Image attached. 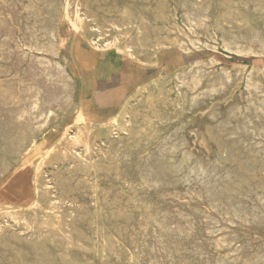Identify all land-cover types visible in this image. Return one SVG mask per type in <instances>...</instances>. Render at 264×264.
Segmentation results:
<instances>
[{"label":"rangeland","instance_id":"1","mask_svg":"<svg viewBox=\"0 0 264 264\" xmlns=\"http://www.w3.org/2000/svg\"><path fill=\"white\" fill-rule=\"evenodd\" d=\"M5 0H0V45L4 46V47H0V49H2V52L0 50V56H7L8 54V59H6L5 57L0 58V142H2V144L0 143V264H143V262L146 264H150L151 260V264H228L227 262H229V264H242V262L244 264H258L259 262H261V264L264 263V198L263 200H257L256 199H261L262 197H264V111H263V107H264V21L261 22L264 19V0H96L95 4H93L92 0H47V2H45L46 0H7V2L5 1V3H7L8 5H6L4 3ZM16 1V2H15ZM21 1V3H19ZM28 1V3H27ZM59 1V2H58ZM87 1V2H86ZM117 1V2H116ZM122 1V2H121ZM131 1H135L131 2ZM155 1V2H154ZM162 1H164L162 3ZM167 1V3L165 4V2ZM174 1V2H173ZM2 2L4 4H2ZM18 2V3H17ZM76 2V3H75ZM78 2V3H77ZM85 2V3H84ZM90 4H89V3ZM118 4H116V3ZM128 2V3H126ZM149 2V4H148ZM154 2V3H153ZM158 2V3H157ZM170 2V3H169ZM194 2V3H192ZM263 2V3H262ZM13 3L12 5H9ZM38 3V4H36ZM40 3V5H39ZM56 7H54L55 5ZM58 3H60L58 5ZM84 3V5H83ZM87 3V4H86ZM98 5H97V4ZM120 3H124V4H120ZM130 3V4H129ZM213 3V4H212ZM218 3V4H217ZM2 4V5H1ZM23 4V5H21ZM30 4V5H29ZM47 4V5H46ZM54 10H52L51 6ZM113 4V5H111ZM116 4V5H114ZM130 6H128V5ZM134 4V5H133ZM158 6H157V5ZM163 4V5H162ZM176 6H175V5ZM187 4V5H186ZM190 4V5H189ZM198 4V5H197ZM256 4V5H255ZM6 5V8H5ZM25 5V7H24ZM34 5V6H33ZM36 5V6H35ZM42 5V6H41ZM43 5H45V10L43 8ZM58 5V7H57ZM90 5V6H89ZM121 5H123L122 7L124 8H120ZM132 5V6H131ZM161 5V7H159ZM169 5V6H168ZM203 5V6H202ZM206 5H209L208 7ZM213 5V6H212ZM220 5V6H219ZM226 5H229L226 7ZM9 6H11L9 8ZM50 6V7H49ZM75 6V8H74ZM85 6V7H84ZM114 6V7H113ZM119 6V7H117ZM128 6V7H126ZM134 6V7H133ZM142 6V7H141ZM155 6V7H154ZM164 6V8H163ZM258 6V7H257ZM9 8V11L7 10ZM16 9H15V8ZM27 7V8H26ZM42 7V8H41ZM84 7V8H83ZM117 7V9H116ZM126 7V8H125ZM146 7V9H145ZM154 7V8H153ZM190 7V8H189ZM196 7V8H195ZM203 9H202V8ZM216 7V8H215ZM245 7V8H243ZM3 8V9H2ZM5 8V9H4ZM21 8V9H20ZM26 10H25V9ZM30 8V9H29ZM32 8V9H31ZM51 8V11L50 9ZM56 8V9H55ZM94 8L96 9V11H94ZM115 8V9H112ZM120 8V9H118ZM129 8H131L129 10ZM137 8V9H135ZM142 13H141V11ZM157 8H161V10L157 9ZM163 8V9H162ZM176 8V9H175ZM183 8V9H182ZM197 10H194V9ZM229 8V9H228ZM12 9L14 11H12ZM49 9V10H48ZM87 9L89 11H87ZM98 9V10H97ZM108 9V11H107ZM111 9L113 11H111ZM123 9V10H122ZM145 9V10H144ZM153 9V10H151ZM157 9V10H155ZM167 9V10H166ZM171 12H170V10ZM182 9V10H181ZM201 9V10H200ZM204 9L206 11H204ZM214 9V11H213ZM235 9V10H234ZM246 9V10H245ZM253 9V10H252ZM4 10V11H3ZM19 10V11H17ZM33 10V12H32ZM61 10V11H60ZM75 10V12H74ZM86 10V11H85ZM101 10V11H99ZM117 12H116V11ZM122 10V11H121ZM128 10V11H127ZM137 10V11H136ZM139 10V11H138ZM149 10V14L151 13V15L149 16L147 14ZM169 10V11H168ZM177 10V11H176ZM181 12H180V11ZM227 13V14H223V12ZM245 10V11H244ZM262 10V11H261ZM8 11V13H7ZM12 11V12H11ZM19 13H17V12ZM23 11V13H22ZM26 11V12H25ZM40 11L43 13H40ZM54 11V13H53ZM59 11V12H58ZM106 11V15L105 16L104 12ZM123 11H125L126 13H124ZM131 11V12H130ZM134 11V12H133ZM145 11V12H144ZM190 11V13H189ZM238 11V12H237ZM27 12H30L29 14ZM37 12V13H35ZM91 12V13H90ZM103 12V13H102ZM114 12V13H113ZM122 12V13H121ZM157 12V13H156ZM166 12V13H165ZM193 12H195V14H192ZM198 12V13H197ZM202 12V13H199ZM207 14H206V13ZM224 12V13H225ZM250 12V13H249ZM254 12V13H253ZM12 13V14H11ZM82 13V14H81ZM113 13V14H112ZM144 13V14H143ZM178 13V14H177ZM237 13V14H236ZM6 14V15H5ZM8 14V15H7ZM11 14V15H10ZM18 14V15H17ZM24 14V15H23ZM28 16H27V15ZM32 14V16H31ZM34 14V15H33ZM74 14V15H73ZM109 14V16H108ZM116 14V15H115ZM120 14V15H118ZM122 14V16H121ZM129 15V16H125V15ZM135 14V15H134ZM139 14V15H138ZM145 16H143V15ZM188 14V15H187ZM198 14V15H197ZM203 16H199L202 15ZM211 16H210V15ZM217 14H220V16ZM241 14V15H240ZM17 17L15 18L14 17ZM78 15V16H77ZM83 15V16H82ZM93 15L94 16V20H93ZM99 15V16H97ZM133 15V16H132ZM138 15V16H137ZM142 15V16H141ZM161 15V17L159 16ZM167 15V16H166ZM177 15V16H176ZM182 15V16H181ZM187 15V16H186ZM194 15V16H193ZM216 15V16H215ZM224 15H227L226 17ZM239 15V16H237ZM31 18H30V17ZM35 16V17H34ZM47 16V18H45ZM76 16V17H74ZM112 16H116V17H112ZM119 16V17H118ZM149 16V17H148ZM152 16V17H151ZM164 16V17H163ZM191 16V21L190 17ZM196 16V17H195ZM210 16V17H209ZM7 17V18H6ZM13 17V18H11ZM22 18L23 20H21L20 18ZM42 20H37V18ZM90 17V18H89ZM105 17V18H104ZM128 17V18H127ZM135 17V18H134ZM148 17V18H147ZM151 17V18H150ZM166 17V18H165ZM206 19V22H201L200 21H204L201 19ZM206 17V18H205ZM236 17V18H234ZM240 17V18H239ZM259 17V19H258ZM263 17V18H262ZM2 18L6 21V24L4 23L5 21L2 20ZM7 20H6V19ZM10 18V19H9ZM50 18V19H49ZM54 18V20H53ZM58 18V20H57ZM75 18L77 19V21L75 20ZM99 18H103V20H100ZM109 19L108 21H105L107 19ZM119 18V20L117 19ZM121 18V19H120ZM123 18V19H122ZM146 20H145V19ZM157 18V19H156ZM173 20H172V19ZM185 18V19H184ZM189 20H188V19ZM199 18V19H198ZM210 18V21H209ZM227 18V19H226ZM229 18V19H228ZM231 18V19H230ZM253 18V19H252ZM20 19V20H19ZM24 19H26L24 21ZM27 19L29 21H27ZM36 19V20H35ZM49 21H48V20ZM105 19V20H104ZM113 19V20H112ZM126 19V21H124ZM137 21H135V20ZM143 19V20H141ZM148 19V20H147ZM151 19V20H150ZM163 19V20H162ZM168 19V21H167ZM193 19V21H192ZM195 19V20H194ZM197 19V21H196ZM224 19V20H223ZM233 19V20H232ZM244 19V20H243ZM11 20V21H10ZM115 20V21H114ZM117 20V21H116ZM122 22H121V21ZM134 20V21H133ZM140 20V21H139ZM145 22L148 24L146 25L143 24ZM165 20V22H164ZM172 20V21H171ZM189 21V23L187 21ZM215 20V21H214ZM227 21V22H223V21ZM261 20V21H260ZM3 21V22H2ZM15 21V22H14ZM40 25H39V23ZM42 21V22H41ZM47 23V26L45 25V23ZM79 21V23H78ZM111 21V22H110ZM119 21V22H118ZM142 23H139L141 22ZM185 21V22H184ZM256 21V22H255ZM3 25H2V23ZM14 22V23H13ZM23 22V23H22ZM26 22L31 26H29L28 24H26ZM57 24H55V23ZM94 24H93V23ZM106 22V23H105ZM124 22V23H123ZM163 22V23H162ZM168 22V23H167ZM174 22V23H173ZM195 26H193L194 24ZM196 22L198 23L196 25ZM222 22V23H221ZM232 22V23H231ZM236 22V23H235ZM248 22V23H247ZM250 23V26L249 25ZM255 22V23H254ZM263 24V26H261L260 23ZM13 23V25H12ZM20 23V25H19ZM38 23V24H37ZM43 23V24H42ZM99 23V24H98ZM138 23V24H137ZM185 23V24H184ZM187 23V24H186ZM192 23V25H191ZM220 24V26H218ZM11 26H10V25ZM17 24V25H16ZM24 24V25H22ZM35 24V25H33ZM51 24V25H50ZM53 24V25H52ZM104 24V25H103ZM122 24V25H121ZM176 24V25H175ZM189 24V25H188ZM207 24V25H205ZM214 24V25H212ZM228 24V25H227ZM234 24V25H233ZM238 24V25H237ZM240 24V25H239ZM247 24V25H246ZM9 25V26H7ZM23 28L21 31V28ZM22 25V26H21ZM38 27H37V26ZM46 26V28H41V26L43 27ZM55 25V26H54ZM73 25V26H72ZM114 25V26H112ZM120 25V26H119ZM127 25V26H126ZM152 25V26H151ZM168 25V26H167ZM185 25V26H184ZM205 25V26H204ZM211 27H210V26ZM216 25V26H215ZM225 25V26H224ZM227 25V26H226ZM36 26V27H34ZM50 26V28H49ZM124 26V27H123ZM135 26V27H134ZM155 26V27H154ZM157 26L159 28H157ZM165 26V28L163 27ZM175 26L177 28H175ZM189 26V27H188ZM198 26V27H197ZM203 26V27H202ZM218 26V27H217ZM244 26V27H243ZM8 27V28H7ZM27 27V28H24ZM56 27V28H55ZM58 27V28H57ZM71 27V28H70ZM74 27V28H72ZM79 27V28H78ZM99 27V28H98ZM115 27V28H113ZM133 27V28H132ZM199 29H197V28ZM206 27V28H204ZM218 30V31H216ZM226 27V28H225ZM237 27V28H236ZM240 27V28H239ZM249 27V28H247ZM252 27V28H251ZM256 27V28H255ZM10 28V30H9ZM33 28V29H31ZM36 29V32L33 31ZM40 28V29H39ZM48 28V29H47ZM55 28V29H54ZM128 28V30H127ZM136 28H140L142 33L140 35V42L137 41V34L135 33L137 31ZM164 28V30H163ZM204 29V35H203V29ZM210 28V29H209ZM8 29V30H7ZM20 32H19V30ZM31 29V30H29ZM39 29V30H38ZM47 29V30H46ZM54 29V30H53ZM71 29V30H70ZM73 29V30H72ZM133 29V30H132ZM160 33H156L154 30ZM166 29V31H165ZM175 29H177L178 31H176ZM187 29V30H186ZM190 29V30H188ZM195 29V30H193ZM222 31H221V30ZM228 29V30H227ZM235 30L234 31H231ZM4 30V31H3ZM15 30V31H14ZM18 30V32H17ZM25 30V31H24ZM28 30V31H26ZM43 30H45L46 32H44ZM52 30L53 33L50 31ZM77 33H76V31ZM114 30V32H113ZM131 30V31H130ZM136 30V31H135ZM154 34H153V31ZM163 30V31H162ZM171 30V32L169 31ZM210 30V31H209ZM225 30V31H224ZM238 30V31H237ZM240 30V31H239ZM12 33H10V32ZM33 31V32H31ZM43 31V32H42ZM50 33H49V32ZM55 31V32H54ZM58 31V32H57ZM101 31V32H100ZM103 31V32H102ZM116 31V32H115ZM134 31V32H133ZM173 31V32H172ZM188 31V32H187ZM194 31V32H193ZM214 31V32H213ZM216 31V32H215ZM246 31V33H245ZM259 31V32H258ZM35 32V33H34ZM39 32V33H37ZM80 32V33H79ZM131 32V33H130ZM152 32V33H150ZM179 32V33H178ZM191 34H190V33ZM194 36H192L193 34ZM196 32V33H195ZM206 32V33H205ZM213 32V33H212ZM225 32V33H224ZM227 32V33H226ZM237 32V33H236ZM19 33V34H18ZM29 33V36H28ZM37 33V35H36ZM41 33V34H40ZM59 35H58V34ZM115 33V34H114ZM123 33V34H122ZM135 33V34H134ZM172 33V34H170ZM208 33V34H207ZM210 33H212L211 35H209ZM230 33V34H229ZM260 33V35H258ZM7 34V35H6ZM32 34V35H30ZM41 36H40V35ZM46 34V35H45ZM52 36H51V35ZM134 34V35H133ZM163 34V35H162ZM180 34V35H177ZM221 34V35H220ZM222 34L223 37H226L225 40L222 39ZM227 34V35H226ZM229 34V35H228ZM246 34V35H245ZM5 35V38L4 36ZM14 37H13V36ZM25 35V36H24ZM27 35V36H26ZM38 37L33 39V36ZM54 35V36H53ZM106 37H105V36ZM152 35V36H151ZM162 35V36H161ZM183 35V36H181ZM199 35V36H198ZM203 35V36H202ZM210 37H209V36ZM226 35V36H225ZM231 35V36H230ZM249 35V36H247ZM8 36V37H7ZM21 36V38H19ZM43 36V37H42ZM45 36V37H44ZM126 36V37H125ZM131 36V37H130ZM159 36V38H158ZM165 36V37H164ZM173 38L172 40H170L171 38ZM196 36V37H195ZM198 36V37H197ZM207 36V37H206ZM230 36V37H228ZM236 38L234 39V37ZM256 38H255V37ZM6 39H2V38ZM23 37V38H22ZM26 37V38H25ZM30 37V38H28ZM40 37V38H39ZM48 37V38H46ZM82 37V38H81ZM151 37V39H150ZM163 37L164 42L160 39ZM176 37V38H175ZM184 37L186 39H184ZM205 37V38H204ZM215 37V38H214ZM220 39L218 40L217 38ZM239 37H244V38H239ZM251 37V38H250ZM253 37V38H252ZM263 37V38H260ZM28 38V39H27ZM32 38V39H31ZM56 39L54 43L53 42L54 39ZM112 38V39H111ZM125 38V40H124ZM208 38V39H207ZM230 38V39H228ZM233 38V39H232ZM247 38V39H246ZM249 38V39H248ZM16 39V40H15ZM41 39V41L39 40ZM43 39V40H42ZM59 39V40H58ZM153 39V40H152ZM169 39V40H168ZM176 39V40H175ZM10 40V41H9ZM15 40V43H14ZM26 40V41H24ZM31 40V41H30ZM36 40V41H35ZM40 42V44L38 45V41ZM51 40V41H49ZM152 40V41H151ZM156 40V41H155ZM172 42H168V41ZM190 40V42H188ZM209 42H208V41ZM214 40V41H213ZM228 42H227V41ZM232 40H235V42ZM242 40V42H241ZM249 42L247 43L246 41ZM252 40L255 41L257 44H255L254 42L252 43ZM262 40V41H261ZM24 41V42H23ZM28 41V42H27ZM46 41V43H51V44H46L44 45V42ZM61 41V42H60ZM63 41V42H62ZM86 41V42H85ZM158 41V42H157ZM174 41V42H173ZM197 41V42H195ZM200 41V42H199ZM245 41V42H244ZM2 42V43H1ZM5 42V43H4ZM18 42V43H17ZM25 42L27 44V46L25 45ZM35 42V43H34ZM37 42V43H36ZM59 44H58V43ZM112 42V43H111ZM117 42V44H116ZM145 42V43H144ZM157 42V43H156ZM179 45H177L178 43H180ZM192 42V43H191ZM199 42V43H198ZM204 42V43H203ZM213 42V43H212ZM223 42V43H222ZM232 42V43H231ZM30 43V44H29ZM35 45H33V44ZM43 45H42V44ZM142 43V44H141ZM160 43V44H159ZM174 43V44H173ZM177 43V44H176ZM189 43L193 46L191 47V45H189ZM235 43V44H234ZM238 43L239 47L242 46L241 48L238 47V45L236 44ZM246 43V44H245ZM262 43V44H261ZM8 44V45H7ZM13 44L15 45V47L13 46ZM22 44V45H21ZM36 44L38 46H36ZM58 44V45H57ZM111 44V45H110ZM151 44V46L149 45ZM154 44H156L154 46ZM183 44V48L182 47ZM195 44V46L193 45ZM205 44V45H203ZM229 44V45H227ZM249 44V45H248ZM25 45V46H24ZM30 45V51L29 50V46ZM32 45H33V51L32 50ZM50 45V46H49ZM52 45V46H51ZM57 45V46H56ZM161 45V46H160ZM163 45V46H162ZM185 45V46H184ZM198 45V46H197ZM224 45V46H223ZM231 45V46H230ZM246 45V46H245ZM253 45V47H252ZM257 45V46H256ZM8 46V47H7ZM18 46V47H17ZM24 46V48H23ZM46 46V47H45ZM59 46V47H58ZM154 46V47H152ZM159 46V47H158ZM165 46V47H164ZM177 46V47H176ZM178 46L180 47L178 48ZM220 46V48H219ZM236 51L232 52L233 47ZM236 46V47H235ZM257 49H256V47ZM259 46V47H258ZM7 47V48H6ZM20 47V48H19ZM26 47V49H25ZM36 47V48H35ZM42 52H41V49ZM51 47V48H50ZM128 47H132V49L130 51H132V56L127 55L126 53V48ZM141 48L142 49H137ZM168 47V48H167ZM195 47V49H194ZM199 47V48H198ZM205 47V48H204ZM207 47H211L210 49ZM223 47V48H222ZM224 47H228L226 50ZM238 47V48H237ZM249 47V48H248ZM13 48V49H12ZM15 48V49H14ZM17 48V49H16ZM35 48V50H34ZM159 48V49H158ZM163 48V49H162ZM193 48V49H192ZM215 48V49H214ZM224 50H222V49ZM238 51L241 52H237ZM248 48V49H246ZM252 49L253 52L249 49ZM8 49V51H7ZM12 52H11V50ZM23 49V50H22ZM49 49V50H48ZM58 49V50H57ZM213 49V50H212ZM229 49V51H227ZM232 49V50H230ZM246 49V50H245ZM259 49V51H258ZM263 49V50H262ZM19 50V51H16ZM27 50V51H26ZM37 50V53H35V51ZM50 52V53H48ZM52 50V51H51ZM56 50V52L54 53V51ZM151 50V51H150ZM187 50V52L185 51ZM189 50V51H188ZM10 51V52H9ZM140 51L142 52L140 54ZM182 51V52H181ZM215 51V52H214ZM227 51V52H226ZM247 51V53H246ZM257 51V52H256ZM261 51V52H260ZM14 52V53H13ZM26 52V53H25ZM29 52V53H28ZM47 52V53H46ZM53 52V54H52ZM58 52V53H57ZM139 52V55L138 53ZM144 52V54H143ZM148 52V54H146ZM263 52V53H262ZM17 53V54H16ZM22 53V54H21ZM24 53V55H23ZM28 53V54H27ZM57 53V55H56ZM93 53V54H92ZM234 53V54H233ZM237 53V54H235ZM246 53V54H245ZM252 53V54H251ZM257 53V55L255 54ZM261 53V55H260ZM10 54V56H9ZM12 54V56H11ZM20 54V55H19ZM51 54V56L49 55ZM61 58H60V56ZM127 56H126V55ZM165 54V55H164ZM242 54V55H240ZM254 54V55H253ZM31 55V57H30ZM54 55V56H53ZM167 55V56H166ZM238 55V56H237ZM240 55V56H239ZM252 55V56H251ZM256 55V56H255ZM259 55V56H258ZM24 56V59H23ZM38 56V58H36ZM137 56V57H136ZM140 56V57H139ZM258 56V57H257ZM16 57V61L15 58ZM21 57V59H20ZM26 57V58H25ZM30 57V58H29ZM54 57V58H53ZM92 57V58H91ZM145 61H144V58ZM5 58V59H4ZM36 58V59H35ZM44 58V59H43ZM129 58V59H128ZM142 58V59H141ZM148 58V59H147ZM2 59V60H1ZM13 59V60H10ZM35 59V60H34ZM38 59V61H37ZM42 59V60H41ZM46 59L47 62L45 61ZM7 60V61H6ZM30 60V61H29ZM55 60V61H54ZM12 61V62H11ZM19 61V62H18ZM22 61V62H21ZM29 61V62H28ZM53 63V66L50 67ZM144 61V62H143ZM155 61V62H154ZM165 61V62H164ZM200 61V62H199ZM7 62V63H5ZM41 62L45 63L43 64V68L42 67H38L40 66ZM57 62V64H56ZM141 62V63H140ZM143 62V63H142ZM150 62V63H149ZM218 64H217V63ZM16 63V64H15ZM21 65H20V64ZM39 63V64H38ZM50 63V64H49ZM122 65H121V64ZM163 63V64H162ZM201 63V64H200ZM205 63V64H204ZM215 63V64H214ZM15 64V65H14ZM35 64V66H34ZM49 64V65H48ZM60 64V65H59ZM73 64V65H72ZM210 64V65H209ZM4 65V66H3ZM25 65V66H24ZM42 65V64H41ZM121 65V66H120ZM196 65V66H194ZM203 65V66H202ZM206 65V66H205ZM37 66V69H36ZM64 66V67H62ZM189 66V67H188ZM191 66V67H190ZM193 66V67H192ZM202 66V68L200 67ZM208 68V70H205V67ZM210 66V67H208ZM239 66V67H238ZM244 66V67H243ZM6 67V68H4ZM25 69H22L24 68ZM35 67V68H34ZM57 67V68H56ZM81 67V68H80ZM199 67V68H198ZM11 73H8L10 71ZM13 68V69H12ZM21 68V69H20ZM28 68V69H27ZM58 73H56L54 71ZM60 72H59V69ZM183 68V69H182ZM190 68V69H189ZM192 68V70H191ZM204 68V69H203ZM222 68V69H221ZM240 68V69H239ZM261 68V70H260ZM53 69V70H52ZM57 69V70H56ZM221 69V72H218ZM241 69H243L242 71H240ZM257 72H256V70ZM14 70V72H12ZM37 70V71H36ZM49 70V73H46V71ZM62 70V71H61ZM184 70V71H183ZM215 70V71H214ZM238 70V71H237ZM252 70V71H251ZM21 71V72H20ZM41 73H40V72ZM50 71L51 74H50ZM71 71V72H70ZM192 73H191V72ZM203 71V72H202ZM217 71V73H216ZM224 71H225V75H224ZM259 71H260V75L261 73H263V75H259ZM3 72H5L4 76ZM7 72V73H6ZM18 72V74H17ZM20 72V73H19ZM45 72V73H44ZM48 72V71H47ZM66 72V73H65ZM179 72L182 74H179ZM185 72V74H184ZM201 72V73H200ZM205 72H210V73H206V75L204 74ZM212 72V73H211ZM231 72V74L228 75V73ZM14 73V74H13ZM22 73V74H21ZM43 73V74H42ZM56 73V74H55ZM62 73V75L60 76V74ZM189 75H188V74ZM198 73L203 74L202 78L201 75ZM227 73V74H226ZM233 73V74H232ZM238 73V74H237ZM240 73V77L238 76ZM252 73L254 74L252 76ZM258 76H256L257 74ZM7 74V76H6ZM39 74V75H38ZM46 76H45V75ZM49 74V75H48ZM53 74V75H52ZM193 74V75H192ZM214 74V75H213ZM217 74V75H216ZM242 74V76H241ZM247 74V75H246ZM250 74L252 77H250ZM256 74V75H255ZM12 75V76H11ZM15 75V76H14ZM21 75V76H19ZM38 75V76H37ZM52 75V76H51ZM57 77H55V76ZM59 75V76H58ZM73 75V77H72ZM174 75V76H173ZM184 75V76H183ZM208 75V76H207ZM228 77H227V76ZM231 75V77H230ZM246 75V76H245ZM18 76V78H17ZM34 76V77H32ZM45 76V77H43ZM51 76V78H50ZM64 76V78H62ZM69 76V77H67ZM177 76V79H176ZM182 78H180V77ZM186 76V78H185ZM190 76V78H189ZM207 76V77H205ZM211 76V77H210ZM213 76V77H212ZM217 76H221V77H217ZM235 76V77H233ZM245 76V78H244ZM247 76L249 78H247ZM256 76V77H255ZM13 77V78H12ZM23 77V79H22ZM50 78V79H47ZM54 77V78H52ZM163 77V78H162ZM188 77V78H187ZM200 79H199V78ZM205 77V79H204ZM217 77V78H216ZM225 77V79H224ZM227 77V78H226ZM233 77V78H232ZM240 78V81L237 79ZM253 77H255L253 79ZM12 78V79H11ZM17 78V79H16ZM44 78L47 80L48 83H46L44 81ZM55 78L57 80H55ZM71 78V79H70ZM74 78V79H73ZM158 78V79H156ZM211 78V79H210ZM216 78V79H215ZM223 78V79H221ZM251 78V79H250ZM263 78V79H262ZM7 79V80H6ZM53 79V80H51ZM61 81H59V80ZM63 79V80H62ZM120 79V80H119ZM162 79V80H161ZM175 79V80H174ZM183 79V80H181ZM186 79V80H185ZM188 79V80H187ZM191 81H190V80ZM193 79H198L199 81H193ZM202 79V80H201ZM221 79V80H220ZM246 81H245V80ZM262 79V80H261ZM15 82H14V81ZM21 80V81H20ZM51 80V81H50ZM71 80V81H70ZM76 80V81H75ZM182 83H180L179 81ZM201 80V81H200ZM208 80V81H206ZM217 82H216V81ZM226 80V81H225ZM238 82V83H236ZM254 82L252 85V82ZM261 80V81H260ZM13 81V82H12ZM29 81V82H28ZM55 83H54V82ZM126 81V82H125ZM149 81V82H147ZM156 81V82H155ZM164 81V82H163ZM178 81V82H177ZM184 81V82H183ZM185 81H189V82H185ZM204 81V82H203ZM212 81V84H210V82ZM219 81V83H218ZM229 81V82H228ZM263 81V82H262ZM8 82H11L8 84ZM19 82V83H18ZM25 84H22V83ZM32 82V83H31ZM34 82V83H33ZM52 82L55 84H52ZM57 82V83H56ZM61 84H60V83ZM66 83V85H64V83ZM71 82V83H70ZM76 82V83H75ZM157 82L160 85L157 84ZM173 82V83H172ZM193 82L195 84V82L197 84L193 85ZM201 82V83H200ZM216 82V84L214 83ZM221 82V83H220ZM224 82V83H223ZM225 82L228 85H225ZM241 82V83H239ZM244 82H248L246 83V87L249 88V90H251L250 87H252L254 84H259L258 86L255 85L253 86L255 89H257V91L252 88L253 90H251L253 93H250L248 89H246ZM257 82V83H256ZM259 82V83H258ZM5 83H7L8 85H6ZM14 83V84H13ZM29 83V84H28ZM31 83V84H30ZM59 83V85H58ZM156 83V84H155ZM164 83V84H163ZM223 83V85H222ZM250 83V84H249ZM7 86V88L4 86ZM19 84V85H18ZM22 84V85H20ZM28 85V87H26ZM34 84V85H33ZM73 84V87H72ZM122 86H121V85ZM163 84V85H162ZM185 84V85H184ZM209 86V87H207ZM218 84V85H217ZM221 84V85H219ZM248 84L250 86H248ZM4 89L3 88V86ZM33 85V88H32ZM45 85V86H44ZM78 85V86H77ZM117 85L120 87L117 88ZM157 85V86H156ZM162 85V86H161ZM175 85V87H174ZM177 85V86H176ZM184 85V86H183ZM191 85V86H190ZM198 85V87L196 86ZM202 87H201V86ZM218 86L220 89L218 90L216 86ZM236 85V86H234ZM15 86V87H14ZM21 86V88H19ZM67 86V87H66ZM77 86V87H76ZM80 86V88H79ZM140 86V87H139ZM147 86V87H146ZM173 86V87H172ZM180 86V87H178ZM206 86V87H205ZM215 86V87H214ZM223 86V87H222ZM226 86V87H225ZM238 86V87H237ZM261 86V87H260ZM14 87V88H13ZM53 87V88H51ZM64 87V88H62ZM75 87V88H74ZM145 87V88H144ZM151 87V88H150ZM169 87V88H168ZM183 87V88H182ZM187 87H189L187 89ZM231 87V88H230ZM244 87V88H243ZM11 88V89H10ZM23 89V90H19V89ZM28 92H27V89ZM35 88V89H34ZM60 88V89H59ZM79 88V89H78ZM156 88H159L156 89ZM176 90H173V89ZM181 88L183 90H181ZM186 88V90H185ZM194 88V89H193ZM196 88V89H195ZM205 88V89H204ZM208 88V89H207ZM226 88V90H224ZM238 88V89H237ZM260 88V89H259ZM18 89V90H17ZM37 89V91H41V93H37V91L35 92V90ZM148 89V90H147ZM164 89V90H163ZM169 89V90H168ZM201 89V90H200ZM217 89V90H215ZM232 89V90H231ZM246 89V90H245ZM4 90V91H3ZM10 92H9V91ZM15 90V91H14ZM32 92H31V91ZM72 90V91H71ZM137 90V91H136ZM172 90V93L171 91ZM181 90V91H180ZM192 90H195L194 92ZM207 90V91H205ZM221 90V91H220ZM224 92H223V91ZM248 90V91H247ZM256 92H255V91ZM260 90V91H258ZM39 91V92H40ZM45 91V92H44ZM78 93H76V92ZM133 91V92H132ZM135 91V93H134ZM138 91H140L138 93ZM149 91V92H148ZM157 91V92H156ZM160 91H163L160 93ZM167 91V92H166ZM187 91V92H186ZM202 91V92H201ZM211 91L214 93H211ZM217 91V92H216ZM234 91V92H233ZM243 93H242V92ZM246 93H245V92ZM14 92V93H13ZM16 92V93H15ZM20 92V93H18ZM24 92V93H23ZM35 92V93H33ZM74 92V93H73ZM152 92V93H150ZM159 92V93H158ZM168 92H170V94H168ZM184 92V93H183ZM193 92V93H192ZM199 92V93H198ZM202 94H201V93ZM233 92V93H232ZM241 92V93H240ZM250 94V97L253 99H256V101H260V99L262 98L261 102L258 103L255 100H252L248 95V93ZM255 92V93H254ZM261 92V94H260ZM9 93L11 95H9ZM28 95H27V94ZM134 93V94H133ZM146 93H148L146 95ZM150 93V94H149ZM164 93V94H163ZM167 93V94H166ZM179 93V95H178ZM193 94L194 98L192 97L191 94ZM197 93V94H196ZM209 93V95H208ZM219 93V94H218ZM222 93V94H220ZM240 93V94H238ZM258 93V94H257ZM15 96V100L13 99ZM20 96H19V95ZM24 94V95H22ZM38 94V95H37ZM43 94V95H42ZM68 94V95H67ZM134 96H133V95ZM138 94V95H137ZM145 94V95H144ZM155 94L157 95L155 97ZM183 94V95H182ZM207 94V95H206ZM215 96H213V95ZM217 94V95H216ZM233 94V95H232ZM236 94V95H235ZM253 94V95H251ZM263 94V95H262ZM29 95H32V99L31 97H28ZM37 95V96H36ZM41 95V96H40ZM65 95V97H64ZM74 95V96H73ZM142 95V97H141ZM144 95V96H143ZM158 95H162L161 97ZM164 95V97H163ZM168 95V96H167ZM186 97H185V96ZM191 95V96H190ZM198 95V96H196ZM202 97H201V96ZM205 97H204V96ZM212 95V96H211ZM232 95V96H231ZM257 95V96H256ZM259 95V96H258ZM262 95V97L260 96ZM13 96V98H12ZM18 96V97H17ZM28 98H27V97ZM57 98H56V97ZM139 96V97H138ZM148 96V97H145ZM183 96L185 97L183 99ZM208 96V97H207ZM218 96V97H217ZM220 96V97H219ZM223 96V97H222ZM238 96H240L241 98H239ZM243 96V97H242ZM256 96V98H254ZM8 97V98H7ZM16 97L18 98V101L16 100ZM34 97H36V100L34 99ZM41 97V98H40ZM47 97V98H46ZM54 97V98H53ZM156 98L155 100L153 98ZM180 99H179V98ZM197 97V98H196ZM210 97V100H209ZM260 97V98H259ZM21 98H25L24 100ZM38 98V99H37ZM56 98V99H55ZM62 98L65 99L67 98L68 101L63 102L65 100L62 101ZM140 100H139V99ZM149 98V99H148ZM174 98V99H173ZM178 98V99H177ZM205 98V99H204ZM208 100H207V99ZM213 98V99H212ZM234 98V99H233ZM244 98V99H243ZM8 99V100H7ZM28 99V100H27ZM30 99V100H29ZM130 99L131 103H130ZM148 99V100H147ZM153 99V101H152ZM187 99V100H186ZM193 99V100H192ZM196 99V100H195ZM198 99V100H197ZM204 101H203V100ZM219 99V101H218ZM239 99V103L238 102ZM241 99V101H240ZM33 100V101H32ZM42 100V101H41ZM60 100V101H58ZM133 100V101H132ZM171 100V102H169ZM175 100V101H174ZM185 100V102H184ZM195 100V101H194ZM207 100V101H206ZM212 100V101H211ZM224 100L226 102H224ZM229 100V101H228ZM244 100H246V102H244ZM248 100V101H247ZM252 101L250 102V101ZM14 105H13V102ZM23 101V102H22ZM27 101V102H26ZM38 101V107L36 105L35 107V102ZM139 101V102H137ZM144 106V108L142 107V105ZM156 101V102H155ZM168 101V103H166ZM177 103H174V102ZM179 101V102H178ZM183 103H182V102ZM194 101V103L192 102ZM203 101V103H202ZM216 103H215V102ZM255 101V102H254ZM22 102V103H21ZM41 102V103H40ZM59 102V103H58ZM60 102L64 103L63 105L60 104ZM145 102V103H144ZM160 102V104H159ZM196 102V103H195ZM198 102V103H197ZM229 102V103H228ZM12 103V104H11ZM124 103V104H123ZM138 103V105L135 106V104ZM155 103V105H154ZM164 103V105H163ZM174 104V105H170V104ZM180 103H182L180 105ZM185 103V105H184ZM211 103V104H210ZM224 103H227L223 106ZM235 103V104H234ZM239 106H238V104ZM245 103L247 104V106L245 105ZM259 105H257V104ZM17 104V106H16ZM19 104V105H18ZM24 104V105H23ZM31 104V105H30ZM33 104V106H32ZM45 104V105H44ZM127 104V105H126ZM130 104V105H129ZM145 104V105H144ZM151 107L152 105L154 107ZM156 104H158L156 106ZM165 104L169 105L170 107L166 106ZM179 104V105H177ZM190 104V105H189ZM193 104V105H191ZM202 104V106H201ZM237 104V105H236ZM248 104L250 106L251 109L248 108ZM255 104V105H254ZM27 105V107H26ZM57 107H56V106ZM134 105V106H133ZM141 105V106H140ZM148 105V106H146ZM163 105V106H162ZM197 105V106H196ZM213 105V107L211 106ZM221 105V106H219ZM228 105V106H227ZM232 105V106H231ZM247 107H245V106ZM9 106V107H8ZM24 106V107H23ZM54 106L57 108H54ZM60 106V108H58ZM63 106V107H61ZM68 106V107H67ZM129 106V108H128ZM131 106V108H130ZM140 106V107H139ZM156 106V107H155ZM162 110L161 109V107ZM177 106V107H176ZM231 106V107H229ZM234 106V107H233ZM243 106V107H242ZM256 106V107H255ZM261 106V107H260ZM263 106V107H262ZM34 109H32V108ZM140 109H138V108ZM149 107V108H148ZM158 107V109H156ZM212 107V108H210ZM223 107V108H222ZM233 107V108H232ZM255 107V108H254ZM30 108V109H29ZM47 108V110H46ZM65 110L63 111L62 110ZM67 108V109H66ZM143 108V109H142ZM151 108V110H149ZM165 108V110H163ZM176 110H174V109ZM190 108V109H188ZM198 109L195 110L194 109ZM211 111H210V109ZM217 108V109H216ZM229 108V109H228ZM258 108L257 110H254ZM17 109V110H16ZM21 109V110H20ZM55 109V110H54ZM142 109V111H141ZM148 109V110H146ZM188 109V110H187ZM193 109V110H192ZM209 109V110H208ZM213 109V110H212ZM215 109V110H214ZM225 109V110H224ZM231 109V111H230ZM234 109V110H233ZM241 109V110H240ZM243 109V110H242ZM247 111H246V110ZM262 109V110H260ZM34 112H33V111ZM49 110V111H48ZM62 112H60V111ZM93 110V111H92ZM128 110V112H127ZM139 110V111H138ZM146 110V111H145ZM155 110L156 112H153ZM182 110V113H181ZM191 110V112L189 111ZM228 110V111H227ZM234 112H233V111ZM238 110H240L238 112ZM31 113H30V112ZM59 111V112H58ZM144 111V112H143ZM151 111V112H150ZM165 111V112H164ZM187 111V113H186ZM199 111V112H197ZM206 111V112H205ZM222 111V112H221ZM237 111V112H236ZM253 111V112H252ZM259 111H261L260 113H258ZM20 112H22V115H20ZM40 112V113H39ZM57 112L58 114L54 113ZM65 112V113H64ZM115 112V113H114ZM162 112V113H161ZM170 113V116L168 115ZM179 112V113H177ZM202 112V113H201ZM205 112V113H204ZM208 112V113H207ZM218 112V113H217ZM224 112V113H223ZM231 112V114H230ZM245 112H250V114H246ZM257 112V113H256ZM263 112V113H262ZM25 115H24V114ZM28 113V116H26ZM49 113H53L52 115ZM64 113V114H63ZM111 113V114H110ZM113 113V114H112ZM143 114V115H140ZM153 113V115H152ZM155 113V114H154ZM161 113V114H160ZM192 113V114H191ZM197 113V114H196ZM201 113V114H200ZM204 113V114H203ZM214 113V115H213ZM218 114L217 115L215 114ZM220 113V114H219ZM223 113V114H221ZM234 116H233V114ZM238 113V114H237ZM261 113L263 115V117L261 116ZM34 114V116H33ZM42 114V115H40ZM157 114V115H156ZM173 114V115H172ZM176 114V115H174ZM182 114V115H181ZM209 114V115H208ZM212 114V116H211ZM229 114V115H228ZM237 114V115H235ZM243 114V115H242ZM256 114V115H255ZM260 114V115H259ZM31 115V116H30ZM55 115V117H54ZM61 115V116H60ZM139 115V116H138ZM153 117H151V116ZM162 115V116H161ZM163 115H166L165 117ZM168 115V116H167ZM179 115V116H178ZM181 115V116H180ZM190 115V116H188ZM200 115V116H199ZM222 115V117H221ZM248 115V116H247ZM251 115V116H249ZM255 115V117L253 116ZM18 116V117H17ZM23 116V117H22ZM26 116V117H25ZM41 116V117H39ZM49 116V117H48ZM60 116V117H59ZM65 116V117H64ZM123 116V117H122ZM139 117L136 118V117ZM143 116L144 119L143 120ZM146 116V117H145ZM157 116V118H156ZM161 116V119L160 117ZM175 116V117H174ZM186 116V117H185ZM192 116V117H191ZM194 116V117H193ZM200 118H199V117ZM207 116V117H206ZM209 116H211L209 118ZM215 116V117H213ZM220 116V117H219ZM226 116V117H225ZM239 116V117H236ZM260 116V117H258ZM39 117V118H38ZM57 117V118H56ZM122 117V118H121ZM128 117V118H127ZM164 117V118H162ZM169 117V118H168ZM174 117V118H173ZM178 117V118H176ZM185 117V118H184ZM212 117L214 118V121L212 119ZM230 117V118H229ZM232 117H235L232 119ZM243 117V118H242ZM258 119H255L257 118ZM20 118V119H18ZM37 118V120H36ZM42 118V119H40ZM53 120H52V119ZM56 118V120H55ZM148 118V119H147ZM159 118V119H158ZM208 118V119H207ZM238 118H242L241 120L244 122H242L240 119ZM244 118H246L244 120ZM250 118V119H249ZM254 121H252L251 120ZM263 118V119H262ZM17 119V120H16ZM22 119V121H21ZM32 119L34 121V119L36 120L35 122H32ZM60 119V120H59ZM121 119V120H120ZM126 119H128L126 121ZM131 119V120H130ZM133 119V120H132ZM170 121L168 123V121ZM179 119V120H177ZM189 119V120H187ZM195 119V120H193ZM209 119H212L209 121ZM217 119V120H216ZM219 119V121H218ZM228 119V120H227ZM231 119V120H230ZM44 120V121H43ZM46 120V121H45ZM54 122H52V121ZM58 120V121H57ZM136 120V121H134ZM149 120V121H147ZM157 120H161V121H157ZM191 120V121H190ZM203 120V121H202ZM208 120V121H206ZM223 120V122L221 121ZM226 120V121H225ZM240 120V123H239ZM251 120V121H248ZM258 120V121H256ZM262 120V121H260ZM25 121V122H24ZM65 121V122H64ZM126 121V122H125ZM132 121H133V126L132 125ZM138 121V122H137ZM154 121H157V123H155ZM165 121V122H164ZM187 121V122H186ZM213 121V122H212ZM216 121V122H215ZM44 122H46L44 124ZM48 122V123H47ZM120 122V123H119ZM128 122V124H127ZM149 122V124H148ZM151 122V123H150ZM153 122V123H152ZM161 122V123H160ZM181 124H179V123ZM203 122H208V123H203ZM221 122V123H220ZM225 122V123H224ZM235 122H237L235 124ZM246 122V124H245ZM251 122V124H250ZM257 123V122H261V123H257L258 125H254L253 123ZM131 123L130 127L129 124ZM139 123L141 125H139ZM155 123V124H154ZM168 123V124H167ZM174 123V124H173ZM196 123V124H195ZM217 123V124H216ZM231 123V124H230ZM10 124V125H9ZM53 124V125H52ZM69 124V125H68ZM122 124V125H121ZM138 124V125H136ZM147 128H146V126ZM148 124V125H147ZM153 124V126H152ZM160 124V125H159ZM167 124V125H166ZM169 124H171L172 126H170ZM195 126H194V125ZM214 124V127H213ZM216 124V125H215ZM220 126H219V125ZM245 124V126H244ZM253 124V127H252ZM260 124V125H259ZM44 125V126H43ZM119 125V126H118ZM156 125V126H155ZM169 125V126H168ZM182 127H181V126ZM189 125V126H188ZM191 125V127H190ZM200 125V126H199ZM206 125V127H205ZM209 125V126H208ZM225 125V127H224ZM234 125V126H233ZM243 126L241 127H237V126ZM249 125V126H248ZM251 125V126H250ZM262 125V126H261ZM35 126V127H34ZM37 126H39V131L37 130ZM40 126H43L42 128H40ZM73 126V127H72ZM145 126V127H144ZM152 126V127H151ZM194 126V127H193ZM211 126V127H210ZM230 126V127H229ZM236 126V127H235ZM259 126V127H258ZM33 127V128H32ZM52 127V128H51ZM158 127V128H156ZM170 127V128H169ZM172 127V128H171ZM181 130H180V128ZM186 127V128H184ZM199 127V128H198ZM202 127V128H201ZM232 127V128H231ZM250 127V128H249ZM262 127V128H260ZM51 128V129H50ZM84 128V129H83ZM116 128V129H115ZM142 128V130H141ZM146 128V131H145ZM151 128V130H150ZM154 128V130H153ZM177 128V129H176ZM202 130H201V129ZM206 128V129H205ZM211 128V130H210ZM216 128V129H215ZM218 128V130H217ZM225 128V129H224ZM236 128V129H235ZM88 129V130H87ZM171 129V130H170ZM178 132H175V130ZM183 129V131H182ZM195 129V130H194ZM224 129V130H223ZM234 129L236 131H234ZM242 129V130H240ZM245 129V130H244ZM248 129V130H247ZM253 129V130H252ZM260 129V130H258ZM71 130V131H70ZM78 130V131H77ZM96 130V131H95ZM101 130V131H100ZM119 130V131H118ZM165 130V131H164ZM223 130V131H222ZM229 130V131H228ZM233 130V131H232ZM244 130V131H243ZM255 130V131H254ZM259 132H258V131ZM263 130V131H262ZM31 131V132H30ZM38 131V132H37ZM100 131V132H99ZM135 131H137L135 133ZM153 131V132H152ZM155 131V132H154ZM173 131V132H172ZM189 131V132H188ZM192 131V132H191ZM207 131V132H206ZM216 131L220 132L217 133ZM226 131L225 134H229V136L227 137V135L223 134ZM239 131V132H238ZM243 131V132H240ZM250 131V132H249ZM37 132V133H36ZM64 132V134H63ZM76 132V133H75ZM97 134H96V133ZM104 132V133H103ZM118 134H117V133ZM134 132V134H133ZM148 132V133H147ZM160 132V133H159ZM170 132H172L170 134ZM204 132V133H203ZM215 132V133H214ZM230 132V133H228ZM232 132V134H231ZM237 132V133H236ZM247 134V136H251L254 138L251 139V137H247L245 135V133ZM251 132H254L251 133ZM261 132V133H260ZM131 134V136H127V134ZM163 135H162V134ZM166 133V134H165ZM169 133V135H168ZM174 133V134H173ZM181 133V134H180ZM213 133V136H212ZM240 133V134H238ZM243 133V134H242ZM251 133V134H250ZM260 133V136H256V134ZM40 134V135H39ZM88 134V135H87ZM125 134V135H124ZM152 134V136L150 137V135ZM160 134V135H158ZM197 134V136H196ZM208 134V135H206ZM211 134V135H210ZM215 134V135H214ZM220 134V135H219ZM263 134V135H261ZM53 135V137H52ZM87 135V136H86ZM95 135V137H94ZM176 135V136H174ZM201 135V136H199ZM224 139H222V136ZM244 139H243V136ZM33 136V137H32ZM110 136V137H109ZM121 136V137H120ZM124 136H127V138L125 139H129L128 141L124 139ZM137 137V138H134ZM157 136V138H156ZM167 136V138L165 137ZM173 136V137H172ZM180 138H179V137ZM203 136V137H202ZM232 136V137H230ZM262 136V138H261ZM57 137V138H56ZM86 137V138H85ZM117 137V138H116ZM149 137V138H148ZM154 137V138H153ZM217 137V139H216ZM242 137V138H241ZM39 138V139H38ZM52 138V139H51ZM85 138V139H84ZM89 138V139H88ZM106 138V139H105ZM147 138V140H146ZM156 138V139H155ZM165 138V139H164ZM170 138V139H169ZM175 138V139H174ZM196 138V139H195ZM212 138V139H211ZM215 138V140H214ZM220 138V139H219ZM236 138V139H235ZM239 138V139H238ZM248 138V139H247ZM259 138V139H258ZM60 139V140H59ZM79 139V141H78ZM111 139V140H110ZM123 139V140H122ZM135 139H137L135 141ZM149 139V140H148ZM154 139V140H151ZM168 139V140H167ZM173 141H172V140ZM181 139H184L183 141ZM195 139V140H194ZM199 139V140H198ZM206 142H205V140ZM235 141H234V140ZM241 139V141H240ZM261 139V140H260ZM263 139V140H262ZM59 142H58V141ZM120 140V141H119ZM181 140V141H180ZM221 140V141H220ZM245 140V141H244ZM251 140V141H250ZM260 140V141H259ZM110 141V143H109ZM124 141V142H123ZM126 141V142H125ZM135 141V142H134ZM147 141V142H146ZM155 141V142H154ZM164 141V142H163ZM185 141V142H184ZM196 141V143H195ZM216 141V142H215ZM223 141V142H222ZM233 141V142H232ZM239 141V142H237ZM248 141L250 143H248ZM253 141V142H252ZM254 141L256 143H254ZM28 142V143H27ZM57 142V143H56ZM84 142V143H83ZM108 142V143H107ZM114 142V143H113ZM133 142V143H132ZM137 142V143H136ZM140 142H143L142 145ZM145 142V143H144ZM159 142V143H158ZM174 144H173V143ZM181 142V143H179ZM188 142V143H187ZM226 142V143H225ZM261 142V143H259ZM30 143V144H29ZM97 143V144H96ZM112 143V144H111ZM116 143V144H115ZM120 143V144H119ZM126 143V144H124ZM148 143V144H147ZM164 143V144H163ZM169 143V144H168ZM191 143V144H190ZM207 143V144H206ZM219 145H218V144ZM222 143V144H221ZM230 143H232L230 145ZM245 143V144H244ZM252 143V144H251ZM28 144V145H27ZM54 144H55V149L54 148ZM137 144V145H136ZM139 144V146H138ZM146 144V146H144ZM162 144V145H161ZM182 146H181V145ZM185 144V145H183ZM190 144V145H189ZM195 144V145H194ZM211 144V145H209ZM235 144V145H234ZM255 144V145H254ZM257 144V145H256ZM3 145V146H2ZM5 145V146H4ZM26 145V146H25ZM119 145V146H118ZM123 146L120 148V146ZM130 145V146H128ZM137 147H136V146ZM172 145V146H171ZM200 145V146H199ZM209 145V146H207ZM226 145V146H225ZM227 145L228 148H227ZM237 145V146H236ZM242 145V146H241ZM7 146V147H6ZM25 146V147H24ZM60 146V147H59ZM98 146V147H97ZM107 146V147H105ZM114 146V147H113ZM149 146V147H148ZM160 146V147H159ZM197 146V147H196ZM261 146V147H259ZM53 147V148H52ZM116 147H117V151H116ZM126 147V148H124ZM130 147V148H129ZM135 147V149H134ZM139 147V148H138ZM143 147V148H142ZM147 147V148H146ZM156 147V148H155ZM166 147V148H165ZM183 147V148H182ZM186 147V148H185ZM215 147V148H214ZM218 147H220L218 149ZM230 147V148H229ZM239 147V148H238ZM251 147V148H250ZM255 147V148H254ZM259 147V148H257ZM10 148V149H9ZM106 148V153L104 154L102 153L103 151H105L104 149ZM128 148V149H127ZM170 148V149H169ZM176 151H175V149ZM211 148V149H210ZM226 148V149H225ZM242 148V149H241ZM244 148V149H243ZM247 148V149H246ZM254 148V149H253ZM52 149V150H51ZM87 152H86V150ZM99 149V150H98ZM115 149L116 152H118L119 154H117L115 151H113ZM127 149V150H125ZM130 149V151H129ZM148 149V150H147ZM158 149V150H156ZM174 149V150H173ZM189 149V150H188ZM226 152L225 154H223V152ZM237 149V150H236ZM26 150V151H25ZM112 150V151H111ZM133 150V151H132ZM151 150V151H150ZM162 150V151H161ZM168 150V151H167ZM182 150V151H181ZM196 150V151H195ZM226 150V151H225ZM229 150V151H228ZM250 150V151H249ZM253 150H255V152H253ZM259 150V151H258ZM25 151V152H24ZM49 151V152H47ZM52 153H51V152ZM59 151V152H58ZM99 151V153H98ZM123 151V152H122ZM157 151V152H156ZM172 151V152H171ZM173 155H171L172 153ZM184 151V153H183ZM189 151V152H188ZM199 151V152H198ZM218 151V152H217ZM221 151V154H220ZM261 151V153H260ZM13 152V153H12ZM22 152V153H21ZM51 153L50 155L47 153ZM82 152V153H81ZM110 152V153H109ZM113 154H112V153ZM125 152V153H124ZM146 152V153H145ZM165 155H163L162 154ZM210 152V153H209ZM251 152V153H250ZM10 153L11 156H10ZM116 153V154H115ZM122 153V154H120ZM134 153V154H133ZM148 153V154H147ZM150 153V154H149ZM158 153V154H156ZM160 153L163 155H160ZM171 153V154H168ZM182 153V155H181ZM190 155H187V154ZM197 153V154H196ZM214 155H213V154ZM227 153L228 156H227ZM245 155H244V154ZM257 153L259 155H257ZM22 154V155H21ZM48 156H47V155ZM104 154V156H102ZM110 154V155H109ZM137 154V155H136ZM146 154V155H145ZM184 154V155H183ZM212 154V155H211ZM217 154V155H216ZM219 154V156H218ZM47 157H46V156ZM106 155V156H105ZM118 155V156H117ZM122 155V156H121ZM145 155V156H144ZM158 155V156H157ZM180 155L181 159H180ZM188 157H187V156ZM201 156V158L199 156ZM208 155V156H207ZM211 155V156H210ZM224 155V156H223ZM232 155V156H231ZM234 155V156H233ZM3 156V158H2ZM102 156V157H101ZM121 156V157H120ZM153 156V157H152ZM161 156V157H159ZM173 156V157H172ZM204 156V157H203ZM227 156V158L225 157ZM230 156V157H229ZM261 156L263 159H261ZM5 157V158H4ZM11 157V158H10ZM44 157V158H42ZM106 157V158H105ZM117 157V159H116ZM147 157V158H146ZM155 157V158H154ZM164 157H166L167 159H169L167 161V159H165ZM171 157V158H169ZM206 157V158H205ZM212 157V158H210ZM216 157V159H215ZM221 157V158H220ZM233 157V158H232ZM242 157V159H241ZM260 157V158H259ZM14 158V159H13ZM16 158V159H15ZM42 158V159H41ZM96 158V159H95ZM102 158V159H100ZM113 158V159H112ZM122 158V159H121ZM125 158V159H123ZM146 163L144 162V159ZM149 158V159H148ZM153 160H152V159ZM161 158V159H160ZM164 158V160H162ZM183 158V159H182ZM188 158V159H187ZM210 158V160H208ZM256 158V159H255ZM9 159L11 160V162L9 161ZM46 159V160H44ZM93 159V160H92ZM95 159V160H94ZM119 159H121L119 161ZM142 159V160H141ZM171 159V160H170ZM185 159H187L188 163H190V165L188 163H186ZM204 159V160H202ZM223 159V161H222ZM227 159V160H226ZM233 159V160H230ZM236 159V160H235ZM247 159V160H246ZM258 159V160H257ZM261 159V160H260ZM42 164H41V161ZM84 160H88V165L84 162ZM92 160V162H91ZM106 160H110V161H106ZM130 160V161H129ZM149 160V161H148ZM175 160V161H174ZM183 160V161H182ZM194 160V161H192ZM199 162H198V161ZM201 160V161H200ZM216 160V161H215ZM226 160V162H224ZM230 162H229V161ZM240 160V161H239ZM16 161V162H15ZM40 161V162H39ZM118 161V162H117ZM135 161V162H134ZM137 161V162H136ZM141 161V162H140ZM155 161V163H154ZM161 161V162H160ZM169 161H171L173 164H171ZM180 161V162H179ZM185 161V162H184ZM233 161V162H232ZM235 161V162H234ZM257 161V162H256ZM261 161V162H260ZM2 162V163H1ZM9 162V163H8ZM103 164H102V163ZM108 162H110L109 164H107ZM134 162V163H133ZM144 164H143V163ZM159 162V163H158ZM169 162V163H166ZM184 162V164H183ZM194 162V163H193ZM215 162L217 164V167H215ZM224 165H222L221 163ZM224 162V163H223ZM259 162V164H258ZM16 163V164H15ZM35 163H37L35 165ZM63 163V164H62ZM76 163V164H75ZM80 163V164H79ZM96 165H95V164ZM102 165H101V164ZM125 163V164H124ZM151 163V164H150ZM163 163V164H161ZM178 163V164H177ZM180 163V164H179ZM181 163H182V167H181ZM201 165H200V164ZM205 163V164H204ZM210 165H207V164ZM233 166H229L227 164H230ZM3 164V165H2ZM85 167L83 168L82 166ZM90 164V165H89ZM105 164V165H104ZM127 164V165H126ZM141 164V165H140ZM147 164V166H145ZM192 164V165H191ZM196 164V165H194ZM213 164V166H211ZM237 164V165H236ZM239 164V165H238ZM6 165V166H5ZM53 165V166H52ZM70 165V166H68ZM101 165V166H99ZM126 165V166H125ZM130 165V166H128ZM132 165V166H131ZM160 165L162 167H160ZM165 167H164V166ZM174 165V166H172ZM177 165V166H176ZM182 168V171L178 170L177 168L179 166ZM187 165V166H186ZM199 165V166H198ZM247 165V166H246ZM4 166L7 167V169H4ZM9 166V167H8ZM38 166V168H37ZM74 166V167H73ZM81 166V167H80ZM121 166V168H120ZM125 166V167H124ZM139 166V167H138ZM141 166L146 167V170L144 168H141ZM158 166V167H157ZM168 166V167H167ZM170 166V168H169ZM192 166V168L190 169L189 167ZM194 166V169H193ZM198 166V167H197ZM200 166H202V169L199 168ZM206 166V168H204ZM222 168H221V167ZM236 166V167H235ZM239 166V167H238ZM35 167V168H34ZM57 167V169H56ZM66 167H68V169H66ZM78 169H76V168ZM99 167V168H97ZM106 171H105V168ZM109 167V168H108ZM114 167V168H113ZM132 167V168H130ZM135 167H138L137 169ZM153 167V169H152ZM155 167V168H154ZM173 167V169H172ZM179 167V168H180ZM184 167H186L185 169H183ZM209 167V168H207ZM216 168L214 170V168ZM229 167V168H228ZM233 167V168H232ZM255 167L257 168L255 170ZM65 169L64 171L61 172L62 169ZM71 168V169H70ZM80 168V171H79ZM81 168L84 169V171L82 173L81 172ZM101 168V169H100ZM112 168V169H111ZM116 168V171H115ZM141 168V169H140ZM180 168V169H181ZM236 168V169H235ZM242 168V169H241ZM35 169V170H34ZM56 169V170H55ZM89 169V171L87 170ZM103 169V170H102ZM109 169V170H108ZM107 173V171H111ZM127 169V170H124ZM129 169H131L129 171ZM133 169V170H132ZM158 169V170H157ZM165 169V170H164ZM167 169L169 171H167ZM171 169V170H170ZM210 169V171H209ZM213 169V170H212ZM245 169V170H244ZM247 169V170H246ZM250 169V170H249ZM35 171L33 176V172ZM44 170V171H43ZM68 170V172L72 173H66ZM73 170V171H72ZM77 172H76V171ZM100 170V171H99ZM138 170V171H137ZM150 170L151 172L147 171ZM156 170V171H155ZM160 170V171H159ZM174 170H177L174 171ZM199 170V171H197ZM202 172H201V171ZM209 172H208V171ZM224 172H223V171ZM241 172H240V171ZM6 171V172H3ZM49 174H48V172ZM51 171V172H50ZM125 173H124V172ZM143 171V173L141 172ZM146 171V172H145ZM155 171V173H154ZM158 171V173L156 174V172ZM164 171V172H163ZM167 171V172H166ZM171 171H173L172 174ZM179 171V172H178ZM188 171V172H186ZM192 174L191 176V173ZM208 173V174H206ZM218 171V172H217ZM220 171V172H219ZM232 171V172H231ZM238 171V172H237ZM256 171V172H255ZM54 172V173H53ZM62 173L61 175L59 174ZM93 172V174L91 175V173ZM123 172V173H122ZM130 172V173H129ZM132 172V173H131ZM139 172L140 173V178L142 177L141 175L144 174V177H142L141 179H139ZM168 172H170L171 174H169ZM182 172V173H181ZM186 172V173H185ZM200 172V173H197ZM212 172V173H210ZM53 173V175H52ZM75 173V175L73 174ZM78 173V174H77ZM80 173V174H79ZM105 173V174H104ZM121 173L124 176V174L127 176L125 177H121ZM162 173V174H161ZM215 173V174H214ZM233 173V174H232ZM241 173V174H240ZM249 173V174H248ZM57 174V175H56ZM59 174V175H58ZM107 174V176H106ZM109 174V176H108ZM115 174V175H113ZM138 174V175H137ZM164 174V175H163ZM182 174V175H181ZM211 174H214L213 176H211ZM226 174V176L228 177H224ZM228 174V175H227ZM235 174L240 175V176H235ZM132 175V176H131ZM147 175V176H145ZM151 177H150V176ZM168 175V176H166ZM189 175V176H187ZM197 175V176H196ZM199 175V176H198ZM205 176L201 177V176ZM207 175H208V179L207 180ZM219 175V176H218ZM229 175L231 177H229ZM245 175V176H243ZM257 175V176H256ZM32 176V177H31ZM54 176V177H52ZM89 176H92L90 179L88 178ZM104 176V177H103ZM115 177L116 180H113ZM129 176V177H128ZM158 178L156 179L155 178ZM172 176V178H171ZM175 176V177H174ZM177 176V177H176ZM191 176V177H190ZM211 178H210V177ZM216 176V179H215ZM218 176V177H217ZM235 176V177H233ZM254 176V177H253ZM260 176V177H259ZM47 177H50L49 179ZM52 177V178H51ZM101 177V178H100ZM137 177V178H136ZM165 177V178H164ZM170 177V178H169ZM182 177V178H181ZM196 180H195V178ZM201 177V179L199 178ZM213 177V178H212ZM245 177V179H244ZM257 177V178H256ZM35 178V180H34ZM57 180H56V179ZM59 178V179H58ZM80 178V179H79ZM84 178V179H82ZM98 178V179H97ZM104 178V179H102ZM120 178V179H119ZM124 178V180H123ZM146 178V179H145ZM148 178V179H147ZM169 178V179H168ZM185 178V179H183ZM218 178V179H217ZM232 180H230V179ZM235 178V179H234ZM247 178V179H246ZM251 178V179H250ZM79 179V180H78ZM96 179V180H95ZM111 179L113 181H111ZM119 179V180H118ZM165 181H164V180ZM169 180L168 182L166 180ZM172 179V181L170 180ZM194 179V180H193ZM206 179V180H205ZM229 179L232 184L230 183ZM239 179V180H238ZM242 179V180H241ZM32 180V181H30ZM45 180V181H44ZM65 180V181H64ZM77 180V182H76ZM80 180L82 182H80ZM85 180V181H84ZM151 180V181H149ZM176 180V181H175ZM181 180V181H179ZM193 180V181H191ZM202 180V183H201ZM211 180V182H210ZM219 180V182H218ZM220 180L223 182H220ZM235 180V181H234ZM242 182H241V181ZM244 180V181H243ZM247 183H246V181ZM56 181V182H54ZM58 181V183H57ZM66 181L68 183H66ZM70 181V182H69ZM79 181V183H78ZM115 181V182H114ZM119 181V182H118ZM120 181L122 182L120 183ZM125 181V182H124ZM129 181V182H128ZM134 181V182H133ZM145 181V182H144ZM149 182V183H146ZM154 181V182H153ZM160 181V182H159ZM163 181V182H162ZM171 181V183H170ZM188 181V182H187ZM195 181V182H194ZM206 181V182H205ZM213 181V184H211ZM215 181V184H214ZM65 183L72 185V183H74L72 186H66L65 184L60 183ZM136 182V183H135ZM141 182V183H140ZM145 186H144V184ZM159 182V183H158ZM162 182V183H161ZM177 182V183H175ZM200 182V183H198ZM205 182V183H203ZM228 182V184H227ZM241 182V183H240ZM245 182V184H244ZM248 182L249 185H248ZM34 183V185H33ZM76 183V186H75ZM81 183L87 186H81ZM90 185H89V184ZM108 183V185H107ZM128 183V184H126ZM133 183V185L131 184ZM155 183V185L153 184ZM157 183V185H156ZM166 183V184H165ZM168 183V184H167ZM170 183V184H169ZM180 183V184H179ZM192 183V184H191ZM196 183H198L196 185ZM230 183V184H229ZM240 184L241 188L239 185H235V184ZM54 184V185H52ZM56 184V186H55ZM77 184L79 186H77ZM106 184V185H105ZM140 184V185H138ZM146 184L147 187H146ZM153 184V185H152ZM160 184V185H159ZM173 184V186H172ZM175 184L177 185L175 187ZM179 184V185H178ZM205 185V189L203 187V185ZM227 184V185H226ZM235 185L238 188H234L233 186ZM242 184V185H241ZM262 184V185H261ZM59 187H58V186ZM64 185V186H63ZM89 185V187H88ZM127 185V187H125ZM159 185V186H158ZM166 188H163L165 187ZM189 185V186H188ZM201 185V186H199ZM209 185V187H208ZM213 185V186H212ZM217 185V186H215ZM228 185H231L228 187ZM244 185V186H243ZM32 186V187H31ZM66 186V187H65ZM74 186L76 188H74ZM81 186V188H80ZM91 186V187H90ZM132 186V187H131ZM153 186V187H152ZM157 186V187H156ZM192 186V187H191ZM195 186V187H193ZM245 186L247 188H245ZM253 186V187H252ZM254 186H256L254 188ZM32 190H31V188ZM58 187V188H56ZM85 187V188H83ZM113 187V190H112ZM123 187V188H122ZM131 187V189H130ZM138 187V188H137ZM143 187V188H142ZM145 187V189H144ZM156 187V188H155ZM169 187V188H168ZM182 187V188H181ZM207 187V188H206ZM211 187V188H210ZM213 187H214V192L213 191ZM252 189H251V188ZM263 187V188H262ZM63 188V189H62ZM67 188V190H65ZM72 188V189H71ZM74 188V189H73ZM83 188V189H82ZM91 188V191L89 189ZM108 188V189H107ZM127 188V189H126ZM137 188V189H136ZM150 188V189H149ZM152 188V189H151ZM159 188V189H158ZM162 188V189H161ZM193 190H192V189ZM198 188V189H197ZM201 188V189H200ZM208 188L210 190H208ZM219 188V189H218ZM221 188V189H220ZM226 188V190H224ZM229 188V189H228ZM37 189V190H36ZM53 189V190H52ZM58 189V190H57ZM69 189V193L67 192ZM76 189L80 190L79 192H86L87 193H82V194H78V191H74ZM94 189V191H93ZM128 190L127 191H125ZM134 191H133V190ZM149 189V191H148ZM167 189V190H165ZM196 189V190H194ZM204 189V190H203ZM230 191H228V190ZM245 189V190H244ZM251 189V190H250ZM34 190V192H33ZM62 191L60 193V191ZM70 190H72V194L70 192ZM85 190V191H84ZM109 190V191H108ZM117 190L120 191L117 193ZM124 190V191H123ZM139 190V191H138ZM145 192H144V191ZM153 190V191H152ZM161 190V191H160ZM182 191V195L179 193L180 191ZM226 192H224V191ZM236 192L235 194L233 193ZM236 190V191H235ZM237 190H241L239 191V193H237ZM249 190V191H248ZM252 190H255V192ZM260 190V191H258ZM66 191V192H65ZM98 191H100V193H98ZM109 193H107V192ZM130 191V192H129ZM136 191H138L137 193H135ZM143 191V192H142ZM147 191V192H146ZM156 193H155V192ZM179 191V192H178ZM186 193H185V192ZM190 191V192H188ZM210 191V192H209ZM224 193H223V192ZM245 191V192H243ZM78 194H76V193ZM93 192V193H92ZM125 194H123V193ZM152 194H151V193ZM167 192V193H166ZM172 192V193H171ZM193 192V194H192ZM199 192V193H197ZM220 192V194L218 193ZM247 192V194H246ZM35 193V195H34ZM53 193V194H52ZM60 193V196L59 194ZM65 193V194H64ZM67 193V194H66ZM105 193V194H104ZM141 193V194H140ZM146 195H145V194ZM149 193V194H148ZM154 193V194H153ZM166 195H165V194ZM173 193H177V194H173ZM207 195H206V194ZM213 193L215 194L213 196ZM222 193V194H221ZM233 193V194H232ZM261 195H260V194ZM75 194V195H74ZM85 194V195H84ZM94 195V196H91ZM106 197H104V195ZM109 194V195H108ZM116 194V195H115ZM138 194V195H137ZM169 194V195H168ZM191 196V198L188 196ZM200 194V195H199ZM212 196H209V195ZM226 194V195H225ZM229 194V195H228ZM246 196H245V195ZM251 194V195H250ZM78 197H77V196ZM82 195V197H81ZM84 195V197H83ZM88 195V196H87ZM116 198H114L115 196ZM119 195V196H118ZM123 195V196H122ZM125 195V196H124ZM140 195V196H139ZM144 195V196H143ZM149 195V196H148ZM195 195V196H194ZM219 195V196H218ZM228 195V197H227ZM235 195V197H234ZM241 195V196H239ZM244 195V196H243ZM250 195V197H249ZM253 195V196H252ZM256 195V196H254ZM259 195V196H258ZM76 200L74 202V200ZM80 196V197H79ZM97 196V198H96ZM132 196V197H130ZM141 198H139V197ZM152 196V197H151ZM154 196V197H153ZM159 196V197H158ZM165 196V197H163ZM168 196V197H167ZM179 196V198H178ZM186 196V197H185ZM188 196V197H187ZM198 198H197V197ZM204 196V197H203ZM225 196V197H224ZM237 196V197H236ZM252 196V197H251ZM61 197V198H60ZM72 201H70V199ZM76 197V198H75ZM89 197V198H87ZM91 197V199H90ZM94 197V198H93ZM137 197V199H136ZM151 197V198H150ZM162 197V198H161ZM167 197V198H166ZM206 197V198H205ZM214 197V198H212ZM218 197V198H217ZM219 197L221 198L219 200ZM233 197V200H232ZM241 197V198H240ZM261 197V198H260ZM34 198V199H33ZM57 198V199H56ZM60 198V200H59ZM80 198V199H79ZM101 198V199H100ZM103 198V199H102ZM114 198V199H113ZM121 198V199H120ZM132 198V199H130ZM148 198V199H146ZM159 198V199H158ZM176 198V200H175ZM178 198V199H177ZM181 198V199H180ZM183 198V199H182ZM193 198V199H192ZM194 198H196L194 200ZM201 200H200V199ZM218 200H217V199ZM231 198V199H230ZM239 198V199H238ZM245 198V199H243ZM19 199V200H18ZM62 199V200H61ZM83 199V201H82ZM92 202V205L90 200ZM107 199V200H106ZM112 199V200H111ZM140 199V200H138ZM152 199V200H151ZM185 199V200H184ZM207 199V200H206ZM223 199V200H222ZM242 199L241 201H238ZM37 200V201H36ZM59 200V202H57ZM114 200V201H113ZM118 200L120 202H118ZM126 200V201H125ZM128 200V202H127ZM169 200V202H168ZM186 202L185 205L184 202ZM190 200V201H189ZM193 200L195 202H193ZM198 200V201H197ZM204 200V201H203ZM218 203H216V201ZM231 200V202H230ZM251 200V201H250ZM256 200V201H255ZM39 201V203H38ZM55 201V202H54ZM82 201V202H81ZM88 201V202H87ZM109 201L112 203H109ZM133 201V202H131ZM148 202V205L147 202ZM181 201V202H179ZM201 201V202H200ZM209 201V202H208ZM220 201V203H219ZM224 201V202H223ZM245 201V203H243ZM249 201V202H248ZM64 202V203H63ZM70 202V203H69ZM74 202V203H73ZM90 202V203H89ZM117 202V203H116ZM125 202V203H124ZM130 202V203H129ZM145 202V203H144ZM155 202V203H153ZM157 202V204H156ZM161 202V203H160ZM167 202V203H165ZM199 202V203H198ZM203 202V203H202ZM226 202V203H225ZM229 202V203H228ZM248 204H247V203ZM253 203V204H250ZM256 202V203H255ZM31 203V204H30ZM34 203V204H33ZM62 203V204H61ZM70 206H68L69 204ZM78 203V204H77ZM82 203V204H81ZM85 205H84V204ZM122 203V205H121ZM127 203V204H126ZM164 203V204H163ZM194 203V205L192 204ZM197 203V204H196ZM202 203V204H201ZM212 203V205H211ZM223 203V205H221ZM255 203V204H254ZM257 203H261L260 205ZM61 204V205H60ZM88 204V205H87ZM111 204V205H110ZM135 204V205H134ZM138 204V205H137ZM140 204V205H139ZM150 204V205H149ZM155 206H154V205ZM163 204V205H162ZM170 204V205H168ZM214 204V205H213ZM219 204V205H217ZM226 204V205H224ZM232 204V205H231ZM240 204L241 206L237 205ZM80 205V206H78ZM84 207V209L82 206ZM131 205V206H130ZM134 205V206H133ZM137 205V208H136ZM142 205V207H141ZM153 205V207H152ZM161 207H160V206ZM173 205V206H172ZM183 205V208H181ZM201 205V206H199ZM205 205V206H204ZM217 205V206H215ZM229 205V206H228ZM243 205V209L242 208ZM254 205V206H253ZM3 206H6L5 208ZM9 206V207H8ZM11 206V207H10ZM32 206V207H31ZM86 206V207H85ZM90 206V207H89ZM129 206V207H128ZM140 206V207H139ZM144 206V207H143ZM158 206V207H157ZM188 206V207H186ZM225 206V207H224ZM228 206V207H226ZM250 206V207H248ZM260 206V207H259ZM34 207V208H33ZM67 207V208H66ZM75 207V209H74ZM78 207V208H77ZM90 209H88V208ZM93 207V208H91ZM106 207V208H105ZM109 207V209L107 210V208ZM112 207V208H111ZM134 207V208H133ZM148 207V208H147ZM150 207V208H149ZM155 207V208H154ZM194 207V209H193ZM211 207V208H210ZM214 207V208H213ZM220 207V208H219ZM224 207V209L222 208ZM230 207V208H229ZM235 207V208H233ZM240 207V208H239ZM245 207V208H244ZM248 210H247V208ZM259 207V208H257ZM23 208V209H22ZM28 208V209H27ZM30 208V209H29ZM77 208V209H76ZM120 208V209H119ZM136 208V209H135ZM147 208V209H146ZM154 208V209H153ZM168 208V209H167ZM181 208V209H180ZM205 208V209H204ZM211 210H210V209ZM230 210H229V209ZM239 208V209H237ZM250 208H252L250 210ZM255 208V209H254ZM263 208V209H262ZM20 211H18V210ZM80 209V210H79ZM92 209V210H91ZM111 209H113V211H111ZM116 209L118 210V212L116 211ZM143 209V210H141ZM146 209V210H145ZM151 210V213L149 210ZM165 209V210H163ZM175 209V210H174ZM198 209V210H197ZM208 209V210H207ZM213 209V210H212ZM216 209V210H215ZM227 209V210H226ZM233 209V210H231ZM15 210V211H14ZM22 210V211H21ZM28 210V211H26ZM87 210V211H86ZM89 210V212H88ZM91 210V211H90ZM136 210V211H135ZM157 210V211H156ZM182 210V211H181ZM190 210V211H189ZM196 210V211H195ZM203 210L205 213H203ZM215 210V211H214ZM221 210H223L221 212ZM236 210V211H235ZM247 210V212H246ZM250 210V211H249ZM255 210V211H254ZM260 210V211H257ZM3 213H2V212ZM48 211V212H47ZM67 211V212H66ZM70 211V212H68ZM74 211V212H73ZM110 211V212H109ZM129 211V212H128ZM142 211V212H141ZM147 211H149L147 213ZM153 211V212H152ZM159 211V212H158ZM163 211V212H162ZM169 211V212H168ZM179 211V212H178ZM192 211V213H191ZM212 211V212H211ZM220 213H219V212ZM237 214H233L234 212ZM241 211V215L240 212ZM244 211V212H243ZM34 212V213H33ZM84 212V213H83ZM88 212V213H86ZM105 212V213H104ZM156 212V213H155ZM158 212V214H157ZM162 212V213H161ZM167 212V213H166ZM209 212V213H208ZM215 212V213H213ZM226 212V213H225ZM232 212V213H231ZM255 212V213H254ZM262 214L261 216H259V214ZM72 213V214H71ZM130 213V215H129ZM142 213V214H141ZM144 213V214H143ZM165 213V214H164ZM170 213V214H168ZM180 213V214H179ZM182 213H183V218H182ZM196 213V214H195ZM213 213V214H212ZM232 215H231V214ZM247 213V214H246ZM249 213V214H248ZM250 213H252V216ZM76 214V215H75ZM79 214V215H78ZM84 214V215H82ZM106 214V215H105ZM118 214H120L118 216ZM160 214V216H158ZM173 216H172V215ZM179 214V216H177ZM185 214V215H184ZM187 214V215H186ZM201 214V215H200ZM216 214V215H215ZM221 214V215H220ZM230 214V215H229ZM256 214V215H255ZM58 217H57V216ZM72 217H71V216ZM140 215V217H139ZM162 215V216H161ZM195 215V216H194ZM203 215V216H202ZM218 215V216H217ZM225 215V217H224ZM233 215L235 217H233ZM240 215V216H239ZM245 215L247 217H245ZM35 216V217H34ZM124 216V217H123ZM147 216V218H146ZM156 216V217H155ZM169 216V217H168ZM174 218H171V217ZM181 216V217H180ZM198 218H197V217ZM202 216V217H201ZM205 216V217H204ZM209 216V218H208ZM223 216V218H222ZM245 219H244V217ZM255 216V217H254ZM261 221H258V217ZM263 216V217H262ZM78 217L80 219H78ZM105 217V218H104ZM139 217V220H138ZM145 217V219L143 218ZM149 217V219H148ZM155 217V218H154ZM162 217V218H161ZM176 217V218H175ZM188 217V218H186ZM190 217V218H189ZM214 217V219L212 218ZM240 217L242 219H240ZM254 217V218H252ZM257 217V218H256ZM35 218V219H34ZM48 218V219H47ZM69 218V220H68ZM75 218V219H73ZM159 218V219H158ZM166 220H165V219ZM195 218V219H194ZM203 218V219H202ZM228 218V219H227ZM231 218V219H230ZM233 218V219H232ZM237 223H236V220ZM239 218V219H238ZM56 219V220H55ZM78 219V220H77ZM83 219V220H82ZM99 221H98V220ZM127 219V220H126ZM143 219V220H142ZM158 219V220H157ZM169 219V220H168ZM171 219V220H170ZM188 219V220H187ZM191 219V220H190ZM206 222H205V220ZM217 222H216V220ZM221 219V220H220ZM230 219V220H229ZM250 219H253L250 221ZM258 219V220H257ZM130 220V221H129ZM148 220V221H146ZM163 220V223H162ZM168 220V221H167ZM197 220V221H195ZM211 220V221H210ZM220 220V222H219ZM224 220V221H223ZM227 220V221H226ZM233 220V221H231ZM240 220V221H239ZM245 220V221H244ZM257 220L259 223L256 224ZM72 221V222H71ZM82 221V222H81ZM154 221V222H153ZM156 221V223H155ZM177 224H175V222ZM189 221V222H188ZM192 221V222H191ZM194 221V222H193ZM201 221V222H200ZM209 223H208V222ZM229 221V223H228ZM242 221V222H241ZM247 221V222H246ZM253 221V222H252ZM263 221V222H262ZM67 222V223H66ZM89 222V223H87ZM160 222V224H164L168 225L169 227L165 226L166 229L171 228V230L169 229L168 231H164L165 228L163 229L162 226H158L160 224H158ZM165 222L167 224H165ZM199 222V223H198ZM212 222H214L213 225ZM227 222V223H226ZM234 222V223H233ZM239 222V223H238ZM241 222V223H240ZM246 222V223H245ZM250 222V224H249ZM252 222V223H251ZM262 222V223H260ZM7 223V224H6ZM71 223V224H69ZM78 223V224H77ZM109 223V224H108ZM117 223V224H116ZM139 223V224H138ZM153 223V224H152ZM189 225H188V224ZM192 223H194L192 225ZM198 223V224H196ZM200 223H202L200 225ZM206 223V226L204 225ZM209 225H208V224ZM220 223V224H219ZM226 223V224H225ZM232 227H230L231 225ZM27 224V225H26ZM66 224V225H65ZM80 224V225H79ZM103 224V225H102ZM137 224V225H136ZM145 224V225H144ZM149 224H151V226H149ZM155 224V225H154ZM174 224V225H172ZM216 224H219L216 227ZM237 224V225H236ZM242 227H240L239 225ZM244 224V225H242ZM7 225V227H6ZM58 225V227H57ZM96 225V226H95ZM115 225V226H114ZM118 225V226H117ZM158 227H157V226ZM170 225L172 227H170ZM176 225V226H175ZM178 225L180 226V228H178ZM187 225V226H186ZM208 225V226H207ZM221 225V226H220ZM235 225V227H233ZM254 225V226H253ZM255 225L256 228H255ZM262 225V226H261ZM5 226V227H4ZM70 226V227H69ZM78 226V227H74ZM106 226V227H104ZM138 226V227H137ZM163 226V227H164ZM192 226V227H191ZM201 226V227H200ZM212 226V227H210ZM216 228H215V227ZM229 226V227H228ZM249 228H247V227ZM260 226V227H259ZM55 227V228H53ZM80 229H77L79 228ZM119 227V229H118ZM142 227V229L140 230V228ZM152 227V228H151ZM161 227V228H160ZM174 227V228H173ZM187 227V228H186ZM189 227L191 230H189ZM194 227V228H193ZM223 227V228H222ZM225 227L228 228L225 229ZM7 228V229H6ZM86 228V229H85ZM125 228V229H123ZM150 228V229H149ZM176 228V230H175ZM185 230H184V229ZM201 228V229H200ZM211 228V229H210ZM220 228V229H219ZM234 228V229H233ZM240 228V229H239ZM251 228V229H250ZM263 228V229H261ZM5 231H4V230ZM68 229V230H67ZM72 229V230H71ZM73 229H75L76 231L73 233ZM118 229L119 231L115 230ZM144 229H146V232L144 231ZM148 229V230H147ZM157 231L156 234L154 232ZM167 232L166 236L164 234ZM175 231H174V230ZM178 229H180V233L178 234ZM188 229V230H187ZM198 229V230H197ZM206 229V230H205ZM223 231H222V230ZM238 229V230H237ZM82 233L79 232V231ZM83 230V231H82ZM88 230V231H87ZM90 230V231H89ZM159 230V231H158ZM193 230V231H192ZM200 230V231H199ZM212 230V231H209ZM214 230L215 231L214 233ZM233 232H231V231ZM248 230V231H247ZM254 230V231H253ZM2 231V232H1ZM12 231V234H11ZM18 233H17V232ZM58 231V232H57ZM162 231V233L160 232ZM169 231H172V233H170ZM183 231V232H182ZM192 233H191V232ZM197 231H199L197 233ZM227 233H226V232ZM244 231V232H243ZM247 231V232H246ZM250 231V233H249ZM32 232V233H31ZM99 232V233H98ZM186 232V233H185ZM223 232V233H222ZM236 232V233H235ZM254 234H253V233ZM22 233V234H21ZM30 233V234H29ZM43 233V235H41ZM80 233V234H78ZM84 233V236H83ZM97 233V234H96ZM118 233V234H117ZM148 233V234H147ZM170 233V234H169ZM177 233V234H176ZM182 233H185V235L188 233L191 234H187L188 236H182ZM211 234L210 236L207 234ZM230 233V234H229ZM6 236H4V235ZM14 234V235H13ZM21 234V235H19ZM69 234V235H67ZM144 234V235H143ZM161 234V237L160 235ZM174 237H172L171 236ZM181 234V235H180ZM197 234V235H196ZM203 234V235H202ZM205 234V235H204ZM216 234V236H215ZM227 234V236H226ZM246 234V236H245ZM11 235V236H9ZM13 235V236H12ZM19 235V236H18ZM76 237H75V236ZM79 235V236H78ZM137 235V236H136ZM147 235V236H146ZM165 235V236H164ZM170 235V236H169ZM178 235V237H177ZM199 235H202L199 236ZM4 236V237H3ZM29 236V237H28ZM41 236V237H38ZM43 236V237H42ZM64 236L70 237L72 240V245H70L69 247L66 244V241L64 239ZM73 236V237H72ZM92 236V237H91ZM104 236V237H103ZM129 238H128V237ZM133 236V237H132ZM145 236V237H144ZM149 236V237H148ZM166 238H164V237ZM182 236V237H180ZM198 237L197 239H195L196 237ZM205 236V237H204ZM208 236V237H207ZM212 236V237H211ZM218 236V237H217ZM226 236V237H225ZM238 236V237H237ZM243 236V237H242ZM263 236V238H262ZM9 237V238H8ZM14 237V238H13ZM17 237V238H16ZM19 237V238H18ZM36 237L38 238V241L36 239ZM85 237V238H84ZM157 237V238H156ZM158 237H160L161 239H159ZM163 237V239H162ZM178 239H177V238ZM180 237V238H179ZM186 239H185V238ZM189 237V238H188ZM192 237V239L190 238ZM220 237V239H219ZM223 237V238H222ZM238 239H237V238ZM241 239H240V238ZM2 238V239H1ZM12 238V239H11ZM28 238V239H27ZM40 238V239H39ZM78 241H77V239ZM87 238V239H86ZM143 238V239H142ZM169 238L171 239V241H169ZM210 238V239H209ZM236 240H235V239ZM246 240H244V239ZM254 238V239H253ZM16 241H15V240ZM34 239V240H33ZM47 239V240H46ZM49 239V240H48ZM51 239V240H50ZM92 239V240H90ZM104 239V240H103ZM132 239V240H131ZM183 239V240H182ZM188 239V240H187ZM207 239V240H206ZM213 239V240H211ZM221 239L224 241V243L221 241ZM226 239V240H224ZM255 239L257 241H255ZM32 240V241H31ZM44 240V241H43ZM54 242H53V241ZM64 242H62V241ZM85 240V241H84ZM166 240V243H165ZM167 240L170 242L168 244ZM175 240V244L174 243ZM187 240V241H186ZM197 240L199 242H197ZM220 240V241H219ZM231 240V241H229ZM238 240V241H237ZM243 240V241H241ZM262 240V241H261ZM29 241V242H28ZM38 243H31V242H36ZM81 241V242H80ZM88 241V242H87ZM90 241V242H89ZM135 241V242H134ZM177 241V242H176ZM179 241V244H178ZM190 241V242H188ZM204 241V242H203ZM206 241V242H205ZM208 241V242H207ZM213 241V242H212ZM217 241V242H216ZM226 241V243H225ZM230 243L228 244L227 243ZM237 241V242H236ZM241 243H240V242ZM40 242V243H39ZM50 242V243H49ZM52 242V244H51ZM75 242V243H74ZM108 242V243H107ZM111 242V243H110ZM132 242H134L132 244ZM152 242H153V246H152ZM165 243V244H161V243ZM182 242V244H180ZM194 244H193V243ZM197 242V243H196ZM203 244H202V243ZM210 242H212L213 244H211ZM245 242H248L245 244ZM255 242V243H253ZM259 242V243H258ZM17 243H19L20 245H18ZM32 245H31V244ZM44 243V244H43ZM55 243V244H54ZM83 243V244H81ZM99 243V244H98ZM150 243V244H149ZM186 243L188 245H186ZM197 245H196V244ZM206 243V244H205ZM210 243V244H209ZM253 243V244H251ZM258 243V244H257ZM261 243V244H260ZM22 244V245H21ZM35 244V246H34ZM42 244V246H41ZM61 244V245H59ZM81 244V246L79 245ZM98 244V245H97ZM101 244V245H100ZM149 244V245H148ZM158 244V245H157ZM171 244V246H170ZM192 246H191V245ZM201 244V245H199ZM226 244H228L226 246ZM232 244V245H231ZM239 244V245H238ZM244 245V249L243 246ZM260 244V245H259ZM65 247H64V246ZM88 245V247L86 246ZM123 245V246H122ZM142 245V246H141ZM148 245V246H147ZM155 245V246H154ZM169 245V247H168ZM197 247H195V246ZM205 245V247H204ZM209 245V246H208ZM212 245V248H211ZM221 245V246H220ZM222 245L224 247H222ZM246 245V247H245ZM2 246V247H1ZM43 246H45V248H43ZM85 246V248L83 249L82 247ZM103 246V247H102ZM135 246H138L137 248ZM187 246V247H186ZM230 246V247H228ZM232 246V247H231ZM262 247L260 249H258L257 247ZM27 247V248H26ZM42 247V248H41ZM140 247V248H139ZM146 247V248H145ZM149 247V249H148ZM153 247V248H152ZM158 247V248H157ZM185 247V248H184ZM210 247V250L208 249ZM223 248V249H218L215 251V248ZM226 247V248H225ZM239 247L238 249L235 248ZM255 247V248H254ZM24 250H23V249ZM32 248V249H31ZM77 248V249H76ZM88 248V251H87ZM104 248V250H103ZM157 248V249H156ZM168 248V249H167ZM175 248V249H174ZM180 248V249H179ZM198 249V251L194 250V249ZM202 248V249H199ZM229 248V249H228ZM251 248V249H250ZM8 249V250H6ZM10 249V250H9ZM19 249V251H18ZM30 249V250H29ZM37 249V250H36ZM43 249V250H42ZM58 249V250H57ZM82 249V250H81ZM136 250L135 252L133 250ZM148 249V250H147ZM177 249V250H176ZM187 249V250H185ZM192 249V250H191ZM228 249V250H227ZM240 249H242L240 251ZM25 250H27L26 253ZM50 250V251H49ZM65 250V251H64ZM95 250V251H94ZM99 250V251H98ZM161 250V251H160ZM164 250V252H163ZM183 250V251H182ZM189 250L191 252H189ZM204 250V251H203ZM210 252H208V251ZM216 253H214V251ZM227 250V251H226ZM235 250V251H234ZM255 250V251H253ZM14 251V253H13ZM17 251V252H16ZM32 251V252H31ZM42 251V252H41ZM67 251V252H66ZM133 251V252H132ZM148 251V253H147ZM158 251V252H157ZM176 251L179 253H176ZM187 251V252H186ZM202 251V253H201ZM219 251V252H218ZM221 251V252H220ZM224 251V252H223ZM229 251V252H228ZM238 251V253H237ZM245 251V253H244ZM44 252V253H43ZM51 252V253H50ZM54 252V254H53ZM173 252V253H172ZM189 252V253H188ZM197 255H196V253ZM205 252V253H204ZM207 252V254H206ZM236 252V253H235ZM241 252V254H240ZM251 252V253H250ZM257 252V253H256ZM5 253V254H3ZM31 255H30V254ZM33 253V254H32ZM36 253V254H35ZM60 253V254H58ZM96 253V254H95ZM140 253V254H139ZM160 253V254H159ZM172 253V254H171ZM201 253V254H200ZM232 253V254H231ZM249 253V254H248ZM256 255H254V254ZM16 254V255H15ZM23 254V255H22ZM51 254V255H50ZM57 256H56V255ZM134 254L136 256H134ZM139 254V255H138ZM142 254V255H141ZM148 254V255H147ZM155 254V255H154ZM172 255V257L170 255ZM219 254V255H218ZM231 254V255H230ZM240 254V255H239ZM244 254V255H243ZM253 254V255H252ZM28 257H27V256ZM39 255V256H38ZM45 255V256H44ZM53 255H55V258L53 257ZM69 258H67V256ZM73 257H71V256ZM84 255V256H83ZM146 255V256H145ZM161 255V256H160ZM183 255V256H182ZM188 255V256H187ZM191 255V256H190ZM200 255V256H199ZM206 255H209L207 257L209 258H205ZM214 257H213V256ZM216 255V256H215ZM218 255V256H217ZM225 255V256H224ZM242 255V256H241ZM249 255V256H248ZM251 255V256H250ZM260 255V257L262 258V260L260 259V257L258 256ZM262 255V256H261ZM32 256V257H31ZM34 256V257H33ZM62 256V257H61ZM78 259H77V257ZM101 256V257H100ZM114 256V257H113ZM117 256V258H116ZM148 256V257H147ZM185 256V257H184ZM198 256V257H197ZM222 256V257H220ZM227 256V257H226ZM233 258H232V257ZM257 256V257H256ZM36 257V258H35ZM51 257V258H48ZM53 257V258H52ZM57 257V258H56ZM60 257V259H59ZM66 257V258H65ZM135 257V258H134ZM153 257V258H152ZM175 257V258H174ZM178 257V258H177ZM213 257V258H212ZM217 257V258H216ZM222 259L220 260L219 259ZM223 257L226 258L223 260ZM231 257V258H230ZM241 257V263L239 262V258ZM76 258V259H75ZM156 258V259H155ZM159 258V259H158ZM167 258V259H166ZM170 258V259H169ZM173 258V259H172ZM181 258V259H180ZM186 258V259H185ZM188 258V259H187ZM205 258V259H203ZM244 258V259H243ZM253 258V259H251ZM260 260H258V259ZM56 259V260H55ZM161 259V260H160ZM197 259V261H196ZM201 259V260H200ZM207 259V260H206ZM216 259V261H215ZM219 259V261H217ZM236 263H234L235 261ZM247 261H246V260ZM251 259V260H250ZM39 260V261H38ZM80 260V261H79ZM92 260V261H91ZM142 260V261H141ZM146 260V261H145ZM155 260V261H154ZM165 262H164V261ZM180 262H177V261ZM185 260V261H184ZM227 260V261H226ZM229 260V261H228ZM238 260V261H237ZM253 260V261H252ZM257 263H256V261ZM24 261V262H23ZM26 261V262H25ZM56 261V262H55ZM68 261V262H66ZM83 263H82V262ZM157 261V262H156ZM190 261V262H189ZM195 261V262H193ZM224 261V262H222ZM226 261V262H225ZM23 262V263H22ZM81 262V263H80ZM91 262V263H90ZM139 262V263H138ZM142 262V263H141ZM162 262V263H161ZM170 262V263H169ZM173 262V263H172ZM197 262V263H196ZM219 262V263H218ZM231 262V263H230ZM239 262V263H238ZM247 262V263H246ZM249 262V263H248ZM251 262V263H250ZM263 262V263H262Z\"/></svg>","mask_w":264,"mask_h":264},{"label":"bare ground","instance_id":"2","mask_svg":"<svg viewBox=\"0 0 264 264\" xmlns=\"http://www.w3.org/2000/svg\"><path fill=\"white\" fill-rule=\"evenodd\" d=\"M1 1H2V0H1ZM5 1L7 2V0H5ZM5 1H4V3H5ZM10 1H11V0H10ZM29 1H30V0H29ZM31 1H32V0H31ZM38 1H39V0H38ZM43 1H44V0H43ZM55 1H56V0H55ZM75 1H76V0H75ZM89 1H90V0H89ZM99 1H101V0H99ZM104 1H105V0H104ZM118 1H119V0H118ZM136 1H137V0H136ZM140 1H142V0H140ZM159 1H161V0H159ZM164 1H165V0H164ZM164 1H162V3H163ZM187 1H188V0H187ZM190 1H191V0H190ZM192 1H193V0H192ZM204 1H205V0H204ZM207 1H208V0H207ZM210 1H211V0H210ZM216 1H217V0H216ZM15 2H16V1H15ZM45 2H47V0H46ZM58 2H59V1H58ZM86 2H87V1H86ZM92 2H93V0H92ZM95 2H96V0H94L93 4H95ZM101 2H102V1H101ZM116 2H117V1H116ZM116 2H115V3H116ZM121 2H122V1H121ZM131 2H134V4H135V1H131ZM154 2H155V1H154ZM154 2H153V3H154ZM173 2H174V1H173ZM195 2H196V0H195ZM223 2H224V0H223ZM4 3L2 2V4H4ZM7 3H8V2H7ZM7 3H5V4L8 5ZM17 3H18V2H17ZM19 3H21V1H20ZM27 3H28V1H27ZM54 3H57V1L54 2ZM75 3H76V2H75ZM77 3H78V2H77ZM84 3H85V2H84ZM84 3H83V5H84ZM88 3H89V2H88ZM126 3H128V2H126ZM157 3H158V2H157ZM166 3H167V1L165 2V4H166ZM169 3H170V2H169ZM192 3H194V2H192ZM262 3H263V2H262ZM2 4H1V5H2ZM12 4H13V3H11V4H9V5H12ZM36 4H38V3H36ZM52 4H53V3H52ZM59 4H60V3H58V5H59ZM86 4H87V3H86ZM89 4H90V3H89ZM96 4H97V3H96ZM116 4H118V3H116ZM116 4H114V5H116ZM120 4H124V3H120ZM129 4H130V3H129ZM134 4H133V5H134ZM148 4H149V2H148ZM212 4H213V3H212ZM217 4H218V3H217ZM6 5H5V8H6ZM21 5H23V4H21ZM29 5H30V4H29ZM39 5H40V3H39ZM46 5H47V4H46ZM49 5H50V4H49ZM53 5H55V4H53ZM58 5H57V7H58ZM97 5H98V4H97ZM111 5H113V4H111ZM127 5H128V4H127ZM156 5H157V4H156ZM162 5H163V4H162ZM174 5H175V4H174ZM186 5H187V4H186ZM189 5H190V4H189ZM197 5H198V4H197ZM255 5H256V4H255ZM33 6H34V5H33ZM35 6H36V5H35ZM41 6H42V5H41ZM50 6H51V5H50ZM50 6H49V7H50ZM59 6H60V5H59ZM89 6H90V5H89ZM122 6H123V5H121L120 8H123ZM128 6H129V5H128ZM128 6H126V7H128ZM131 6H132V5H131ZM157 6H158V5H157ZM168 6H169V5H168ZM175 6H176V5H175ZM202 6H203V5H202ZM206 6L208 7L209 5H206ZM212 6H213V5H212ZM219 6H220V5H219ZM227 6H229V5H226V7H227ZM10 7H11V6H9V8H10ZM24 7H25V5H24ZM44 7H45V5H43V8H44ZM54 7H56V5H55ZM54 7H53V8H54ZM84 7H85V6H84ZM84 7H83V8H84ZM113 7H114V6H113ZM117 7H119V6H117ZM117 7H116V9H117ZM126 7H125V8H126ZM129 7H130V6H129ZM133 7H134V6H133ZM141 7H142V6H141ZM154 7H155V6H154ZM154 7H153V8H154ZM159 7H161V5H160ZM209 7H210V6H209ZM209 7H208V8H209ZM257 7H258V6H257ZM5 8H4V9H5ZM7 8H8V7H7ZM9 8L7 9L8 11H9ZM11 8H12V7H11ZM14 8H15V7H14ZM26 8H27V7H26ZM41 8H42V7H41ZM51 8H52V6H51ZM51 8H49L50 11H51ZM53 8H52V10H54ZM58 8H59V7H58ZM74 8H75V6H74ZM120 8H118V9H120ZM163 8H164V6H163ZM163 8H162V9H163ZM189 8H190V7H189ZM195 8H196V7H195ZM201 8H202V7H201ZM215 8H216V7H215ZM243 8H245V7H243ZM2 9H3V8H2ZM15 9H16V8H15ZM20 9H21V8H20ZM24 9H25V8H24ZM29 9H30V8H29ZM31 9H32V8H31ZM49 9H48V10H49ZM55 9H56V8H55ZM112 9H115V8H112ZM112 9H111V11H113ZM123 9H124V8H123ZM123 9H122V10H123ZM130 9H131V8H129V10H130ZM135 9H137V8H135ZM145 9H146V7H145ZM145 9H144V10H145ZM157 9H159V8H157ZM157 9H155V10H157ZM175 9H176V8H175ZM182 9H183V8H182ZM182 9H181V10H182ZM191 9H194V8H191ZM202 9H203V8H202ZM228 9H229V8H228ZM25 10H26V9H25ZM44 10H45V8H44ZM97 10H98V9H97ZM122 10H121V11H122ZM139 10H140V8H139ZM139 10H138V11H139ZM151 10H153V9H151ZM159 10H161V8H160ZM166 10H167V9H166ZM169 10H170V9H169ZM169 10H168V11H169ZM194 10H197V9H194ZM200 10H201V9H200ZM234 10H235V9H234ZM245 10H246V9H245ZM245 10H244V11H245ZM252 10H253V9H252ZM3 11H4V10H3ZM8 11H7V13H8ZM12 11H14V10L12 9ZM12 11H11V12H12ZM17 11H19V10H17ZM17 11H15V12H17ZM60 11H61V10H60ZM85 11H86V10H85ZM87 11H89V10L87 9ZM94 11H96L95 8H94ZM99 11H101V10H99ZM107 11H108V9H107ZM115 11H116V10H115ZM127 11H128V10H127ZM136 11H137V10H136ZM140 11H141V10H140ZM176 11H177V10H176ZM179 11H180V10H179ZM197 11H198V10H197ZM204 11H206V10L204 9ZM213 11H214V9H213ZM261 11H262V10H261ZM25 12H26V11H25ZM32 12H33V10H32ZM58 12H59V11H58ZM74 12H75V10H74ZM116 12H117V11H116ZM123 12L126 13L125 11H123ZM130 12H131V11H130ZM133 12H134V11H133ZM144 12H145V11H144ZM170 12H171V10H170ZM180 12H181V11H180ZM206 12H208V10H207ZM206 12H205V13H206ZM224 12H225V10H224ZM224 12H223V14H227L226 12H225V13H224ZM237 12H238V11H237ZM0 13H1V12H0ZM17 13H19V12H17ZM22 13H23V11H22ZM27 13L29 14L30 12H27ZM35 13H37V12H35ZM40 13H42V12L40 11ZM53 13H54V11H53ZM90 13H91V12H90ZM102 13H103V12H102ZM104 13H105L104 15L107 16V15H106V11H105ZM113 13H114V12H113ZM113 13H112V14H113ZM121 13H122V12H121ZM141 13H142V11H141ZM156 13H157V12H156ZM165 13H166V12H165ZM189 13H190V11H189ZM191 13H192V12H191ZM197 13H198V12H197ZM199 13H202V12H199ZM249 13H250V12H249ZM253 13H254V12H253ZM11 14H12V13H11ZM11 14H10V15H11ZM42 14H43V13H42ZM81 14H82V13H81ZM143 14H144V13H143ZM143 14H142V15H143ZM147 14H148L149 16L151 15V13L149 14V10H148ZM177 14H178V13H177ZM192 14H195V12H193ZM206 14H207V13H206ZM236 14H237V13H236ZM263 14H264V13H263ZM5 15H6V14H5ZM7 15H8V14H7ZM17 15H18V14H17ZM23 15H24V14H23ZM26 15H27V14H26ZM33 15H34V14H33ZM73 15H74V14H73ZM115 15H116V14H115ZM118 15H120V14H118ZM124 15H125V14H124ZM134 15H135V14H134ZM138 15H139V14H138ZM138 15H137V16H138ZM142 15H141V16H142ZM187 15H188V14H187ZM187 15H186V16H187ZM197 15H198V14H197ZM209 15H210V14H209ZM218 15L220 16V14H217V16H218ZM240 15H241V14H240ZM27 16H28V15H27ZM31 16H32V14H31ZM77 16H78V15H77ZM82 16H83V15H82ZM94 16H95V15H93V20H94ZM97 16H99V15H97ZM108 16H109V14H108ZM121 16H122V14H121ZM125 16H129V15H125ZM132 16H133V15H132ZM143 16H145V15H143ZM149 16H148V17H149ZM159 16L161 17V15H159ZM166 16H167V15H166ZM176 16H177V15H176ZM181 16H182V15H181ZM193 16H194V15H193ZM199 16H203V14H202V15H199ZM210 16H211V15H210ZM210 16H209V17H210ZM215 16H216V15H215ZM224 16L226 17L227 15H224ZM237 16H239V15H237ZM14 17H15V15H14ZM29 17H30V16H29ZM34 17H35V16H34ZM74 17H76V16H74ZM112 17H116V16H112ZM118 17H119V16H118ZM148 17H147V18H148ZM151 17H152V16H151ZM151 17H150V18H151ZM163 17H164V16H163ZM195 17H196V16H195ZM0 18H1V15H0ZM6 18H7V17H6ZM6 18H5V19H6ZM11 18H13V17H11ZM15 18H17V17H15ZM19 18H20V17H19ZM30 18H31V17H30ZM36 18H37V17H36ZM45 18H47V16H46ZM89 18H90V17H89ZM104 18H105V17H104ZM127 18H128V17H127ZM134 18H135V17H134ZM165 18H166V17H165ZM188 18H190V20H189ZM188 18H187V19H188L189 21H191V16L188 17ZM205 18H206V17H205ZM234 18H236V17H234ZM239 18H240V17H239ZM262 18H263V17H262ZM9 19H10V18H9ZM20 19L23 20L22 18H20ZM20 19H19V20H20ZM39 19H40V18H39ZM39 19L37 18V20H39ZM49 19H50V18H49ZM99 19H100V20H103V18H102V19L99 18ZM106 19H107V18H106ZM117 19L119 20V18H117ZM120 19H121V18H120ZM122 19H123V18H122ZM144 19H145V18H144ZM156 19H157V18H156ZM171 19H172V18H171ZM184 19H185V18H184ZM198 19H199V18H198ZM201 19H202V17H201ZM226 19H227V18H226ZM228 19H229V18H228ZM230 19H231V18H230ZM252 19H253V18H252ZM258 19H259V17H258ZM2 20L5 21L3 18H2ZM6 20H7V19H6ZM25 20H26V19H24V21H25ZM35 20H36V19H35ZM40 20H42V18H41ZM47 20H48V19H47ZM53 20H54V18H53ZM57 20H58V18H57ZM75 20L77 21L76 18H75ZM104 20H105V19H104ZM108 20H109V19H107V20H105V21H108ZM112 20H113V19H112ZM134 20H135V19H134ZM134 20H133V21H134ZM137 20H138V19H137ZM137 20H135V21H137ZM141 20H143V19H141ZM145 20H146V19H145ZM145 20H144V23H143V24L146 23ZM147 20H148V19H147ZM150 20H151V19H150ZM162 20H163V19H162ZM172 20H173V19H172ZM172 20H171V21H172ZM194 20H195V19H194ZM202 20H204V19H202ZM205 20H206V19H205ZM205 20H204V21H200L199 23H201V22H206ZM223 20H224V19H223ZM232 20H233V19H232ZM243 20H244V19H243ZM0 21H1V20H0ZM3 21H2V22H3ZM10 21H11V20H10ZM27 21H29V20L27 19ZM48 21H49V20H48ZM114 21H115V20H114ZM116 21H117V20H116ZM120 21H121V20H120ZM124 21H126V19H125ZM139 21H140V20H139ZM167 21H168V19H167ZM186 21H187V20H186ZM189 21H187V22L189 23ZM192 21H193V19H192ZM196 21H197V19H196ZM209 21H210V18H209ZM214 21H215V20H214ZM260 21H261V20H260ZM263 21H264V19H263L261 22H263ZM2 22H1V23H2ZM14 22H15V21H14ZM14 22H13V23H14ZM41 22H42V21H41ZM46 22H47V21H46ZM46 22L43 21V23H45V25L47 26V23H46ZM110 22H111V21H110ZM118 22H119V21H118ZM121 22H122V21H121ZM137 22H138V21H137ZM164 22H165V20H164ZM184 22H185V21H184ZM223 22H227V21L225 20V21H223ZM255 22H256V21H255ZM255 22H254V23H255ZM4 23L6 24V21H5ZM13 23H12V25H13ZM22 23H23V22H22ZM38 23H39V21H38ZM38 23H37V24H38ZM43 23H42V24H43ZM54 23H55V22H54ZM78 23H79V21H78ZM92 23H93V22H92ZM105 23H106V22H105ZM123 23H124V22H123ZM139 23H142V21L139 22ZM162 23H163V22H162ZM165 23H166V22H165ZM167 23H168V22H167ZM173 23H174V22H173ZM221 23H222V22H221ZM231 23H232V22H231ZM235 23H236V22H235ZM247 23H248V22H247ZM250 23H251V22H249V25H248V26H250ZM259 23H260V22H259ZM26 24H28V23L26 22ZM55 24H56V23H55ZM93 24H94V23H93ZM98 24H99V23H98ZM137 24H138V23H137ZM184 24H185V23H184ZM186 24H187V23H186ZM193 24H194V22H193ZM197 24H198V23L196 22V25H197ZM215 24L218 25V23H215ZM260 24H261V26H263L262 23H260ZM2 25H3V23H2ZM9 25H10V24H9ZM9 25H7V26H9ZM16 25H17V24H16ZM19 25H20V23H19ZM19 25H18V28H19ZM22 25H24V24H22ZM22 25H21V26H22ZM28 25H29V24H28ZM33 25H35V24H33ZM39 25H40V23H39ZM50 25H51V24H50ZM52 25H53V24H52ZM56 25H57V24H56ZM103 25H104V24H103ZM121 25H122V24H121ZM146 25H148V24L146 23ZM175 25H176V24H175ZM188 25H189V24H188ZM191 25H192V23H191ZM205 25H207V24H205ZM205 25H204V26H205ZM212 25H214V24H212ZM227 25H228V24H227ZM227 25H226V26H227ZM233 25H234V24H233ZM237 25H238V24H237ZM239 25H240V24H239ZM246 25H247V24H246ZM10 26H11V25H10ZM13 26H14V25H13ZM29 26H31V24H30ZM36 26H37V25H36ZM36 26H34V27H36ZM46 26L43 25V27L41 26V28H44V27L46 28ZM54 26H55V25H54ZM72 26H73V25H72ZM112 26H114V25H112ZM119 26H120V25H119ZM126 26H127V25H126ZM151 26H152V25H151ZM167 26H168V25H167ZM184 26H185V25H184ZM193 26H195V24H194ZM209 26H210V25H209ZM215 26H216V25H215ZM218 26H220V24H219ZM218 26H217V27H218ZM224 26H225V25H224ZM0 27H1V26H0ZM37 27H38V26H37ZM47 27H48V26H47ZM123 27H124V26H123ZM134 27H135V26H134ZM154 27H155V26H154ZM163 27L165 28V26H163ZM188 27H189V26H188ZM197 27H198V26H197ZM197 27H196V28H197ZM202 27H203V26H202ZM210 27H211V26H210ZM243 27H244V26H243ZM1 28H3V27H1ZM7 28H8V27H7ZM20 28H21V27H20ZM20 28H19V29H20ZM24 28H27V27H24ZM49 28H50V26H49ZM55 28H56V27H55ZM55 28H54V29H55ZM57 28H58V27H57ZM70 28H71V27H70ZM72 28H74V27H72ZM78 28H79V27H78ZM98 28H99V27H98ZM113 28H115V27H113ZM132 28H133V27H132ZM157 28H159V27L157 26ZM164 28H163V30H164ZM175 28H177V27L175 26ZM199 28H200V27H199ZM199 28H197V29H199ZM204 28H206V27H204ZM225 28H226V27H225ZM236 28H237V27H236ZM239 28H240V27H239ZM247 28H249V27H247ZM251 28H252V27H251ZM255 28H256V27H255ZM19 29H18V30H19ZM22 29H23V28H21V31H22ZM31 29H33V28H31ZM31 29H29V30H31ZM36 29H37V28H35V30H33V31L36 32ZM39 29H40V28H39ZM39 29H38V30H39ZM47 29H48V28H47ZM47 29H46V30H47ZM54 29H53V30H54ZM136 29H137V31L135 30V31H136L135 33L137 34V41L140 42V38H139V37H140L142 31H141L140 28H136ZM202 29H203V28H202ZM209 29H210V28H209ZM214 29H215V27H214ZM216 29H217V28H216ZM216 29H215V30H216ZM7 30H8V29H7ZM9 30H10V28H9ZM18 30H17V32H18ZM70 30H71V29H70ZM72 30H73V29H72ZM127 30H128V28H127ZM132 30H133V29H132ZM153 30H154V29H153ZM153 30H152V31H153ZM163 30H162V31H163ZM175 30L178 31L177 29H175ZM186 30H187V29H186ZM188 30H190V29H188ZM193 30H195V29H193ZM220 30H221V29H220ZM227 30H228V29H227ZM3 31H4V30H3ZM14 31H15V30H14ZM24 31H25V30H24ZM26 31H28V30H26ZM33 31H31V32H33ZM43 31L46 32L45 30H43ZM43 31H42V32H43ZM50 31L53 33L52 30H50ZM75 31H76V30H75ZM130 31H131V30H130ZM154 31H155V30H154ZM154 31H153V34H154ZM165 31H166V29H165ZM168 31H169V30H168ZM209 31H210V30H209ZM216 31H218V30H216ZM216 31H215V32H216ZM221 31H222V30H221ZM224 31H225V30H224ZM231 31H234V32H235V30H232V29H231ZM237 31H238V30H237ZM239 31H240V30H239ZM9 32H10V31H9ZM19 32H20V30H19ZM35 32H34V33H35ZM48 32H49V31H48ZM54 32H55V31H54ZM57 32H58V31H57ZM100 32H101V31H100ZM102 32H103V31H102ZM113 32H114V30H113ZM115 32H116V31H115ZM133 32H134V31H133ZM155 32H156V31H155ZM157 32H158V31H157ZM157 32H156V33H157ZM166 32H167V31H166ZM169 32H171V30H170ZM172 32H173V31H172ZM187 32H188V31H187ZM193 32H194V31H193ZM193 32H192V34H193ZM213 32H214V31H213ZM213 32H212V33H213ZM258 32H259V31H258ZM263 32H264V31H263ZM10 33H11V32H10ZM37 33H39V32H37ZM37 33H36V35H37ZM49 33H50V32H49ZM76 33H77V31H76ZM79 33H80V32H79ZM130 33H131V32H130ZM135 33H134V34H135ZM150 33H152V32H150ZM158 33H160V32H158ZM178 33H179V32H178ZM189 33H190V32H189ZM195 33H196V32H195ZM205 33H206V32H205ZM212 33H210L209 35H211ZM224 33H225V32H224ZM226 33H227V32H226ZM236 33H237V32H236ZM245 33H246V31H245ZM11 34H12V33H11ZM18 34H19V33H18ZM40 34H41V33H40ZM40 34H39V35H40ZM57 34H58V33H57ZM114 34H115V33H114ZM122 34H123V33H122ZM134 34H133V35H134ZM170 34H172V33H170ZM190 34H191V33H190ZM207 34H208V33H207ZM229 34H230V33H229ZM229 34H228V35H229ZM6 35H7V34H6ZM30 35H32V34H30ZM45 35H46V34H45ZM50 35H51V34H50ZM58 35H59V34H58ZM154 35H155V34H154ZM162 35H163V34H162ZM162 35H161V36H162ZM177 35H180V34H177ZM203 35H204V29H203ZM203 35H202V36H203ZM209 35H208V36H209ZM220 35H221V34H220ZM226 35H227V34H226ZM226 35H225V36H226ZM245 35H246V34H245ZM258 35H260V33H259ZM263 35H264V34H263ZM3 36H4V38H5V35H3ZM12 36H13V35H12ZM24 36H25V35H24ZM26 36H27V35H26ZM28 36H29V33H28ZM40 36H41V35H40ZM51 36H52V35H51ZM53 36H54V35H53ZM104 36H105V35H104ZM151 36H152V35H151ZM181 36H183V35H181ZM192 36H194V34H193ZM198 36H199V35H198ZM198 36H197V37H198ZM230 36H231V35H230ZM230 36H228V37H230ZM247 36H249V35H247ZM7 37H8V36H7ZM13 37H14V36H13ZM32 37H33V39L38 38V37H35V38H34V35H33ZM42 37H43V36H42ZM44 37H45V36H44ZM105 37H106V36H105ZM125 37H126V36H125ZM130 37H131V36H130ZM164 37H165V36H164ZM195 37H196V36H195ZM206 37H207V36H206ZM209 37H210V36H209ZM222 37H223V34H222ZM233 37H234V36H233ZM254 37H255V36H254ZM1 38H2V37H1ZM4 38H2V39H4ZM19 38H21V36H20ZM22 38H23V37H22ZM25 38H26V37H25ZM28 38H30V37H28ZM28 38H27V39H28ZM39 38H40V37H39ZM46 38H48V37H46ZM81 38H82V37H81ZM158 38H159V36H158ZM160 38H161V37H160ZM170 38H171V36H170ZM175 38H176V37H175ZM204 38H205V37H204ZM214 38H215V37H214ZM216 38H217V37H216ZM220 38H221V37H220ZM220 38H219V39H220ZM225 38H226V37H223L222 39L225 40ZM230 38H231V37H230ZM230 38H228V39H230ZM235 38H236V37H234V39H235ZM239 38H241V37H239ZM242 38H244V37H242ZM242 38H241V39H242ZM250 38H251V37H250ZM252 38H253V37H252ZM255 38H256V37H255ZM260 38H263V37H260ZM31 39H32V38H31ZM48 39H49V38H48ZM53 39H54V38H53ZM111 39H112V38H111ZM150 39H151V37H150ZM164 39H165V38L162 37V38L160 39V42H161V40L164 42ZM172 39H173V38H171L170 40H172ZM184 39H186V38L184 37ZM207 39H208V38H207ZM217 39H218V38H217ZM219 39H218V40H219ZM232 39H233V38H232ZM246 39H247V38H246ZM248 39H249V38H248ZM4 40H6V39H4ZM15 40H16V39H15ZM15 40H14V43H15ZM39 40L41 41V39H39ZM39 40H37V41H38V45L40 44ZM42 40H43V39H42ZM55 40H56V39H54L53 42H51V43L56 42ZM58 40H59V39H58ZM124 40H125V38H124ZM152 40H153V39H152ZM152 40H151V41H152ZM168 40H169V39H168ZM168 40H167V41H168ZM175 40H176V39H175ZM236 40H237V38H236ZM9 41H10V40H9ZM24 41H26V40H24ZM24 41H23V42H24ZM30 41H31V40H30ZM35 41H36V40H35ZM49 41H51V40H49ZM155 41H156V40H155ZM207 41H208V40H207ZM213 41H214V40H213ZM226 41H227V40H226ZM233 41L235 42V40H232V42H233ZM245 41H246V40H245ZM245 41H244V42H245ZM249 41H250V40H249ZM249 41H248V42H249ZM261 41H262V40H261ZM27 42H28V41H27ZM60 42H61V41H60ZM62 42H63V41H62ZM85 42H86V41H85ZM157 42H158V41H157ZM157 42H156V43H157ZM168 42H170V41H168ZM173 42H174V41H173ZM188 42H190V40H189ZM195 42H197V41H195ZM199 42H200V41H199ZM199 42H198V43H199ZM208 42H209V41H208ZM227 42H228V41H227ZM232 42H231V43H232ZM241 42H242V40H241ZM246 42H247V41H246ZM248 42H247V43H248ZM250 42H251V41H250ZM250 42H249V44H250ZM253 42H254L255 44H257L255 41L252 40V43H253ZM1 43H2V42H1ZM4 43H5V42H4ZM17 43H18V42H17ZM34 43H35V42H34ZM36 43H37V42H36ZM45 43H46V41L44 42V45H45ZM51 43H46V44H51ZM57 43H58V42H57ZM111 43H112V42H111ZM144 43H145V42H144ZM164 43H165V42H164ZM170 43H172V42H170ZM191 43H192V42H191ZM203 43H204V42H203ZM212 43H213V42H212ZM222 43H223V42H222ZM262 43H264V42H262ZM262 43H261V44H262ZM29 44H30V43H29ZM32 44H33V43H32ZM41 44H42V43H41ZM58 44H59V43H58ZM58 44H57V45H58ZM116 44H117V42H116ZM141 44H142V43H141ZM159 44H160V43H159ZM173 44H174V43H173ZM176 44H177V43H176ZM179 44H181V42L178 43L177 45H179ZM234 44H235V43H234ZM236 44L238 45V43H236ZM240 44H241V43H240ZM240 44H239V45H240ZM245 44H246V43H245ZM249 44H248V45H249ZM7 45H8V44H7ZM21 45H22V44H21ZM25 45L27 46L26 42H25ZM25 45H24V46H25ZM33 45H35V44H33ZM33 45H32V50H31V51H33ZM38 45L36 44V46H38ZM42 45H43V44H42ZM57 45H56V46H57ZM110 45H111V44H110ZM149 45L151 46V44H149ZM155 45H156V44H154V46H155ZM189 45H191V44L189 43ZM193 45L195 46V44H193ZM203 45H205V44H203ZM227 45H229V44H227ZM239 45H238V47H239ZM13 46L15 47L14 44H13ZM24 46H23V48H24ZM28 46H29V47H28V48H29L28 51H30V45H28ZM49 46H50V45H49ZM51 46H52V45H51ZM154 46H152V47H154ZM160 46H161V45H160ZM162 46H163V45H162ZM184 46H185V45H184ZM197 46H198V45H197ZM205 46H206V45H205ZM223 46H224V45H223ZM230 46H231V45H230ZM245 46H246V45H245ZM256 46H257V45H256ZM256 46H255V47H256ZM262 46H264V45H262ZM0 47H4V46H1V45H0ZM7 47H8V46H7ZM7 47H6V48H7ZM17 47H18V46H17ZM45 47H46V46H45ZM58 47H59V46H58ZM155 47H156V46H155ZM158 47H159V46H158ZM164 47H165V46H164ZM176 47H177V46H176ZM179 47H180V46H178V48H179ZM182 47H183V44H182ZM191 47H193V46L191 45ZM232 47H233V49H234V46H232ZM235 47H236V46H235ZM238 47H237V48H238ZM241 47H242V46H240L239 48H241ZM252 47H253V45H252ZM258 47H259V46H258ZM19 48H20V47H19ZM35 48H36V47H35ZM35 48H34V50H35ZM50 48H51V47H50ZM136 48H137V49H140V50L142 49V47H141V48L136 47ZM167 48H168V47H167ZM183 48H184V47H183ZM198 48H199V47H198ZM204 48H205V47H204ZM207 48H209V47H207ZM210 48H211V47H210ZM210 48H209V49H210ZM219 48H220V46H219ZM222 48H223V47H222ZM222 48H221V49H222ZM224 48H225V50H226L228 47H227V48L224 47ZM237 48H236V49H237ZM244 48H245V47H244ZM244 48H241V51H242V49H244ZM248 48H249V47H248ZM248 48H246V49H248ZM12 49H13V48H12ZM14 49H15V48H14ZM16 49H17V48H16ZM25 49H26V47H25ZM40 49H41V47H40ZM131 49H132V47H128V48H126V50H127L126 53H127V55H129V56H132V53H131L132 51H130ZM158 49H159V48H158ZM162 49H163V48H162ZM180 49H181V47H180ZM184 49H185V48H184ZM192 49H193V48H192ZM194 49H195V47H194ZM214 49H215V48H214ZM246 49H245V50H246ZM256 49H257V47H256ZM0 50L2 51V49H0ZM10 50H11V49H10ZM22 50H23V49H22ZM48 50H49V49H48ZM57 50H58V49H57ZM181 50H183V49H181ZM195 50H196V49H195ZM210 50H211V49H210ZM212 50H213V49H212ZM222 50H224V49H222ZM225 50H224V51H225ZM230 50H232V49H230ZM249 50H250V52H251V51L253 52V50H252L251 48H250ZM262 50H263V49H262ZM7 51H8V49H7ZM16 51H19V50H16ZM26 51H27V50H26ZM46 51H47V50H46ZM51 51H52V50H51ZM150 51H151V50H150ZM185 51L187 52V50H185ZM188 51H189V50H188ZM227 51H229V49H228ZM227 51H226V52H227ZM234 51H236V50H235V49L232 50V52H234ZM241 51H238V49H237V52H241ZM243 51H244V50H243ZM243 51H242V52H243ZM258 51H259V49H258ZM2 52H3V51H2ZM9 52H10V51H9ZM11 52H12V50H11ZM41 52H42V49H41ZM47 52H48V51H47ZM47 52H46V53H47ZM55 52H56V50L54 51V53H55ZM181 52H182V51H181ZM214 52H215V51H214ZM229 52H230V51H229ZM256 52H257V51H256ZM260 52H261V51H260ZM263 52H264V51H263ZM263 52H262V53H263ZM3 53H4V52H3ZM13 53H14V52H13ZM25 53H26V52H25ZM28 53H29V52H28ZM28 53H27V54H28ZM35 53H37V50L35 51ZM48 53H50V52H48ZM57 53H58V52H57ZM57 53H56V55H57ZM137 53H138V55H139V52H137ZM141 53H142V52L140 51V54H141ZM230 53H231V52H230ZM246 53H247V51H246ZM246 53H245V54H246ZM16 54H17V53H16ZM21 54H22V53H21ZM52 54H53V52H52ZM92 54H93V53H92ZM143 54H144V52H143ZM146 54H148V52H147ZM233 54H234V53H233ZM235 54H237V53H235ZM243 54H244V52H243ZM251 54H252V53H251ZM255 54L257 55V53H255ZM19 55H20V54H19ZM23 55H24V53H23ZM48 55H49V54H48ZM58 55H59V54H58ZM125 55H126V54H125ZM127 55H126V56H127ZM164 55H165V54H164ZM240 55H242V54H240ZM240 55H239V56H240ZM253 55H254V54H253ZM256 55H255V56H256ZM260 55H261V53H260ZM9 56H10V54H9ZM11 56H12V54H11ZM49 56H51V54H50ZM53 56H54V55H53ZM59 56H60V55H59ZM166 56H167V55H166ZM237 56H238V55H237ZM251 56H252V55H251ZM258 56H259V55H258ZM258 56H257V57H258ZM3 57H5V56H3ZM3 57L0 56V58H3ZM6 57H7V58H6ZM6 57H5L6 59L9 58V57H8V54H7ZM30 57H31V55H30ZM30 57H29V58H30ZM136 57H137V56H136ZM139 57H140V56H139ZM5 58H4V59H5ZM25 58H26V57H25ZM36 58H38V56H37ZM36 58H35V59H36ZM53 58H54V57H53ZM60 58H61V56H60ZM91 58H92V57H91ZM143 58H144V57H143ZM14 59H15V61L17 60L16 57H15ZM20 59H21V57H20ZM23 59H24V56H23ZM35 59H34V60H35ZM38 59H39V58H38ZM38 59H37V61H38ZM43 59H44V58H43ZM128 59H129V58H128ZM141 59H142V58H141ZM147 59H148V58H147ZM1 60H2V59H1ZM10 60H13V59H10ZM39 60H40V59H39ZM41 60H42V59H41ZM47 60H48V59H46L45 61L47 62ZM6 61H7V60H6ZM29 61H30V60H29ZM29 61H28V62H29ZM54 61H55V60H54ZM54 61L51 63L52 65H51L50 67L53 66ZM144 61H145V58H144ZM144 61H143V62H144ZM11 62H12V61H11ZM18 62H19V61H18ZM21 62H22V61H21ZM46 62H45V63H46ZM143 62H142V63H143ZM154 62H155V61H154ZM164 62H165V61H164ZM199 62H200V61H199ZM5 63H7V62H5ZM45 63L41 62L42 65L40 64V66H38V67H42V69H43V68H46V67H43V64H45ZM140 63H141V62H140ZM145 63H146V61H145ZM147 63H148V62H147ZM147 63H146V64H147ZM149 63H150V62H149ZM216 63H217V62H216ZM15 64H16V63H15ZM15 64H14V65H15ZM19 64H20V63H19ZM38 64H39V63H38ZM49 64H50V63H49ZM49 64H48V65H49ZM54 64H55V63H54ZM56 64H57V62H56ZM120 64H121V63H120ZM162 64H163V63H162ZM200 64H201V63H200ZM204 64H205V63H204ZM214 64H215V63H214ZM217 64H218V63H217ZM20 65H21V64H20ZM45 65H46V64H45ZM59 65H60V64H59ZM72 65H73V64H72ZM121 65H122V64H121ZM121 65H120V66H121ZM209 65H210V64H209ZM0 66H1V65H0ZM3 66H4V65H3ZM24 66H25V65H24ZM34 66H35V64H34ZM46 66H47V65H46ZM194 66H196V65H194ZM202 66H203V65H202ZM202 66H200V67L202 68ZM205 66H206V65H205ZM205 66H204V67H205ZM1 67H2V66H1ZM53 67H54V66H53ZM62 67H64V66H62ZM188 67H189V66H188ZM190 67H191V66H190ZM192 67H193V66H192ZM196 67H197V66H196ZM208 67H210V66H208ZM238 67H239V66H238ZM243 67H244V66H243ZM263 67H264V66H263ZM2 68H3V67H2ZM4 68H6V67H4ZM34 68H35V67H34ZM56 68H57V67H56ZM80 68H81V67H80ZM198 68H199V67H198ZM12 69H13V68H12ZM20 69H21V68H20ZM22 69H25V67L22 68ZM27 69H28V68H27ZM36 69H37V66H36ZM53 69H54V68H53ZM53 69H52V70H53ZM58 69H59V72H60V69H61V68H58ZM182 69H183V68H182ZM189 69H190V68H189ZM203 69H204V68H203ZM206 69L208 70L207 67H205V70H206ZM221 69H222V68H221ZM221 69H220L218 72L222 73V72H221ZM239 69H240V68H239ZM0 70H1V69H0ZM56 70H57V69H56ZM191 70H192V68H191ZM193 70H194V69H193ZM193 70H192V71H193ZM242 70H243V69H241L240 71H242ZM255 70H256V69H255ZM260 70H261V68H260ZM263 70H264V69H263ZM8 71H10L9 68H8ZM36 71H37V70H36ZM45 71H46V70H45ZM47 71H48V72H47ZM47 71H46V73H49V70H47ZM54 71H55V69H54ZM61 71H62V70H61ZM183 71H184V70H183ZM214 71H215V70H214ZM237 71H238V70H237ZM251 71H252V70H251ZM12 72H14V70H13ZM20 72H21V71H20ZM20 72H19V73H20ZM39 72H40V71H39ZM51 72H52V71H50V74H51ZM55 72H56V71H55ZM57 72H58V71H57ZM57 72H56V73H57ZM70 72H71V71H70ZM190 72H191V71H190ZM202 72H203V71H202ZM256 72H257V70H256ZM261 72H264V71H261ZM4 73H5V72H3V75H2V76L5 75ZM6 73H7V72H6ZM8 73H11V71L8 72ZM40 73H41V72H40ZM44 73H45V72H44ZM56 73H55V74H56ZM65 73H66V72H65ZM191 73H192V72H191ZM200 73H201V72H200ZM200 73H198V76H199ZM206 73H210V72H205L204 74L206 75ZM211 73H212V72H211ZM216 73H217V71H216ZM227 73H228V72H227ZM227 73H226V74H227ZM257 73H258V72H257ZM257 73H256V74H257ZM0 74H1V73H0ZM11 74H12V73H11ZM13 74H14V73H13ZM17 74H18V72H17ZM21 74H22V73H21ZM42 74H43V73H42ZM57 74H58V73H57ZM179 74H181V73L179 72ZM184 74H185V72H184ZM187 74H188V73H187ZM189 74H190V73H189ZM189 74H188V75H189ZM229 74H231V72L228 73V75H229ZM232 74H233V73H232ZM237 74H238V73H237ZM256 74H255V75H256ZM38 75H39V74H38ZM38 75H37V76H38ZM44 75H45V74H44ZM48 75H49V74H48ZM52 75H53V74H52ZM52 75H51V76H52ZM61 75H62V73L60 74V76H61ZM181 75H182V74H181ZM190 75H191V74H190ZM192 75H193V74H192ZM200 75H201V77H200V76H199V77L202 78V75H203V74H200ZM213 75H214V74H213ZM216 75H217V74H216ZM224 75H225V71H224ZM246 75H247V74H246ZM246 75H245V76H246ZM253 75H254V74L252 73V76H253ZM259 75H260V71H259ZM261 75H263V73H261ZM261 75H260V76H261ZM6 76H7V74H6ZM11 76H12V75H11ZM14 76H15V75H14ZM19 76H21V75H19ZM45 76H46V75H45ZM45 76H43V77H45ZM51 76H50V78H51ZM54 76H55V75H54ZM56 76H57V75H56ZM56 76H55V77H56ZM58 76H59V75H58ZM173 76H174V75H173ZM183 76H184V75H183ZM207 76H208V75H207ZM207 76H205V77H207ZM226 76H227V75H226ZM238 76L240 77V73H239ZM241 76H242V74H241ZM245 76H244V78H245ZM252 76H251V74H250V77H252ZM256 76H258V74H257ZM256 76H255V77H256ZM4 77H5V76H4ZM32 77H34V76H32ZM67 77H69V76H67ZM72 77H73V75H72ZM179 77H180V76H179ZM199 77H198V78H199ZM205 77H204V79H205ZM210 77H211V76H210ZM212 77H213V76H212ZM217 77H221V76H217ZM217 77H216V78H217ZM227 77H228V76H227ZM227 77H226V78H227ZM230 77H231V75H230ZM233 77H235V76H233ZM233 77H232V78H233ZM255 77H253V79H254ZM12 78H13V77H12ZM12 78H11V79H12ZM17 78H18V76H17ZM17 78H16V79H17ZM34 78H35V77H34ZM50 78L47 77V79H50ZM52 78H54V77H52ZM56 78H57V77H56ZM56 78H55V80H57ZM62 78H64V76H63ZM65 78H66V77H65ZM65 78H64V79H65ZM162 78H163V77H162ZM180 78H182V77H180ZM185 78H186V76H185ZM187 78H188V77H187ZM189 78H190V76H189ZM200 78H199V79H200ZM216 78H215V79H216ZM236 78H237V77H236ZM247 78H249V77L247 76ZM22 79H23V77H22ZM70 79H71V78H70ZM73 79H74V78H73ZM156 79H158V78H156ZM176 79H177V76H176ZM210 79H211V78H210ZM221 79H223V78H221ZM221 79H220V80H221ZM224 79H225V77H224ZM224 79H223V80H224ZM237 79H238V78H237ZM250 79H251V78H250ZM262 79H263V78H262ZM262 79H261V80H262ZM6 80H7V79H6ZM23 80H24V79H23ZM51 80H53V79H51ZM51 80H50V81H51ZM58 80H59V79H58ZM62 80H63V79H62ZM65 80H66V79H65ZM119 80H120V79H119ZM161 80H162V79H161ZM174 80H175V79H174ZM181 80H183V79H181ZM185 80H186V79H185ZM187 80H188V79H187ZM189 80H190V79H189ZM191 80H192V79H191ZM191 80H190V81H191ZM201 80H202V79H201ZM201 80H200V81H201ZM238 80L240 81V78H239ZM244 80H245V79H244ZM261 80H260V81H261ZM13 81H14V80H13ZM13 81H12V82H13ZM20 81H21V80H20ZM44 81H45L46 83H48L47 80H46L45 78H44ZM59 81H61V80H59ZM70 81H71V80H70ZM75 81H76V80H75ZM178 81H179V80H178ZM178 81H177V82H178ZM193 81H196V82H197V81H199V80H198V79H196V80L193 79ZM206 81H208V80H206ZM215 81H216V80H215ZM225 81H226V80H225ZM234 81H235V80H234ZM245 81H246V80H245ZM248 81H249V80H248ZM14 82H15V81H14ZM28 82H29V81H28ZM53 82H54V81H53ZM53 82H52V84L55 83V82H54V83H53ZM61 82H62V81H61ZM125 82H126V81H125ZM147 82H149V81H147ZM155 82H156V81H155ZM163 82H164V81H163ZM179 82H180V81H179ZM183 82H184V81H183ZM185 82H189V81H185ZM196 82H195V84H197ZM203 82H204V81H203ZM216 82H217V81H216ZM216 82H214V83L216 84ZM228 82H229V81H228ZM235 82H236V81H235ZM249 82H252V81H249ZM262 82H263V81H262ZM0 83H1V82H0ZM9 83H11V82H8V84H9ZM18 83H19V82H18ZM21 83H22V82H21ZM31 83H32V82H31ZM31 83H30V84H31ZM33 83H34V82H33ZM56 83H57V82H56ZM59 83H60V82H59ZM59 83H58V85H59ZM63 83H64V82H63ZM70 83H71V82H70ZM75 83H76V82H75ZM172 83H173V82H172ZM180 83H181V82H180ZM200 83H201V82H200ZM208 83H209V81H208ZM218 83H219V81H218ZM220 83H221V82H220ZM223 83H224V82H223ZM223 83H222V85H223ZM236 83H238V82H236ZM239 83H241V82H239ZM246 83H248V82H246ZM246 83L244 82L245 87H246ZM253 83H254V82H252L251 85H252ZM256 83H257V82H256ZM258 83H259V82H258ZM5 84L8 85L7 83H5ZM5 84H4V86H5ZM13 84H14V83H13ZM22 84H25V83H22ZM22 84H20V85H22ZM28 84H29V83H28ZM28 84H27L26 87L30 86V85H28ZM60 84H61V83H60ZM155 84H156V83H155ZM157 84L159 85L158 82H157ZM163 84H164V83H163ZM163 84H162V85H163ZM181 84H182V83H181ZM195 84H194V82H193V85H195ZM210 84H212V81L210 82ZM249 84H250V83H249ZM249 84H248V86H250ZM18 85H19V84H18ZM33 85H34V84H33ZM33 85H32V88H33ZM54 85H55V84H54ZM64 85H66V83H64ZM120 85H121V84H120ZM120 85H119V86L117 85V88L120 87ZM162 85H161V86H162ZM184 85H185V84H184ZM184 85H183V86H184ZM205 85H206V84H205ZM207 85H209V84H207ZM207 85H206V86H207ZM217 85H218V84H217ZM219 85H221V84H219ZM225 85H228V84L225 82ZM255 85L258 86L259 84H254L253 86H255ZM0 86H1V85H0ZM2 86H3V85H2ZM4 86H3V88H4ZM8 86H9V85H8ZM44 86H45V85H44ZM77 86H78V85H77ZM77 86H76V87H77ZM121 86H122V85H121ZM156 86H157V85H156ZM176 86H177V85H176ZM190 86H191V85H190ZM196 86L198 87V85H196ZM200 86H201V85H200ZM206 86H205V87H206ZM215 86H216V85H215ZM215 86H214V87H215ZM234 86H236V85H234ZM253 86L250 87L251 90H253V89H252V88H254ZM5 87L7 88V86H5ZM9 87H12V86H9ZM14 87H15V86H14ZM14 87H13V88H14ZM66 87H67V86H66ZM72 87H73V84H72ZM139 87H140V86H139ZM146 87H147V86H146ZM172 87H173V86H172ZM174 87H175V85H174ZM178 87H180V86H178ZM201 87H202V86H201ZM207 87H209V86H207ZM216 87H217L218 90L220 89L218 86H216ZM222 87H223V86H222ZM225 87H226V86H225ZM237 87H238V86H237ZM260 87H261V86H260ZM19 88H21V86H20ZM19 88H18V89H19ZM51 88H53V87H51ZM62 88H64V87H62ZM74 88H75V87H74ZM79 88H80V86H79ZM79 88H78V89H79ZM144 88H145V87H144ZM150 88H151V87H150ZM159 88H160V85H159ZM159 88H156V89L159 90ZM168 88H169V87H168ZM182 88H183V87H182ZM182 88H181V90H183ZM188 88H189V87H187V89H188ZM230 88H231V87H230ZM243 88H244V87H243ZM4 89H5V88H4ZM10 89H11V88H10ZM18 89H17V90H18ZM26 89H27V88H26ZM34 89H35V88H34ZM59 89H60V88H59ZM193 89H194V88H193ZM195 89H196V88H195ZM204 89H205V88H204ZM207 89H208V88H207ZM217 89H215V90H217ZM237 89H238V88H237ZM246 89L249 90L248 87H246ZM246 89H245V90H246ZM254 89H255V88H254ZM259 89H260V88H259ZM5 90H6V89H5ZM19 90L21 91V90H23V89H19ZM147 90H148V89H147ZM163 90H164V89H163ZM168 90H169V89H168ZM173 90H176V89L174 88ZM181 90H180V91H181ZM185 90H186V88H185ZM200 90H201V89H200ZM224 90H226V88H225ZM231 90H232V89H231ZM248 90H247V91H248ZM251 90H249V92H250ZM255 90L257 91V89H255ZM255 90H254V91H255ZM3 91H4V90H3ZM8 91H9V90H8ZM14 91H15V90H14ZM23 91H24V90H23ZM25 91H26V90H25ZM25 91H24V92H25ZM30 91H31V90H30ZM36 91H37V89L35 90V92H36ZM39 91H40V90H39ZM39 91H37L38 94L41 93V91H40V92H39ZM71 91H72V90H71ZM136 91H137V90H136ZM170 91H171V93H172V90H170ZM192 91L194 92L195 90H192ZM205 91H207V90H205ZM220 91H221V90H220ZM222 91H223V90H222ZM256 91H255V92H256ZM258 91H260V90H258ZM0 92H1V91H0ZM9 92H10V91H9ZM24 92H23V93H24ZM27 92H28V89H27ZM31 92H32V91H31ZM35 92H33V93H35ZM44 92H45V91H44ZM75 92H76V91H75ZM132 92H133V91H132ZM139 92H140V91H138V93H139ZM148 92H149V91H148ZM156 92H157V91H156ZM161 92H163V91H160V93H161ZM166 92H167V91H166ZM186 92H187V91H186ZM193 92H192V93H193ZM201 92H202V91H201ZM201 92H200V93H201ZM207 92H208V91H207ZM213 92H214V91H213ZM213 92L211 91V93H213ZM216 92H217V91H216ZM223 92H224V91H223ZM233 92H234V91H233ZM233 92H232V93H233ZM241 92H242V91H241ZM241 92H240V93H241ZM244 92H245V91H244ZM255 92H254V93H255ZM13 93H14V92H13ZM15 93H16V92H15ZM18 93H20V92H18ZM73 93H74V92H73ZM76 93H78V92H76ZM134 93H135V91H134ZM134 93H133V94H134ZM150 93H152V92H150ZM150 93H149V94H150ZM158 93H159V92H158ZM183 93H184V92H183ZM194 93H195V92H194ZM198 93H199V92H198ZM240 93H238V94H240ZM242 93H243V92H242ZM245 93H246V92H245ZM247 93H248V92H247ZM250 93H253V92L251 91ZM263 93H264V91H263ZM0 94H1V93H0ZM26 94H27V93H26ZM38 94H37V95H38ZM133 94H132V95H133ZM147 94H148V93H146V95H147ZM163 94H164V93H163ZM166 94H167V93H166ZM168 94H170V92H168ZM190 94H191V93H190ZM196 94H197V93H196ZM201 94H202V93H201ZM213 94H214V93H213ZM213 94H212V95H213ZM218 94H219V93H218ZM220 94H222V93H220ZM248 94H249V93H248ZM257 94H258V93H257ZM260 94H261V92H260ZM1 95H2V94H1ZM3 95H4V94H3ZM3 95H2V96H3ZM9 95H11V94L9 93ZM12 95H13V94H12ZM16 95H17V94H16ZM16 95H15V96H16ZM18 95H19V94H18ZM20 95H21V94H20ZM20 95H19V96H20ZM22 95H24V94H22ZM27 95H28V94H27ZM37 95H36V96H37ZM42 95H43V94H42ZM67 95H68V94H67ZM137 95H138V94H137ZM144 95H145V94H144ZM144 95H143V96H144ZM178 95H179V93H178ZM182 95H183V94H182ZM191 95H192V97L194 96L193 94H191ZM191 95H190V96H191ZM206 95H207V94H206ZM208 95H209V93H208ZM212 95H211V96H212ZM216 95H217V94H216ZM232 95H233V94H232ZM232 95H231V96H232ZM235 95H236V94H235ZM251 95H253V94H251ZM262 95H263V94H262ZM262 95H260V96L262 97ZM2 96H0V97H2ZM13 96H14V95H13ZM13 96H12V98H13ZM15 96H14V98H13L14 100H15ZM31 96H32V95H29L28 97H31ZM40 96H41V95H40ZM73 96H74V95H73ZM133 96H134V95H133ZM156 96H157V95L155 94V97H156ZM158 96H160V95H158ZM161 96H162V95H161ZM161 96H160V97H161ZM167 96H168V95H167ZM184 96H185V95H184ZM184 96H183V99L186 97V96H185V97H184ZM196 96H198V95H196ZM200 96H201V95H200ZM203 96H204V95H203ZM209 96H210V95H209ZM213 96H215V95H213ZM248 96L250 97V94H249ZM256 96H257V95H256ZM256 96H255L254 98H256ZM258 96H259V95H258ZM263 96H264V95H263ZM17 97H18V96H17ZM17 97H16V100L18 101V98H17ZM26 97H27V96H26ZM28 97H27V98H28ZM55 97H56V96H55ZM64 97H65V95H64ZM138 97H139V96H138ZM141 97H142V95H141ZM145 97H148V96H145ZM155 97L153 98L154 100L157 98V97H156V98H155ZM163 97H164V95H163ZM201 97H202V96H201ZM204 97H205V96H204ZM207 97H208V96H207ZM217 97H218V96H217ZM219 97H220V96H219ZM222 97H223V96H222ZM238 97L241 98L240 96H238ZM242 97H243V96H242ZM251 97H252V96H251ZM251 97H250V98H251ZM7 98H8V97H7ZM40 98H41V97H40ZM46 98H47V97H46ZM53 98H54V97H53ZM56 98H57V97H56ZM56 98H55V99H56ZM178 98H179V97H178ZM178 98H177V99H178ZM193 98H194V97H193ZM196 98H197V97H196ZM259 98H260V97H259ZM22 99H23V98H21V100H22ZM24 99H25V98H24ZM24 99H23V100H24ZM31 99H32V97H31ZM34 99L36 100V97H34ZM37 99H38V98H37ZM65 99H67V98H65ZM65 99L62 98V101L65 100ZM138 99H139V98H138ZM148 99H149V98H148ZM148 99H147V100H148ZM153 99H152V101H153ZM173 99H174V98H173ZM179 99H180V98H179ZM204 99H205V98H204ZM206 99H207V98H206ZM212 99H213V98H212ZM233 99H234V98H233ZM243 99H244V98H243ZM251 99L256 101L257 98H256V99L251 98ZM263 99H264V98H263ZM7 100H8V99H7ZM27 100H28V99H27ZM29 100H30V99H29ZM128 100H130V99H128ZM139 100H140V99H139ZM186 100H187V99H186ZM192 100H193V99H192ZM195 100H196V99H195ZM195 100H194V101H195ZM197 100H198V99H197ZM202 100H203V99H202ZM207 100H208V99H207ZM207 100H206V101H207ZM209 100H210V97H209ZM252 100H251V101H252ZM261 100H262V98L260 99L259 102H258V101H256V102L260 103ZM24 101H25V100H24ZM32 101H33V100H32ZM41 101H42V100H41ZM58 101H60V100H58ZM66 101H68V99L65 100V101H63V102H66ZM132 101H133V100H132ZM174 101H175V100H174ZM174 101H173V102H174ZM194 101H193V102L191 101V102L194 103ZM203 101H204V100H203ZM203 101H202V103H203ZM211 101H212V100H211ZM218 101H219V99H218ZM228 101H229V100H228ZM240 101H241V99H240ZM247 101H248V100H247ZM249 101H250V100H249ZM251 101H250V102H251ZM255 101H254V102H255ZM262 101H263V100H262ZM12 102H13V101H12ZM22 102H23V101H22ZM22 102H21V103H22ZM26 102H27V101H26ZM137 102H139V101H137ZM155 102H156V101H155ZM169 102H171V100H170ZM178 102H179V101H178ZM181 102H182V101H181ZM184 102H185V100H184ZM214 102H215V101H214ZM216 102H217V101H216ZM216 102H215V103H216ZM224 102H226V101L224 100ZM238 102H239V99H238ZM244 102H246V100H244ZM36 103L38 104V101L34 103V104H35V107H36V105H37ZM40 103H41V102H40ZM58 103H59V102H58ZM61 103H62V102H60V104H61ZM130 103H131V100H130ZM144 103H145V102H144ZM166 103H168V101H167ZM174 103H177V102H174ZM182 103H183V102H182ZM182 103H180V105H181ZM195 103H196V102H195ZM197 103H198V102H197ZM217 103H218V102H217ZM228 103H229V102H228ZM239 103H240V102H239ZM252 103H253V101H252ZM11 104H12V103H11ZM63 104H64V103H62L61 105H63ZM123 104H124V103H123ZM133 104H135V103H133ZM140 104H141V101H140ZM159 104H160V102H159ZM210 104H211V103H210ZM225 104H227V103H224L223 106H224ZM234 104H235V103H234ZM237 104H238V103H237ZM237 104H236V105H237ZM240 104H241V103H240ZM256 104H257V103H256ZM13 105H14V102H13ZM18 105H19V104H18ZM23 105H24V104H23ZM30 105H31V104H30ZM44 105H45V104H44ZM126 105H127V104H126ZM129 105H130V104H129ZM136 105H138V103L135 104V106H136ZM141 105H142V104H141ZM141 105H140V106H141ZM144 105H145V104H144ZM154 105H155V103H154ZM157 105H158V104H156V106H157ZM163 105H164V103H163ZM163 105H162V106H163ZM165 105L168 106V107H170V106L167 105V104H165ZM170 105L172 106V105H174V104L171 103ZM177 105H179V104H177ZM184 105H185V103H184ZM189 105H190V104H189ZM191 105H193V104H191ZM245 105L247 106L246 103H245ZM245 105H244V106H245ZM254 105H255V104H254ZM257 105H258V104H257ZM16 106H17V104H16ZM32 106H33V104H32ZM55 106H56V105H55ZM55 106H54V108L57 107V106H56V107H55ZM63 106H64V105H63ZM63 106H61V107H63ZM133 106H134V105H133ZM140 106H139V107H140ZM146 106H148V105H146ZM156 106H155V107H156ZM196 106H197V105H196ZM201 106H202V104H201ZM211 106L213 107V105H211ZM219 106H221V105H219ZM227 106H228V105H227ZM231 106H232V105H231ZM231 106H229V107H231ZM238 106H239V104H238ZM246 106H245V107H246ZM258 106H259V105H258ZM8 107H9V106H8ZM23 107H24V106H23ZM26 107H27V105H26ZM37 107H38V105H37ZM67 107H68V106H67ZM142 107L144 108L143 105H142ZM150 107H151V104H150ZM152 107H154V106L152 105ZM152 107H151V108H152ZM160 107H161V106H160ZM176 107H177V106H176ZM212 107H210V108H212ZM233 107H234V106H233ZM233 107H232V108H233ZM242 107H243V106H242ZM255 107H256V106H255ZM255 107H254V108H255ZM260 107H261V106H260ZM262 107H263V106H262ZM31 108H32V107H31ZM58 108H60V106H59ZM128 108H129V106H128ZM130 108H131V106H130ZM137 108H138V107H137ZM143 108H142V109H143ZM148 108H149V107H148ZM151 108H150L149 110H151ZM162 108H163V107H161L160 110H162ZM210 108H209V109H210ZM222 108H223V107H222ZM246 108H247V107H246ZM248 108L251 109L250 106H249V104H248ZM263 108H264V107H263ZM29 109H30V108H29ZM32 109H33V108H32ZM56 109H57V108H56ZM66 109H67V108H66ZM131 109H132V108H131ZM138 109H139V108H138ZM142 109H141V111H142ZM156 109H158V107H157ZM173 109H174V108H173ZM188 109H190V108H188ZM188 109H187V110H188ZM209 109H208V110H209ZM216 109H217V108H216ZM228 109H229V108H228ZM257 109H258V108L254 109V110H257ZM16 110H17V109H16ZM20 110H21V109H20ZM33 110H34V109H33ZM33 110H32V111H33ZM46 110H47V108H46ZM54 110H55V109H54ZM62 110H63V108H62ZM139 110H140V109H139ZM139 110H138V111H139ZM146 110H148V109H146ZM146 110H145V111H146ZM163 110H165V108H164ZM174 110H175V109H174ZM192 110H193V109H192ZM195 110H198V109L196 108V109H194V111H195ZM212 110H213V109H212ZM214 110H215V109H214ZM224 110H225V109H224ZM233 110H234V109H233ZM233 110H232V111H233ZM240 110H241V109H240ZM240 110H238V112H239ZM242 110H243V109H242ZM245 110H246V109H245ZM247 110H248V109H247ZM247 110H246V111H247ZM260 110H262V109H260ZM48 111H49V110H48ZM59 111H60V110H59ZM59 111H58V112H59ZM63 111H65V110H63ZM63 111H62V112H63ZM92 111H93V110H92ZM152 111H153V110H152ZM175 111H176V110H175ZM189 111L191 112V110H189ZM210 111H211V109H210ZM227 111H228V110H227ZM230 111H231V109H230ZM263 111H264V109H263ZM29 112H30V111H29ZM33 112H34V111H33ZM60 112H61V111H60ZM62 112H61V113H62ZM127 112H128V110H127ZM143 112H144V111H143ZM150 112H151V111H150ZM153 112H156V111L154 110ZM164 112H165V111H164ZM197 112H199V111H197ZM205 112H206V111H205ZM205 112H204V113H205ZM221 112H222V111H221ZM233 112H234V111H233ZM236 112H237V111H236ZM240 112H241V111H240ZM252 112H253V111H252ZM260 112H261V111H259L258 113H260ZM30 113H31V112H30ZM39 113H40V112H39ZM54 113L58 114L57 112H54ZM64 113H65V112H64ZM64 113H63V114H64ZM114 113H115V112H114ZM161 113H162V112H161ZM161 113H160V114H161ZM168 113H169V112H168ZM177 113H179V112H177ZM181 113H182V110H181ZM186 113H187V111H186ZM201 113H202V112H201ZM201 113H200V114H201ZM204 113H203V114H204ZM207 113H208V112H207ZM217 113H218V112H217ZM217 113H215V114H216L217 117H218V114H217ZM223 113H224V112H223ZM223 113H221V114H223ZM245 113H246V114H248V113L250 114V112H248V113L245 112ZM256 113H257V112H256ZM262 113H263V112H262ZM262 113H261V116L263 117ZM23 114H24V113H23ZM49 114L52 115L53 113H49ZM110 114H111V113H110ZM112 114H113V113H112ZM154 114H155V113H154ZM191 114H192V113H191ZM196 114H197V113H196ZM219 114H220V113H219ZM230 114H231V112H230ZM232 114H233V113H232ZM237 114H238V113H237ZM237 114H235V115H237ZM20 115H22V112H20ZM24 115H25V114H24ZM40 115H42V114H40ZM140 115H143V114L140 113ZM152 115H153V113H152ZM156 115H157V114H156ZM168 115L170 116V113H169ZM168 115H167V116H168ZM172 115H173V114H172ZM174 115H176V114H174ZM181 115H182V114H181ZM181 115H180V116H181ZM208 115H209V114H208ZM213 115H214V113H213ZM228 115H229V114H228ZM242 115H243V114H242ZM255 115H256V114H255ZM255 115H253V116L255 117ZM259 115H260V114H259ZM26 116H28V113H27ZM26 116H25V117H26ZM30 116H31V115H30ZM33 116H34V114H33ZM42 116H43V115H42ZM60 116H61V115H60ZM60 116H59V117H60ZM138 116H139V115H138ZM150 116H151V115H150ZM161 116H162V115H161ZM161 116H158V117H160V119H161ZM163 116L165 117L166 115H163ZM178 116H179V115H178ZM188 116H190V115H188ZM199 116H200V115H199ZM199 116H198V117H199ZM211 116H212V114H211ZM211 116H209V118H210ZM233 116H234V114H233ZM247 116H248V115H247ZM249 116H251V115H249ZM17 117H18V116H17ZM22 117H23V116H22ZM39 117H41V116H39ZM39 117H38V118H39ZM48 117H49V116H48ZM54 117H55V115H54ZM64 117H65V116H64ZM122 117H123V116H122ZM122 117H121V118H122ZM134 117H136V116H134ZM145 117H146V116H145ZM151 117H152V116H151ZM164 117H162V118H164ZM174 117H175V116H174ZM174 117H173V118H174ZM185 117H186V116H185ZM185 117H184V118H185ZM191 117H192V116H191ZM193 117H194V116H193ZM206 117H207V116H206ZM213 117H215V116H213ZM213 117H212V119H213V121H214V118H213ZM219 117H220V116H219ZM221 117H222V115H221ZM225 117H226V116H225ZM236 117H239V116H236ZM258 117H260V116H258ZM258 117L255 118V119H258ZM56 118H57V117H56ZM56 118H55V120H56ZM127 118H128V117H127ZM136 118L139 119V117H136ZM152 118H153V117H152ZM156 118H157V116H156ZM168 118H169V117H168ZM176 118H178V117H176ZM199 118H200V117H199ZM229 118H230V117H229ZM233 118H235V117H232V119H233ZM242 118H243V117H242ZM242 118H238V119L241 120ZM260 118H261V117H260ZM18 119H20V118H18ZM40 119H42V118H40ZM51 119H52V118H51ZM147 119H148V118H147ZM158 119H159V118H158ZM207 119H208V118H207ZM212 119H209V121L212 120ZM235 119H237V118H235ZM245 119H246V118H244V120H245ZM249 119H250V118H249ZM262 119H263V118H262ZM16 120H17V119H16ZM36 120H37V118H36ZM36 120L34 119V121H33V119H32V122H35ZM52 120H53V119H52ZM52 120H51V121H52ZM59 120H60V119H59ZM120 120H121V119H120ZM127 120H128V119H126V121H127ZM130 120H131V119H130ZM132 120H133V119H132ZM143 120H145V119H144V116H143ZM161 120H162V119H161ZM161 120H157V121H161ZM177 120H179V119H177ZM187 120H189V119H187ZM193 120H195V119H193ZM216 120H217V119H216ZM227 120H228V119H227ZM230 120H231V119H230ZM240 120H239V123H240ZM251 120H252V118H251ZM251 120H248V121H251ZM258 120H259V119H258ZM258 120H256V121H258ZM21 121H22V119H21ZM43 121H44V120H43ZM45 121H46V120H45ZM57 121H58V120H57ZM126 121H125V122H126ZM134 121H136V120H134ZM147 121H149V120H147ZM157 121H154V122L157 123ZM167 121H168V119H167ZM190 121H191V120H190ZM202 121H203V120H202ZM206 121H208V120H206ZM209 121H208V122H209ZM213 121H212V122H213ZM218 121H219V119H218ZM221 121L223 122V120H221ZM225 121H226V120H225ZM241 121H242V120H241ZM245 121H246V120H245ZM252 121H253V120H252ZM260 121H262V120H260ZM24 122H25V121H24ZM52 122H54V121H52ZM64 122H65V121H64ZM137 122H138V121H137ZM164 122H165V121H164ZM169 122H170V121H168V123H169ZM186 122H187V121H186ZM208 122H203V123H208ZM215 122H216V121H215ZM242 122H243V121H242ZM253 122H254V121H253ZM253 122H252V123H253ZM45 123H46V122H44V124H45ZM47 123H48V122H47ZM119 123H120V122H119ZM150 123H151V122H150ZM152 123H153V122H152ZM155 123H154V124H155ZM160 123H161V122H160ZM168 123H167V124H168ZM170 123H171V122H170ZM178 123H179V122H178ZM220 123H221V122H220ZM224 123H225V122H224ZM236 123H237V122H235V124H236ZM243 123H244V122H243ZM257 123H261V122H257ZM257 123H255V124L258 125ZM127 124H128V122H127ZM148 124H149V122H148ZM148 124H147V125H148ZM167 124H166V125H167ZM173 124H174V123H173ZM179 124H181V123H179ZM195 124H196V123H195ZM216 124H217V123H216ZM216 124H215V125H216ZM230 124H231V123H230ZM245 124H246V122H245ZM245 124H244V126H245ZM250 124H251V122H250ZM253 124H254V123H253ZM253 124H252V127H253ZM255 124H254V125H255ZM261 124H262V123H261ZM9 125H10V124H9ZM52 125H53V124H52ZM68 125H69V124H68ZM121 125H122V124H121ZM130 125H131V123L129 124V127H130ZM132 125H133V121H132ZM136 125H138V124H136ZM139 125H141V124L139 123ZM139 125H138V126H139ZM144 125H145V124H144ZM159 125H160V124H159ZM169 125L172 126L171 124H169ZM169 125H168V126H169ZM181 125H182V124H181ZM181 125H180V126H181ZM193 125H194V124H193ZM218 125H219V124H218ZM256 125H255V126H256ZM259 125H260V124H259ZM263 125H264V124H263ZM43 126H44V125H43ZM43 126H40V128H42ZM118 126H119V125H118ZM133 126H135V125H133ZM141 126H142V125H141ZM145 126H146V125H145ZM145 126H144V127H145ZM152 126H153V124H152ZM152 126H151V127H152ZM155 126H156V125H155ZM182 126H183V125H182ZM182 126H181V127H182ZM188 126H189V125H188ZM194 126H195V125H194ZM194 126H193V127H194ZM199 126H200V125H199ZM208 126H209V125H208ZM219 126H220V125H219ZM233 126H234V125H233ZM248 126H249V125H248ZM250 126H251V125H250ZM261 126H262V125H261ZM34 127H35V126H34ZM38 127H39V126H37V130L39 131V128H38ZM72 127H73V126H72ZM142 127H143V126H142ZM190 127H191V125H190ZM205 127H206V125H205ZM210 127H211V126H210ZM213 127H214V124H213ZM224 127H225V125H224ZM229 127H230V126H229ZM235 127H236V126H235ZM237 127L239 128V127H241V126L238 125ZM242 127H243V126H242ZM242 127H241V128H242ZM258 127H259V126H258ZM32 128H33V127H32ZM51 128H52V127H51ZM51 128H50V129H51ZM146 128H147V126H146ZM146 128H145V131H146ZM156 128H158V127H156ZM169 128H170V127H169ZM171 128H172V127H171ZM179 128H180V127H179ZM184 128H186V127H184ZM198 128H199V127H198ZM201 128H202V127H201ZM201 128H200V129H201ZM231 128H232V127H231ZM249 128H250V127H249ZM260 128H262V127H260ZM263 128H264V127H263ZM263 128H262V129H263ZM83 129H84V128H83ZM115 129H116V128H115ZM176 129H177V128H176ZM186 129H187V128H186ZM205 129H206V128H205ZM215 129H216V128H215ZM224 129H225V128H224ZM224 129H223V130H224ZM235 129H236V128H235ZM235 129H234V131H236ZM87 130H88V129H87ZM141 130H142V128H141ZM150 130H151V128H150ZM153 130H154V128H153ZM170 130H171V129H170ZM174 130H175V129H174ZM180 130H181V128H180ZM194 130H195V129H194ZM201 130H202V129H201ZM210 130H211V128H210ZM217 130H218V128H217ZM223 130H222V131H223ZM240 130H242V129H240ZM244 130H245V129H244ZM244 130H243V131H244ZM247 130H248V129H247ZM252 130H253V129H252ZM258 130H260V129H258ZM258 130H257V131H258ZM263 130H264V129H263ZM263 130H262V131H263ZM38 131H37V132H38ZM70 131H71V130H70ZM77 131H78V130H77ZM95 131H96V130H95ZM100 131H101V130H100ZM100 131H99V132H100ZM118 131H119V130H118ZM142 131H143V130H142ZM164 131H165V130H164ZM182 131H183V129H182ZM228 131H229V130H228ZM232 131H233V130H232ZM243 131H240V132H243ZM254 131H255V130H254ZM30 132H31V131H30ZM37 132H36V133H37ZM136 132H137V131H135V133H136ZM152 132H153V131H152ZM154 132H155V131H154ZM172 132H173V131H172ZM172 132H170V134H171ZM175 132H178V131L175 130ZM188 132H189V131H188ZM191 132H192V131H191ZM206 132H207V131H206ZM216 132H217V133H220V132H218V131H216ZM238 132H239V131H238ZM249 132H250V131H249ZM258 132H259V131H258ZM0 133H1V132H0ZM2 133H3V132H2ZM2 133H1V134H2ZM39 133H40V131H39ZM75 133H76V132H75ZM95 133H96V132H95ZM103 133H104V132H103ZM116 133H117V132H116ZM147 133H148V132H147ZM159 133H160V132H159ZM203 133H204V132H203ZM214 133H215V132H214ZM225 133H226V131H225L223 134H225ZM228 133H230V132H228ZM236 133H237V132H236ZM244 133H245V132H244ZM251 133L254 134V132H251ZM251 133H250V134H251ZM260 133H261V132H260ZM260 133H259V135H258V133H257V134L255 133V134H256V136H260ZM63 134H64V132H63ZM96 134H97V133H96ZM117 134H118V133H117ZM131 134H132V133H131ZM131 134L128 133L127 136H128V135L131 136ZM133 134H134V132H133ZM161 134H162V133H161ZM163 134H164V133H163ZM163 134H162V135H163ZM165 134H166V133H165ZM173 134H174V133H173ZM180 134H181V133H180ZM220 134H221V133H220ZM220 134H219V135H220ZM231 134H232V132H231ZM238 134H240V133H238ZM242 134H243V133H242ZM247 134H248V133H247ZM247 134L245 133L246 136H247ZM39 135H40V134H39ZM87 135H88V134H87ZM87 135H86V136H87ZM124 135H125V134H124ZM158 135H160V134H158ZM168 135H169V133H168ZM206 135H208V134H206ZM210 135H211V134H210ZM214 135H215V134H214ZM225 135H227V134H225ZM261 135H263V134H261ZM127 136H124V139L127 138ZM151 136H152V134L150 135V137H151ZM169 136H170V135H169ZM174 136H176V135H174ZM196 136H197V134H196ZM199 136H201V135H199ZM212 136H213V133H212ZM221 136H222V135H221ZM228 136H229V134L227 135V137H228ZM242 136H243V135H242ZM0 137H1V136H0ZM32 137H33V136H32ZM52 137H53V135H52ZM94 137H95V135H94ZM109 137H110V136H109ZM120 137H121V136H120ZM131 137H132V136H131ZM165 137L167 138V136H165ZM172 137H173V136H172ZM178 137H179V136H178ZM202 137H203V136H202ZM230 137H232V136H230ZM247 137H249V136H247ZM250 137H251V136H250ZM250 137H249V138H250ZM56 138H57V137H56ZM85 138H86V137H85ZM85 138H84V139H85ZM116 138H117V137H116ZM132 138H133V137H132ZM134 138H137V137L134 136ZM148 138H149V137H148ZM153 138H154V137H153ZM156 138H157V136H156ZM156 138H155V139H156ZM179 138H180V137H179ZM232 138H233V137H232ZM241 138H242V137H241ZM252 138H254V135H253V137H251V139H252ZM261 138H262V136H261ZM38 139H39V138H38ZM51 139H52V138H51ZM88 139H89V138H88ZM105 139H106V138H105ZM129 139H130V138H129ZM129 139H128V140H129ZM157 139H158V138H157ZM164 139H165V138H164ZM169 139H170V138H169ZM174 139H175V138H174ZM195 139H196V138H195ZM195 139H194V140H195ZM211 139H212V138H211ZM216 139H217V137H216ZM219 139H220V138H219ZM222 139H224L223 136H222ZM235 139H236V138H235ZM238 139H239V138H238ZM243 139H244V136H243ZM247 139H248V138H247ZM254 139H256V138H254ZM258 139H259V138H258ZM59 140H60V139H59ZM110 140H111V139H110ZM122 140H123V139H122ZM125 140H127V139H125ZM128 140H127V141H128ZM136 140H137V139H135V141H136ZM146 140H147V138H146ZM148 140H149V139H148ZM150 140H151V139H150ZM152 140H154V139H152ZM152 140H151V141H152ZM167 140H168V139H167ZM171 140H172V139H171ZM181 140L183 141L184 139H181ZM181 140H180V141H181ZM198 140H199V139H198ZM204 140H205V139H204ZM214 140H215V138H214ZM233 140H234V139H233ZM252 140H253V139H252ZM260 140H261V139H260ZM260 140H259V141H260ZM262 140H263V139H262ZM57 141H58V140H57ZM78 141H79V139H78ZM119 141H120V140H119ZM135 141H134V142H135ZM172 141H173V140H172ZM220 141H221V140H220ZM234 141H235V140H234ZM240 141H241V139H240ZM244 141H245V140H244ZM250 141H251V140H250ZM58 142H59V141H58ZM123 142H124V141H123ZM125 142H126V141H125ZM128 142H129V141H128ZM146 142H147V141H146ZM154 142H155V141H154ZM163 142H164V141H163ZM184 142H185V141H184ZM205 142H206V140H205ZM215 142H216V141H215ZM222 142H223V141H222ZM232 142H233V141H232ZM237 142H239V141H237ZM252 142H253V141H252ZM0 143L2 144V142H0ZM27 143H28V142H27ZM56 143H57V142H56ZM83 143H84V142H83ZM107 143H108V142H107ZM109 143H110V141H109ZM113 143H114V142H113ZM132 143H133V142H132ZM136 143H137V142H136ZM140 143H141V145H142L143 142H140ZM144 143H145V142H144ZM158 143H159V142H158ZM172 143H173V142H172ZM179 143H181V142H179ZM187 143H188V142H187ZM195 143H196V141H195ZM225 143H226V142H225ZM248 143H250V142L248 141ZM254 143H256V142L254 141ZM259 143H261V142H259ZM263 143H264V142H263ZM29 144H30V143H29ZM96 144H97V143H96ZM111 144H112V143H111ZM115 144H116V143H115ZM119 144H120V143H119ZM124 144H126V143H124ZM147 144H148V143H147ZM163 144H164V143H163ZM168 144H169V143H168ZM173 144H174V143H173ZM190 144H191V143H190ZM190 144H189V145H190ZM206 144H207V143H206ZM217 144H218V143H217ZM221 144H222V143H221ZM231 144H232V143H230V145H231ZM244 144H245V143H244ZM251 144H252V143H251ZM27 145H28V144H27ZM136 145H137V144H136ZM136 145H135V146H136ZM161 145H162V144H161ZM180 145H181V144H180ZM183 145H185V144H183ZM194 145H195V144H194ZM209 145H211V144H209ZM209 145H207V146H209ZM218 145H219V144H218ZM232 145H233V144H232ZM234 145H235V144H234ZM254 145H255V144H254ZM256 145H257V144H256ZM2 146H3V145H2ZM4 146H5V145H4ZM25 146H26V145H25ZM25 146H24V147H25ZM118 146H119V145H118ZM128 146H130V145H128ZM138 146H139V144H138ZM142 146H143V145H142ZM144 146H146V144H145ZM171 146H172V145H171ZM181 146H182V145H181ZM185 146H186V145H185ZM199 146H200V145H199ZM225 146H226V145H225ZM228 146H229V145H227V148H228ZM236 146H237V145H236ZM241 146H242V145H241ZM6 147H7V146H6ZM59 147H60V146H59ZM97 147H98V146H97ZM105 147H107V146H105ZM113 147H114V146H113ZM121 147H122V149H123V146H122V145L120 146V148H121ZM136 147H137V146H136ZM148 147H149V146H148ZM159 147H160V146H159ZM196 147H197V146H196ZM209 147H210V146H209ZM259 147H261V146H259ZM259 147H257V148H259ZM52 148H53V147H52ZM54 148H55V144H54ZM124 148H126V147H124ZM129 148H130V147H129ZM138 148H139V147H138ZM142 148H143V147H142ZM146 148H147V147H146ZM155 148H156V147H155ZM165 148H166V147H165ZM182 148H183V147H182ZM185 148H186V147H185ZM214 148H215V147H214ZM219 148H220V147H218V149H219ZM229 148H230V147H229ZM238 148H239V147H238ZM250 148H251V147H250ZM254 148H255V147H254ZM254 148H253V149H254ZM9 149H10V148H9ZM55 149H56V148H55ZM127 149H128V148H127ZM127 149H125V150H127ZM134 149H135V147H134ZM169 149H170V148H169ZM174 149H175V148H174ZM174 149H173V150H174ZM210 149H211V148H210ZM225 149H226V148H225ZM241 149H242V148H241ZM243 149H244V148H243ZM246 149H247V148H246ZM51 150H52V149H51ZM56 150H57V149H56ZM85 150H86V149H85ZM98 150H99V149H98ZM104 150H105V151H103L102 153L107 154V153H106V148H105ZM117 150H118V149H117V147H116V151H117ZM123 150H124V149H123ZM147 150H148V149H147ZM156 150H158V149H156ZM188 150H189V149H188ZM220 150H221V149H220ZM236 150H237V149H236ZM25 151H26V150H25ZM25 151H24V152H25ZM111 151H112V150H111ZM113 151H115V149H114ZM116 151H115V152H116ZM129 151H130V149H129ZM132 151H133V150H132ZM150 151H151V150H150ZM161 151H162V150H161ZM167 151H168V150H167ZM175 151H176V149H175ZM181 151H182V150H181ZM195 151H196V150H195ZM221 151H222V150H221ZM221 151H220V154H221ZM225 151H226V150H225ZM228 151H229V150H228ZM249 151H250V150H249ZM258 151H259V150H258ZM47 152H49V151H47ZM47 152H46V153H47ZM50 152H51V151H50ZM58 152H59V151H58ZM86 152H87V150H86ZM122 152H123V151H122ZM156 152H157V151H156ZM171 152H172V151H171ZM188 152H189V151H188ZM198 152H199V151H198ZM217 152H218V151H217ZM222 152H223V154L226 153V152H224V151H222ZM253 152H255V150H253ZM12 153H13V152H12ZM12 153H10V156H11ZM21 153H22V152H21ZM51 153H52V152H51ZM51 153H47V154L50 155ZM81 153H82V152H81ZM98 153H99V151H98ZM109 153H110V152H109ZM111 153H112V152H111ZM116 153L119 154L118 152H116ZM116 153H115V154H116ZM124 153H125V152H124ZM145 153H146V152H145ZM183 153H184V151H183ZM209 153H210V152H209ZM250 153H251V152H250ZM255 153H256V152H255ZM260 153H261V151H260ZM260 153H259V154H260ZM47 154H46V155H47ZM104 154H103L102 156H104ZM112 154H113V153H112ZM120 154H122V153H120ZM133 154H134V153H133ZM147 154H148V153H147ZM149 154H150V153H149ZM156 154H158V153H156ZM162 154H163V152H162ZM162 154L160 153V155H162ZM164 154H165V153H164ZM164 154H163V155H164ZM168 154H171V153H168ZM173 154H175L174 151H173V153H172L171 155H173ZM186 154H187V153H186ZM196 154H197V153H196ZM212 154H213V153H212ZM212 154H211V155H212ZM228 154H229V153H227V156H228ZM243 154H244V153H243ZM259 154L257 153V155H259ZM21 155H22V154H21ZM46 155H45V156H46ZM109 155H110V154H109ZM136 155H137V154H136ZM145 155H146V154H145ZM145 155H144V156H145ZM163 155H162V157H163ZM165 155H166V154H165ZM165 155H164V156H165ZM181 155H182V153H181ZM183 155H184V154H183ZM187 155H190V154H187ZM187 155H186V156H187ZM211 155H210V156H211ZM213 155H214V154H213ZM216 155H217V154H216ZM244 155H245V154H244ZM47 156H48V155H47ZM47 156H46V157H47ZM102 156H101V157H102ZM105 156H106V155H105ZM117 156H118V155H117ZM121 156H122V155H121ZM121 156H120V157H121ZM157 156H158V155H157ZM166 156H167V155H166ZM177 156H178V155H177ZM179 156H180V155H179ZM179 156H178V157H179ZM196 156H199V155H196ZM207 156H208V155H207ZM218 156H219V154H218ZM223 156H224V155H223ZM227 156H225V157L227 158ZM231 156H232V155H231ZM233 156H234V155H233ZM152 157H153V156H152ZM159 157H161V156H159ZM162 157H161V158H162ZM172 157H173V156H172ZM187 157H188V156H187ZM199 157L201 158V156H199ZM203 157H204V156H203ZM229 157H230V156H229ZM2 158H3V156H2ZM4 158H5V157H4ZM10 158H11V157H10ZM42 158H44V157H42ZM42 158H41V159H42ZM105 158H106V157H105ZM146 158H147V157H146ZM154 158H155V157H154ZM161 158H160V159H161ZM164 158L167 159L166 157H164ZM164 158H163L162 160H164ZM169 158H171V157H169ZM205 158H206V157H205ZM210 158H212V157H210ZM210 158H209L208 160H210ZM220 158H221V157H220ZM232 158H233V157H232ZM259 158H260V157H259ZM13 159H14V158H13ZM15 159H16V158H15ZM95 159H96V158H95ZM95 159H94V160H95ZM100 159H102V158H100ZM112 159H113V158H112ZM116 159H117V157H116ZM121 159H122V158H121ZM121 159H119V161H120ZM123 159H125V158H123ZM143 159H144V162L146 163L145 158H143ZM148 159H149V158H148ZM151 159H152V158H151ZM180 159H181V156H180ZM182 159H183V158H182ZM187 159H188V158H187ZM187 159H185L186 163H188V161L190 160V159H189V160L187 161ZM215 159H216V157H215ZM241 159H242V157H241ZM255 159H256V158H255ZM261 159H263L262 156H261ZM261 159H260V160H261ZM11 160H12V159H11ZM11 160L9 159L10 162H11ZM44 160H46V159H44ZM92 160H93V159H92ZM92 160H91V162H92ZM125 160H126V159H125ZM141 160H142V159H141ZM152 160H153V159H152ZM168 160H169V159H167V161H168ZM170 160H171V159H170ZM202 160H204V159H202ZM226 160H227V159H226ZM226 160H225L224 162H226ZM229 160H230V159H229ZM229 160H228V161H229ZM231 160H233V159H231ZM231 160H230V161H231ZM235 160H236V159H235ZM246 160H247V159H246ZM257 160H258V159H257ZM40 161H41V160H40ZM40 161H39V162H40ZM106 161H110V160H106ZM129 161H130V160H129ZM148 161H149V160H148ZM174 161H175V160H174ZM182 161H183V160H182ZM185 161H184V162H185ZM192 161H194V160H192ZM197 161H198V160H197ZM200 161H201V160H200ZM215 161H216V160H215ZM222 161H223V159H222ZM230 161H229V162H230ZM239 161H240V160H239ZM15 162H16V161H15ZM42 162H43V161H41V164H42ZM84 162L88 165V163H87L88 160H87V162H86V160H84ZM117 162H118V161H117ZM134 162H135V161H134ZM134 162H133V163H134ZM136 162H137V161H136ZM140 162H141V161H140ZM160 162H161V161H160ZM169 162H170L171 164H173L171 161H169ZM169 162H166V163H169ZM179 162H180V161H179ZM184 162H183V164H184ZM198 162H199V161H198ZM224 162H223V163H224ZM232 162H233V161H232ZM234 162H235V161H234ZM256 162H257V161H256ZM260 162H261V161H260ZM1 163H2V162H1ZM8 163H9V162H8ZM101 163H102V162H101ZM101 163H100V164H101ZM109 163H110V162H108L107 164H109ZM142 163H143V162H142ZM154 163H155V161H154ZM158 163H159V162H158ZM190 163H191V162H189L188 164L190 165ZM193 163H194V162H193ZM220 163H221V162H220ZM15 164H16V163H15ZM36 164H37V163H35V165H36ZM62 164H63V163H62ZM75 164H76V163H75ZM79 164H80V163H79ZM94 164H95V163H94ZM102 164H103V163H102ZM102 164H101V165H102ZM124 164H125V163H124ZM143 164H144V163H143ZM150 164H151V163H150ZM161 164H163V163H161ZM177 164H178V163H177ZM179 164H180V163H179ZM199 164H200V163H199ZM201 164H202V163H201ZM201 164H200V165H201ZM204 164H205V163H204ZM210 164H211V163H210ZM210 164L208 163L207 165H210ZM221 164H222V163H221ZM258 164H259V162H258ZM0 165H1V164H0ZM2 165H3V164H2ZM37 165H38V164H37ZM89 165H90V164H89ZM95 165H96V164H95ZM101 165H99V166H101ZM104 165H105V164H104ZM126 165H127V164H126ZM126 165H125V166H126ZM140 165H141V164H140ZM191 165H192V164H191ZM194 165H196V164H194ZM215 165H216L215 167H217L216 162H215ZM222 165H223V164H222ZM224 165H226V164H224ZM224 165H223V166H224ZM227 165L230 166L231 163H230V164H227ZM236 165H237V164H236ZM238 165H239V164H238ZM5 166H6V165H5ZM5 166H4V169H5V168L7 169V167H5ZM52 166H53V165H52ZM68 166H70V165H68ZM81 166H82V164H81ZM81 166H80V167H81ZM125 166H124V167H125ZM128 166H130V165H128ZM131 166H132V165H131ZM145 166H147V164H146ZM163 166H164V165H163ZM172 166H174V165H172ZM176 166H177V165H176ZM178 166H179V165H178ZM186 166H187V165H186ZM198 166H199V165H198ZM198 166H197V167H198ZM211 166H213V164H212ZM231 166H233V165H231ZM246 166H247V165H246ZM8 167H9V166H8ZM70 167H71V166H70ZM73 167H74V166H73ZM82 167H83V166H82ZM84 167H85V165H84ZM84 167H83V168H84ZM138 167H139V166H138ZM138 167H135V168L137 169ZM157 167H158V166H157ZM160 167H162V166L160 165ZM164 167H165V166H164ZM167 167H168V166H167ZM179 167H180V166H179ZM179 167H178L177 169L180 170V171H182V168H181V167H182V163H181V167H180L181 169H180ZM188 167H189V166H188ZM220 167H221V166H220ZM235 167H236V166H235ZM238 167H239V166H238ZM34 168H35V167H34ZM37 168H38V166H37ZM75 168H76V167H75ZM97 168H99V167H97ZM104 168H105V167H104ZM108 168H109V167H108ZM113 168H114V167H113ZM120 168H121V166H120ZM130 168H132V167H130ZM141 168H144V169L146 170V167H144V166H143V167L141 166ZM141 168H140V169H141ZM154 168H155V167H154ZM169 168H170V166H169ZM185 168H186V167H184L183 169H185ZM189 168L191 169L192 166L189 167ZM199 168L202 169V166H200ZM204 168H206V166H205ZM207 168H209V167H207ZM212 168H214V167H212ZM221 168H222V167H221ZM228 168H229V167H228ZM232 168H233V167H232ZM56 169H57V167H56ZM56 169H55V170H56ZM66 169H68V167H66ZM70 169H71V168H70ZM76 169H78V168H76ZM100 169H101V168H100ZM111 169H112V168H111ZM111 169H110V170H111ZM152 169H153V167H152ZM172 169H173V167H172ZM193 169H194V166H193ZM215 169H216V168H214V170H215ZM235 169H236V168H235ZM241 169H242V168H241ZM256 169H257V168L255 167V170H256ZM263 169H264V167H263ZM34 170H35V169H34ZM34 170H33V171H34ZM64 170H65V169L63 168V169L61 170V172L64 171ZM82 170L84 171V169L81 168V172H80V173L83 172ZM87 170L89 171V169H87ZM102 170H103V169H102ZM108 170H109V169H108ZM124 170H127V169H124ZM130 170H131V169H129V171H130ZM132 170H133V169H132ZM157 170H158V169H157ZM164 170H165V169H164ZM170 170H171V169H170ZM212 170H213V169H212ZM244 170H245V169H244ZM246 170H247V169H246ZM249 170H250V169H249ZM43 171H44V170H43ZM72 171H73V170H72ZM75 171H76V170H75ZM79 171H80V168H79ZM99 171H100V170H99ZM105 171H106V168H105ZM115 171H116V168H115ZM137 171H138V170H137ZM147 171L151 172L150 170H147ZM155 171H156V170H155ZM155 171H154V173H155ZM159 171H160V170H159ZM167 171H169V170L167 169ZM167 171H166V172H167ZM174 171L177 172V170H174ZM194 171H195V169H194ZM197 171H199V170H197ZM200 171H201V170H200ZM202 171H203V170H202ZM202 171H201V172H202ZM207 171H208V170H207ZM207 171H206V172H207ZM209 171H210V169H209ZM209 171H208V172H209ZM222 171H223V170H222ZM239 171H240V170H239ZM3 172H6V171H3ZM47 172H48V171H47ZM50 172H51V171H50ZM76 172H77V171H76ZM109 172H112V173H113V170H111V171H107V173H109ZM123 172H124V171H123ZM123 172H122V173H123ZM141 172L143 173V171H141ZM141 172H139V176H138L139 179H141L142 177H144V174H143V175H141L142 177L140 178V173H141ZM145 172H146V171H145ZM163 172H164V171H163ZM172 172H173V171H171V173H172ZM178 172H179V171H178ZM186 172H188V171H186ZM186 172H185V173H186ZM204 172H205V171H204ZM206 172H205V173H206ZM217 172H218V171H217ZM219 172H220V171H219ZM223 172H224V171H223ZM231 172H232V171H231ZM237 172H238V171H237ZM240 172H241V171H240ZM255 172H256V171H255ZM34 173H35V171L33 172V176H36V175H34ZM53 173H54V172H53ZM53 173H52V175H53ZM66 173H70V172H68V170H67ZM80 173H79V174H80ZM122 173H121V177L123 176ZM124 173H125V172H124ZM129 173H130V172H129ZM131 173H132V172H131ZM142 173H141V174H142ZM157 173H158V171L156 172V174H157ZM159 173H160V172H159ZM159 173H158V174H159ZM168 173L171 174L170 172H168ZM173 173H174V172H173ZM173 173H172V174H173ZM181 173H182V172H181ZM188 173H189V172H188ZM190 173H191V171H190ZM197 173H200V172H197ZM210 173H212V172H210ZM35 174H36V173H35ZM48 174H49V172H48ZM59 174L61 175L62 173L59 172ZM59 174H58V175H59ZM70 174H72V173H70ZM73 174L75 175V173H73ZM77 174H78V173H77ZM92 174H93V172L91 173V175H92ZM104 174H105V173H104ZM161 174H162V173H161ZM192 174H194V173H191V176H192ZM206 174H208V173H206ZM214 174H215V173H214ZM214 174H211V176H213ZM232 174H233V173H232ZM240 174H241V173H240ZM248 174H249V173H248ZM56 175H57V174H56ZM113 175H115V174H113ZM137 175H138V174H137ZM163 175H164V174H163ZM173 175H174V174H173ZM181 175H182V174H181ZM227 175H228V174H227ZM237 175H238V174H237ZM237 175L235 174V176H237ZM106 176H107V174H106ZM108 176H109V174H108ZM125 176H126V175L124 174L123 177H125ZM131 176H132V175H131ZM145 176H147V175H145ZM149 176H150V175H149ZM166 176H168V175H166ZM187 176H189V175H187ZM191 176H190V177H191ZM196 176H197V175H196ZM198 176H199V175H198ZM218 176H219V175H218ZM218 176H217V177H218ZM235 176H233V177H235ZM238 176H240V175H238ZM238 176H237V177H238ZM243 176H245V175H243ZM256 176H257V175H256ZM31 177H32V176H31ZM52 177H54V176H52ZM52 177H51V178H52ZM91 177H92V176H89L88 178L90 179ZM103 177H104V176H103ZM115 177H116V176H115ZM115 177H114V176L112 177V178H114L113 180H116L117 177H116V178H115ZM126 177H127V176H126ZM128 177H129V176H128ZM150 177H151V176H150ZM174 177H175V176H174ZM176 177H177V176H176ZM201 177H204V178H205V176H203V175H202ZM201 177H199V178L201 179ZM209 177H210V176H209ZM224 177H228V176H226V174H225ZM229 177H231V176L229 175ZM245 177H246V176H245ZM245 177H244V179H245ZM253 177H254V176H253ZM259 177H260V176H259ZM47 178L49 179L50 177H47ZM100 178H101V177H100ZM136 178H137V177H136ZM155 178H156V176H155ZM157 178H158V176H157ZM157 178H156V179H157ZM164 178H165V177H164ZM169 178H170V177H169ZM169 178H168V179H169ZM171 178H172V176H171ZM181 178H182V177H181ZM194 178H195V177H194ZM210 178H211V177H210ZM212 178H213V177H212ZM256 178H257V177H256ZM55 179H56V178H55ZM58 179H59V178H58ZM79 179H80V178H79ZM79 179H78V180H79ZM82 179H84V178H82ZM91 179H92V178H91ZM97 179H98V178H97ZM102 179H104V178H102ZM119 179H120V178H119ZM119 179H118V180H119ZM142 179H143V178H142ZM145 179H146V178H145ZM147 179H148V178H147ZM168 179L166 180L167 182L169 181ZM183 179H185V178H183ZM215 179H216V176H215ZM217 179H218V178H217ZM229 179H230V178H229ZM229 179H226V180H229ZM234 179H235V178H234ZM246 179H247V178H246ZM250 179H251V178H250ZM34 180H35V178H34ZM56 180H57V179H56ZM95 180H96V179H95ZM113 180L111 179V181H113ZM123 180H124V178H123ZM143 180H144V179H143ZM163 180H164V179H163ZM170 180L172 181V179H170ZM193 180H194V179H193ZM193 180H191V181H193ZM195 180H196V178H195ZM197 180H198V179H197ZM197 180H196V181H197ZM205 180H206V179H205ZM207 180H209V179H208V175H207ZM230 180H232V179H230ZM230 180H229V181H230ZM238 180H239V179H238ZM241 180H242V179H241ZM241 180H240V181H241ZM30 181H32V180H30ZM44 181H45V180H44ZM64 181H65V180H64ZM84 181H85V180H84ZM116 181H117V180H116ZM149 181H151V180H149ZM164 181H165V180H164ZM171 181H170V183H171ZM175 181H176V180H175ZM179 181H181V180H179ZM234 181H235V180H234ZM243 181H244V180H243ZM245 181H246V180H245ZM54 182H56V181H54ZM69 182H70V181H69ZM76 182H77V180H76ZM80 182H82V181L80 180ZM114 182H115V181H114ZM118 182H119V181H118ZM121 182H122V181H120V183H121ZM124 182H125V181H124ZM128 182H129V181H128ZM133 182H134V181H133ZM144 182H145V181H144ZM153 182H154V181H153ZM159 182H160V181H159ZM159 182H158V183H159ZM162 182H163V181H162ZM162 182H161V183H162ZM187 182H188V181H187ZM194 182H195V181H194ZM205 182H206V181H205ZM205 182H203V183H205ZM210 182H211V180H210ZM218 182H219V180H218ZM220 182H222V181L220 180ZM223 182H224V181H223ZM223 182H222V183H223ZM241 182H242V181H241ZM241 182H240V183H241ZM57 183H58V181H57ZM60 183H61V182H59L58 185H60ZM66 183H68V182L66 181ZM78 183H79V181H78ZM122 183H123V182H122ZM135 183H136V182H135ZM140 183H141V182H140ZM142 183H143V182H142ZM146 183H149V182L146 181ZM170 183H169V184H170ZM175 183H177V182H175ZM198 183H200V182H198ZM198 183H196V185H197ZM201 183H202V180H201ZM201 183H200V184H201ZM230 183L232 184L231 181H230ZM230 183H229V184H230ZM246 183H247V181H246ZM249 183H250V182H248V185H249ZM62 184H65V183H61V185H62ZM73 184H74V183H72V185H73ZM88 184H89V183H88ZM90 184H91V183H90ZM90 184H89V185H90ZM123 184H125V183H123ZM126 184H128V183H126ZM130 184H131V183H130ZM143 184H144V183H143ZM153 184L155 185V183H153ZM153 184H152V185H153ZM165 184H166V183H165ZM167 184H168V183H167ZM179 184H180V183H179ZM179 184H178V185H179ZM191 184H192V183H191ZM211 184H213V181H212ZM214 184H215V181H214ZM227 184H228V182H227ZM227 184H226V185H227ZM244 184H245V182H244ZM33 185H34V183H33ZM52 185H54V184H52ZM58 185H57V186H58ZM65 185H66V184H65ZM67 185L69 186L70 184H67ZM67 185H66V186H67ZM72 185H70V186H72ZM89 185H88V187H89ZM105 185H106V184H105ZM107 185H108V183H107ZM131 185H133V183H132ZM138 185H140V184H138ZM147 185H148V184H146V187H147ZM156 185H157V183H156ZM159 185H160V184H159ZM159 185H158V186H159ZM202 185H203V184H202ZM233 185H234V184H233ZM235 185H239V186H240V184H238V183L235 184ZM235 185L233 186L234 188H235ZM241 185H242V184H241ZM261 185H262V184H261ZM34 186H35V185H34ZM55 186H56V184H55ZM63 186H64V185H63ZM66 186H65V187H66ZM75 186H76V183H75ZM75 186H74V188H76ZM77 186H79V185L77 184ZM81 186H87V185H85V184L83 185V184L81 183ZM81 186H80V188H81ZM133 186H134V185H133ZM144 186H145V184H144ZM172 186H173V184H172ZM176 186H177V185L175 184V187H176ZM188 186H189V185H188ZM199 186H201V185H199ZM204 186H205V185H203V187H204ZM212 186H213V185H212ZM215 186H217V185H215ZM229 186H231V185H228V187H229ZM239 186H238V187H239ZM243 186H244V185H243ZM31 187H32V186H31ZM31 187H30V188H31ZM58 187H59V186H58ZM58 187H56V188H58ZM90 187H91V186H90ZM125 187H127V185H126ZM131 187H132V186H131ZM131 187H130V189H131ZM152 187H153V186H152ZM156 187H157V186H156ZM156 187H155V188H156ZM191 187H192V186H191ZM193 187H195V186H193ZM208 187H209V185H208ZM238 187L236 186V188H238ZM252 187H253V186H252ZM255 187H256V186H254V188H255ZM74 188H73V189H74ZM83 188H85V187H83ZM83 188H82V189H83ZM122 188H123V187H122ZM127 188H128V187H127ZM127 188H126V189H127ZM137 188H138V187H137ZM137 188H136V189H137ZM142 188H143V187H142ZM147 188H148V187H147ZM163 188H166V185H165V187H163ZM168 188H169V187H168ZM181 188H182V187H181ZM206 188H207V187H206ZM210 188H211V187H210ZM229 188H230V187H229ZM229 188H228V189H229ZM236 188H235V189H236ZM240 188H241V186H240ZM245 188H246V190H247L248 186H247V187L245 186ZM250 188H251V187H250ZM256 188H257V187H256ZM262 188H263V187H262ZM62 189H63V188H62ZM71 189H72V188H71ZM85 189H86V188H85ZM88 189H89V188H88ZM107 189H108V188H107ZM126 189H125V191L128 192V190H126ZM128 189H129V188H128ZM144 189H145V187H144ZM149 189H150V188H149ZM149 189H148V191H149ZM151 189H152V188H151ZM158 189H159V188H158ZM161 189H162V188H161ZM191 189H192V188H191ZM197 189H198V188H197ZM200 189H201V188H200ZM204 189H205V187H204ZM204 189H203V190H204ZM218 189H219V188H218ZM220 189H221V188H220ZM228 189H227V190H228ZM230 189H231V188H230ZM251 189H252V188H251ZM251 189H250V190H251ZM31 190H32V188H31ZM36 190H37V189H36ZM52 190H53V189H52ZM57 190H58V189H57ZM65 190H67V188H66ZM89 190L91 191V188H90ZM89 190H87V191H89ZM112 190H113V187H112ZM132 190H133V189H132ZM165 190H167V189H165ZM192 190H193V189H192ZM194 190H196V189H194ZM208 190H210V189L208 188ZM224 190H226V188H225ZM224 190H223V191H224ZM244 190H245V189H244ZM59 191H60V190H59ZM74 191H76V189H75ZM77 191H78V194H79V193H80V194H82V193H87V191H86V192H82V191H81V192H82V193H81V192H79L80 190H78V189H77ZM77 191H76V192H77ZM84 191H85V190H84ZM93 191H94V189H93ZM108 191H109V190H108ZM123 191H124V190H123ZM133 191H134V190H133ZM138 191H139V190H138ZM138 191H136L135 193H137ZM143 191H144V190H143ZM143 191H142V192H143ZM152 191H153V190H152ZM160 191H161V190H160ZM179 191H180V190H179ZM179 191H178V192H179ZM214 191H216V190H214V187H213V191H212V192H214ZM223 191H222V192H223ZM228 191H229V190H228ZM235 191H236V190H235ZM239 191H241V190H237V193H239ZM248 191H249V190H248ZM253 191L255 192V190H252V192H253ZM258 191H260V190H258ZM33 192H34V190H33ZM61 192H62V191H60V193H61ZM65 192H66V191H65ZM67 192L69 193V189H68ZM70 192H71V194H72V190H70ZM76 192H75V193H76ZM106 192H107V191H106ZM118 192H120V191L117 190V193H118ZM129 192H130V191H129ZM144 192H145V191H144ZM146 192H147V191H146ZM154 192H155V191H154ZM184 192H185V191H184ZM188 192H190V191H188ZM209 192H210V191H209ZM224 192H225V191H224ZM224 192H223V193H224ZM229 192H230V191H229ZM243 192H245V191H243ZM60 193H57V194H59V196H60ZM92 193H93V192H92ZM98 193H100V191H98ZM107 193H109V192H107ZM120 193H121V192H120ZM122 193H123V192H122ZM125 193H126V192H125ZM125 193H123V194H125ZM150 193H151V192H150ZM155 193H156V192H155ZM166 193H167V192H166ZM171 193H172V192H171ZM179 193L182 195V191H180ZM185 193H186V192H185ZM197 193H199V192H197ZM214 193H215V192H214ZM214 193H213V196H214L217 192H216L215 194H214ZM218 193L220 194V192H218ZM225 193H226V192H225ZM233 193L235 194L236 192H234V190H233ZM233 193H232V194H233ZM52 194H53V193H52ZM64 194H65V193H64ZM66 194H67V193H66ZM69 194H70V193H69ZM76 194H77V193H76ZM78 194H77V195H78ZM104 194H105V193H104ZM104 194H103V195H104ZM140 194H141V193H140ZM144 194H145V193H144ZM148 194H149V193H148ZM151 194H152V193H151ZM153 194H154V193H153ZM164 194H165V193H164ZM173 194H177V193H173ZM190 194H191V192H190ZM192 194H193V192H192ZM205 194H206V193H205ZM221 194H222V193H221ZM246 194H247V192H246ZM255 194H256V192H255ZM259 194H260V193H259ZM34 195H35V193H34ZM74 195H75V194H74ZM77 195H76V196H77ZM84 195H85V194H84ZM84 195H83V197H84ZM108 195H109V194H108ZM115 195H116V194H115ZM115 195H114V196H115ZM137 195H138V194H137ZM145 195H146V194H145ZM165 195H166V194H165ZM168 195H169V194H168ZM187 195H188V194H187ZM199 195H200V194H199ZM206 195H207V194H206ZM225 195H226V194H225ZM228 195H229V194H228ZM228 195H227V197H228ZM235 195H236V194H235ZM235 195H234V197H235ZM244 195H245V194H244ZM244 195H243V196H244ZM250 195H251V194H250ZM250 195H249V197H250ZM260 195H261V194H260ZM87 196H88V195H87ZM91 196H94V195L91 194ZM118 196H119V195H118ZM122 196H123V195H122ZM124 196H125V195H124ZM139 196H140V195H139ZM139 196H137V197H139ZM143 196H144V195H143ZM143 196H141V197H143ZM148 196H149V195H148ZM188 196H189V195H188ZM188 196H187V197H188ZM194 196H195V195H194ZM209 196H212V195L210 194ZM218 196H219V195H218ZM239 196H241V195H239ZM245 196H246V195H245ZM252 196H253V195H252ZM252 196H251V197H252ZM254 196H256V195H254ZM258 196H259V195H258ZM77 197H78V196H77ZM79 197H80V196H79ZM81 197H82V195H81ZM104 197H106V196L104 195ZM130 197H132V196H130ZM137 197H136V199H137ZM141 197H139V198H141ZM151 197H152V196H151ZM151 197H150V198H151ZM153 197H154V196H153ZM158 197H159V196H158ZM163 197H165V196H163ZM167 197H168V196H167ZM167 197H166V198H167ZM185 197H186V196H185ZM189 197L191 198V196H189ZM196 197H197V196H196ZM198 197H199V196H198ZM198 197H197V198H198ZM203 197H204V196H203ZM224 197H225V196H224ZM236 197H237V196H236ZM256 197H257V196H256ZM60 198H61V197H60ZM60 198H59V200H60ZM75 198H76V197H75ZM87 198H89V197H87ZM93 198H94V197H93ZM96 198H97V196H96ZM114 198H116V196H115ZM114 198H113V199H114ZM161 198H162V197H161ZM178 198H179V196H178ZM178 198H177V199H178ZM205 198H206V197H205ZM212 198H214V197H212ZM217 198H218V197H217ZM217 198H216V199H217ZM240 198H241V197H240ZM257 198H258V197H257ZM260 198H261V197H260ZM263 198H264V197H262L261 199L258 198V199H256V200H257V202H258V200H263ZM33 199H34V198H33ZM56 199H57V198H56ZM69 199H70V197H69ZM72 199H73V196H72ZM79 199H80V198H79ZM90 199H91V197H90ZM90 199H89V200H90ZM100 199H101V198H100ZM102 199H103V198H102ZM120 199H121V198H120ZM130 199H132V198H130ZM146 199H148V198H146ZM158 199H159V198H158ZM180 199H181V198H180ZM182 199H183V198H182ZM192 199H193V198H192ZM195 199H196V198H194V200H195ZM199 199H200V198H199ZM220 199H221V198L219 197V200H220ZM230 199H231V198H230ZM238 199H239V198H238ZM243 199H245V198H243ZM18 200H19V199H18ZM59 200H58L57 202H59ZM61 200H62V199H61ZM73 200H74V199H73ZM76 200H77V199H76ZM76 200H74V202H75ZM106 200H107V199H106ZM111 200H112V199H111ZM138 200H140V199H138ZM151 200H152V199H151ZM175 200H176V198H175ZM184 200H185V199H184ZM194 200H193V202H195ZM200 200H201V199H200ZM206 200H207V199H206ZM217 200H218V199H217ZM222 200H223V199H222ZM232 200H233V197H232ZM234 200H235V202H236L237 199H234ZM241 200H242V199L237 200V202H238V201H241ZM245 200H246V199H245ZM256 200H255V201H256ZM36 201H37V200H36ZM70 201H72V200L70 199ZM82 201H83V199H82ZM82 201H81V202H82ZM84 201H85V200H84ZM84 201H83V202H84ZM113 201H114V200H113ZM125 201H126V200H125ZM182 201H183V200H182ZM189 201H190V200H189ZM197 201H198V200H197ZM203 201H204V200H203ZM215 201H216V200H215ZM242 201H243V200H242ZM246 201H247V200H246ZM250 201H251V200H250ZM54 202H55V201H54ZM74 202H73V203H74ZM87 202H88V201H87ZM90 202H91V200H90ZM90 202H89V203H90ZM118 202H120V201L118 200ZM127 202H128V200H127ZM131 202H133V201H131ZM146 202H147V201H146ZM148 202H149V201H148ZM148 202H147L146 205H148ZM168 202H169V200H168ZM179 202H181V201H179ZM183 202H184V201H183ZM200 202H201V201H200ZM208 202H209V201H208ZM223 202H224V201H223ZM230 202H231V200H230ZM248 202H249V201H248ZM38 203H39V201H38ZM63 203H64V202H63ZM69 203H70V202H69ZM69 203H68V204H69ZM109 203H112V201H111V202L109 201ZM116 203H117V202H116ZM124 203H125V202H124ZM129 203H130V202H129ZM144 203H145V202H144ZM149 203H150V202H149ZM153 203H155V202H153ZM160 203H161V202H160ZM165 203H167V202H165ZM181 203H182V202H181ZM185 203H186V202H184V204H185ZM198 203H199V202H198ZM202 203H203V202H202ZM202 203H201V204H202ZM216 203H218V202L216 201ZM219 203H220V201H219ZM225 203H226V202H225ZM228 203H229V202H228ZM243 203H245V201H244ZM246 203H247V202H246ZM255 203H256V202H255ZM255 203H254V204H255ZM263 203H264V202H263ZM30 204H31V203H30ZM33 204H34V203H33ZM61 204H62V203H61ZM61 204H60V205H61ZM77 204H78V203H77ZM81 204H82V203H81ZM83 204H84V203H83ZM126 204H127V203H126ZM156 204H157V202H156ZM163 204H164V203H163ZM163 204H162V205H163ZM192 204L194 205V203H192ZM196 204H197V203H196ZM247 204H248V203H247ZM250 204H253V203L250 202ZM257 204H259V203H257ZM260 204H261V203H260ZM260 204H259V205H260ZM84 205H85V204H84ZM84 205H83V206H84ZM87 205H88V204H87ZM90 205H92V202H91ZM110 205H111V204H110ZM121 205H122V203H121ZM134 205H135V204H134ZM134 205H133V206H134ZM137 205H138V204H137ZM137 205H136V208H137ZM139 205H140V204H139ZM149 205H150V204H149ZM153 205H154V204H153ZM153 205H152V207H153ZM162 205H161V206H162ZM168 205H170V204H168ZM185 205H187V204H185ZM211 205H212V203H211ZM213 205H214V204H213ZM217 205H219V204H217ZM217 205H215V206H217ZM221 205H223V203H222ZM224 205H226V204H224ZM231 205H232V204H231ZM68 206H70V204H69ZM78 206H80V205H78ZM81 206H82V205H81ZM83 206H82V207H83ZM130 206H131V205H130ZM154 206H155V205H154ZM159 206H160V205H159ZM161 206H160V207H161ZM170 206H171V205H170ZM172 206H173V205H172ZM199 206H201V205H199ZM204 206H205V205H204ZM228 206H229V205H228ZM228 206H226V207H228ZM238 206H241V205L238 204L237 207H238ZM253 206H254V205H253ZM0 207H1V206H0ZM3 207L5 208L6 206H3ZM8 207H9V206H8ZM10 207H11V206H10ZM31 207H32V206H31ZM85 207H86V206H85ZM89 207H90V206H89ZM128 207H129V206H128ZM139 207H140V206H139ZM141 207H142V205H141ZM143 207H144V206H143ZM157 207H158V206H157ZM186 207H188V206H186ZM224 207H225V206H224ZM224 207H222V208L224 209ZM248 207H250V206H248ZM259 207H260V206H259ZM259 207H257V208H259ZM33 208H34V207H33ZM66 208H67V207H66ZM77 208H78V207H77ZM77 208H76V209H77ZM87 208H88V207H87ZM91 208H93V207H91ZM105 208H106V207H105ZM111 208H112V207H111ZM133 208H134V207H133ZM136 208H135V209H136ZM147 208H148V207H147ZM147 208H146V209H147ZM149 208H150V207H149ZM154 208H155V207H154ZM154 208H153V209H154ZM181 208H183V205H182ZM181 208H180V209H181ZM210 208H211V207H210ZM210 208H209V209H210ZM213 208H214V207H213ZM219 208H220V207H219ZM229 208H230V207H229ZM229 208H228V209H229ZM233 208H235V207H233ZM239 208H240V207H239ZM239 208H237V209H239ZM244 208H245V207H244ZM246 208H247V207H246ZM263 208H264V207H263ZM263 208H262V209H263ZM22 209H23V208H22ZM27 209H28V208H27ZM29 209H30V208H29ZM74 209H75V207H74ZM81 209H84V207L81 208ZM88 209H90V208H88ZM108 209H109V207L107 208V210H108ZM119 209H120V208H119ZM146 209H145V210H146ZM167 209H168V208H167ZM193 209H194V207H193ZM204 209H205V208H204ZM241 209H243V205H242V208H241ZM251 209H252V208H250V210H251ZM254 209H255V208H254ZM17 210H18V209H17ZM79 210H80V209H79ZM91 210H92V209H91ZM91 210H90V211H91ZM141 210H143V209H141ZM148 210H149V209H148ZM151 210H152V209H151ZM151 210H149L150 213H151ZM163 210H165V209H163ZM174 210H175V209H174ZM197 210H198V209H197ZM207 210H208V209H207ZM210 210H211V209H210ZM212 210H213V209H212ZM215 210H216V209H215ZM215 210H214V211H215ZM226 210H227V209H226ZM229 210H230V209H229ZM231 210H233V209H231ZM243 210H244V209H243ZM247 210H248V208H247ZM247 210H246V212H247ZM250 210H249V211H250ZM252 210H253V209H252ZM14 211H15V210H14ZM18 211H20V210H18ZM21 211H22V210H21ZM26 211H28V210H26ZM86 211H87V210H86ZM111 211H113V209H111ZM116 211L118 212L117 209H116ZM135 211H136V210H135ZM149 211H147V213H148ZM156 211H157V210H156ZM181 211H182V210H181ZM189 211H190V210H189ZM195 211H196V210H195ZM222 211H223V210H221V212H222ZM224 211H225V209H224ZM235 211H236V210H235ZM254 211H255V210H254ZM257 211H260V210H257ZM1 212H2V211H1ZM3 212H4V211H3ZM3 212H2V213H3ZM47 212H48V211H47ZM66 212H67V211H66ZM68 212H70V211H68ZM73 212H74V211H73ZM88 212H89V210H88ZM88 212H86V213H88ZM109 212H110V211H109ZM128 212H129V211H128ZM141 212H142V211H141ZM152 212H153V211H152ZM158 212H159V211H158ZM158 212H157V214H158ZM162 212H163V211H162ZM162 212H161V213H162ZM168 212H169V211H168ZM178 212H179V211H178ZM211 212H212V211H211ZM218 212H219V211H218ZM233 212H234V211H233ZM243 212H244V211H243ZM33 213H34V212H33ZM83 213H84V212H83ZM104 213H105V212H104ZM155 213H156V212H155ZM166 213H167V212H166ZM191 213H192V211H191ZM203 213H205L204 210H203ZM208 213H209V212H208ZM213 213H215V212H213ZM213 213H212V214H213ZM219 213H220V212H219ZM225 213H226V212H225ZM231 213H232V212H231ZM231 213H230V214H231ZM238 213H240V215H241V211L238 212ZM254 213H255V212H254ZM71 214H72V213H71ZM141 214H142V213H141ZM143 214H144V213H143ZM164 214H165V213H164ZM168 214H170V213H168ZM179 214H180V213H179ZM179 214H178L177 216H179ZM195 214H196V213H195ZM230 214H229V215H230ZM233 214H236V213L234 212ZM246 214H247V213H246ZM248 214H249V213H248ZM250 214H251V215H249V216H252V213H250ZM258 214H259V212H258ZM262 214H263V213H262ZM262 214H259V216H261ZM75 215H76V214H75ZM78 215H79V214H78ZM82 215H84V214H82ZM105 215H106V214H105ZM119 215H120V214H118V216H119ZM129 215H130V213H129ZM171 215H172V214H171ZM184 215H185V214H184ZM186 215H187V214H186ZM200 215H201V214H200ZM215 215H216V214H215ZM220 215H221V214H220ZM231 215H232V214H231ZM240 215H239V216H240ZM255 215H256V214H255ZM56 216H57V215H56ZM70 216H71V215H70ZM72 216H73V215H72ZM72 216H71V217H72ZM158 216H160V214H159ZM161 216H162V215H161ZM172 216H173V215H172ZM194 216H195V215H194ZM202 216H203V215H202ZM202 216H201V217H202ZM217 216H218V215H217ZM236 216H237V214H236ZM241 216H242V215H241ZM34 217H35V216H34ZM57 217H58V216H57ZM123 217H124V216H123ZM139 217H140V215H139ZM139 217H138V220H139ZM155 217H156V216H155ZM155 217H154V218H155ZM168 217H169V216H168ZM170 217H171V216H170ZM180 217H181V216H180ZM196 217H197V216H196ZM204 217H205V216H204ZM224 217H225V215H224ZM233 217H235V216L233 215ZM243 217H244V216H243ZM245 217H247V216L245 215ZM245 217H244V219H245ZM254 217H255V216H254ZM254 217H252V218H254ZM257 217H258V216H257ZM257 217H256V218H257ZM262 217H263V216H262ZM104 218H105V217H104ZM143 218L145 219V217H143ZM146 218H147V216H146ZM161 218H162V217H161ZM171 218H174V217H171ZM175 218H176V217H175ZM182 218H183V213H182ZM186 218H188V217H186ZM189 218H190V217H189ZM197 218H198V217H197ZM208 218H209V216H208ZM210 218H211V217H210ZM210 218H209V219H210ZM212 218L214 219V217H212ZM222 218H223V216H222ZM34 219H35V218H34ZM47 219H48V218H47ZM73 219H75V218H73ZM78 219H80V218L78 217ZM78 219H77V220H78ZM148 219H149V217H148ZM158 219H159V218H158ZM158 219H157V220H158ZM164 219H165V218H164ZM194 219H195V218H194ZM202 219H203V218H202ZM227 219H228V218H227ZM230 219H231V218H230ZM230 219H229V220H230ZM232 219H233V218H232ZM234 219H235V218H234ZM238 219H239V218H238ZM240 219H242V218L240 217ZM254 219H255V218H254ZM258 219H259V217H258ZM258 219H257V220H258ZM260 219H261V218H260ZM260 219H259L258 221H261ZM55 220H56V219H55ZM68 220H69V218H68ZM82 220H83V219H82ZM97 220H98V219H97ZM126 220H127V219H126ZM142 220H143V219H142ZM165 220H166V219H165ZM168 220H169V219H168ZM168 220H167V221H168ZM170 220H171V219H170ZM187 220H188V219H187ZM190 220H191V219H190ZM204 220H205V219H204ZM206 220H207V219H206ZM206 220H205V222H206ZM215 220H216V219H215ZM220 220H221V219H220ZM220 220H219V222H220ZM235 220H236V219H235ZM251 220H253V219H250V221H251ZM257 220H255V221H256V224L259 223ZM98 221H99V220H98ZM129 221H130V220H129ZM146 221H148V220H146ZM195 221H197V220H195ZM210 221H211V220H210ZM223 221H224V220H223ZM226 221H227V220H226ZM231 221H233V220H231ZM239 221H240V220H239ZM244 221H245V220H244ZM263 221H264V220H263ZM263 221H262V222H263ZM71 222H72V221H71ZM81 222H82V221H81ZM153 222H154V221H153ZM174 222H175V221H174ZM188 222H189V221H188ZM191 222H192V221H191ZM193 222H194V221H193ZM200 222H201V221H200ZM207 222H208V221H207ZM216 222H217V220H216ZM241 222H242V221H241ZM241 222H240V223H241ZM246 222H247V221H246ZM246 222H245V223H246ZM252 222H253V221H252ZM252 222H251V223H252ZM262 222H260V223H262ZM66 223H67V222H66ZM87 223H89V222H87ZM155 223H156V221H155ZM162 223H163V220H162ZM167 223H168V222H167ZM167 223L165 222V224H167ZM198 223H199V222H198ZM198 223H196V224H198ZM208 223H209V222H208ZM208 223H207V224H208ZM220 223H221V222H220ZM220 223H219V224H220ZM226 223H227V222H226ZM226 223H225V224H226ZM228 223H229V221H228ZM233 223H234V222H233ZM236 223H237V220H236ZM238 223H239V222H238ZM263 223H264V222H263ZM263 223H262V224H263ZM6 224H7V223H6ZM69 224H71V223H69ZM77 224H78V223H77ZM108 224H109V223H108ZM116 224H117V223H116ZM138 224H139V223H138ZM152 224H153V223H152ZM158 224H160V222H159ZM175 224H177V223L175 222ZM187 224H188V223H187ZM193 224H194V223H192V225H193ZM201 224H202V223H200V225H201ZM213 224H214V222H212V224H210V225H213ZM219 224H216V227H217ZM249 224H250V222H249ZM26 225H27V224H26ZM65 225H66V224H65ZM79 225H80V224H79ZM102 225H103V224H102ZM136 225H137V224H136ZM144 225H145V224H144ZM154 225H155V224H154ZM172 225H174V224H172ZM188 225H189V224H188ZM204 225L206 226V223H205ZM208 225H209V224H208ZM208 225H207V226H208ZM228 225H231V223L228 224ZM236 225H237V224H236ZM238 225H239V224H238ZM242 225H244V224H242ZM95 226H96V225H95ZM114 226H115V225H114ZM117 226H118V225H117ZM149 226H151V224H149ZM156 226H157V225H156ZM158 226H162L163 229L165 228V226L169 227L168 225H165V226H164V224H160V225H158ZM158 226H157V227H158ZM163 226H164V227H163ZM175 226H176V225H175ZM180 226H181V225H180ZM180 226L178 225V228H180ZM186 226H187V225H186ZM198 226H199V224H198ZM220 226H221V225H220ZM239 226H240V225H239ZM253 226H254V225H253ZM256 226H257V225H255V228H256ZM261 226H262V225H261ZM0 227H1V226H0ZM4 227H5V226H4ZM6 227H7V225H6ZM57 227H58V225H57ZM69 227H70V226H69ZM73 227H74V226H73ZM75 227H78V226H75ZM75 227H74V228H75ZM104 227H106V226H104ZM137 227H138V226H137ZM167 227H166V228H167ZM170 227H172V226L170 225ZM181 227H182V226H181ZM191 227H192V226H191ZM200 227H201V226H200ZM210 227H212V226H210ZM214 227H215V226H214ZM216 227H215V228H216ZM228 227H229V226H228ZM230 227H232V225H231ZM233 227H235V225H234ZM240 227H241V226H240ZM246 227H247V226H246ZM259 227H260V226H259ZM53 228H55V227H53ZM151 228H152V227H151ZM160 228H161V227H160ZM166 228H165L164 231H166V230L168 231L169 229L171 230V228H169V229H166ZM173 228H174V227H173ZM186 228H187V227H186ZM193 228H194V227H193ZM212 228H213V227H212ZM217 228H218V227H217ZM222 228H223V227H222ZM241 228H242V227H241ZM247 228H248V227H247ZM6 229H7V228H6ZM77 229H80V227L77 228ZM85 229H86V228H85ZM118 229H119V227H118ZM118 229H115V230L119 231ZM123 229H125V228H123ZM141 229H142V227L140 228V230H141ZM149 229H150V228H149ZM183 229H184V228H183ZM200 229H201V228H200ZM210 229H211V228H210ZM219 229H220V228H219ZM225 229L228 230L227 227H225ZM233 229H234V228H233ZM239 229H240V228H239ZM248 229H249V228H248ZM250 229H251V228H250ZM261 229H263V228H261ZM3 230H4V229H3ZM67 230H68V229H67ZM71 230H72V229H71ZM73 230H74V231H73V233H74L76 230H75V229H73ZM147 230H148V229H147ZM152 230H154V229H152ZM160 230H162V229H160ZM173 230H174V229H173ZM175 230H176V228H175ZM175 230H174V231H175ZM184 230H185V229H184ZM187 230H188V229H187ZM189 230H191L190 227H189ZM197 230H198V229H197ZM205 230H206V229H205ZM221 230H222V229H221ZM237 230H238V229H237ZM4 231H5V230H4ZM78 231H79V230H78ZM80 231H81V230H80ZM80 231H79V232H80ZM82 231H83V230H82ZM87 231H88V230H87ZM89 231H90V230H89ZM144 231L146 232V229H144ZM158 231H159V230H158ZM162 231H163V230H162ZM162 231H160V232L162 233ZM164 231H163V232H164ZM176 231H177V230H176ZM180 231H181V230L178 229V234L180 233ZM192 231H193V230H192ZM199 231H200V230H199ZM199 231H197V233H198ZM208 231H209V230H208ZM210 231H212V230H210ZM210 231H209V232H210ZM215 231H217V230H214V233H215ZM222 231H223V230H222ZM230 231H231V230H230ZM247 231H248V230H247ZM247 231H246V232H247ZM253 231H254V230H253ZM1 232H2V231H1ZM16 232H17V231H16ZM57 232H58V231H57ZM76 232H77V231H76ZM154 232L156 233L157 231L154 230ZM169 232L172 233V231H169ZM182 232H183V231H182ZM190 232H191V231H190ZM225 232H226V231H225ZM227 232H228V231H227ZM227 232H226V233H227ZM231 232H232V231H231ZM233 232H234V231H233ZM233 232H232V233H233ZM243 232H244V231H243ZM17 233H18V232H17ZM31 233H32V232H31ZM80 233H81V232H80ZM80 233H78V234H80ZM98 233H99V232H98ZM170 233H169V234H170ZM173 233H174V232H173ZM173 233H172V234H173ZM185 233H186V232H185ZM185 233H182V236H184ZM191 233H192V232H191ZM191 233H189V234H191ZM222 233H223V232H222ZM235 233H236V232H235ZM249 233H250V231H249ZM252 233H253V232H252ZM11 234H12V231H11ZM21 234H22V233H21ZM21 234H19V235H21ZM29 234H30V233H29ZM96 234H97V233H96ZM117 234H118V233H117ZM147 234H148V233H147ZM156 234H157V233H156ZM164 234H165V232H164ZM166 234H167V232H166ZM166 234H165V235H166ZM172 234H171V236H172ZM176 234H177V233H176ZM187 234H188V233H187ZM187 234H186L185 236H188V235H189V234H188V235H187ZM198 234H199V233H198ZM206 234H207V233H206ZM211 234H213V233H211ZM211 234L209 233V234H207V235L210 236ZM229 234H230V233H229ZM253 234H254V233H253ZM3 235H4V234H3ZM13 235H14V234H13ZM13 235H12V236H13ZM19 235H18V236H19ZM41 235H43V233H42ZM67 235H69V234H67ZM81 235H82V233H81ZM143 235H144V234H143ZM157 235H158V234H157ZM159 235H160V237H161V234H159ZM162 235H163V233H162ZM165 235H164V236H165ZM180 235H181V234H180ZM196 235H197V234H196ZM202 235H203V234H202ZM202 235H199V236L202 237ZM204 235H205V234H204ZM4 236H5V235H4ZM4 236H3V237H4ZM9 236H11V235H9ZM74 236H75V235H74ZM78 236H79V235H78ZM83 236H84V233H83ZM136 236H137V235H136ZM146 236H147V235H146ZM164 236H163V237H164ZM166 236H168V235H166ZM169 236H170V235H169ZM182 236H180V237H182ZM215 236H216V234H215ZM226 236H227V234H226ZM226 236H225V237H226ZM245 236H246V234H245ZM5 237H6V236H5ZM28 237H29V236H28ZM38 237H41V236H38ZM42 237H43V236H42ZM72 237H73V236H72ZM75 237H76V236H75ZM91 237H92V236H91ZM103 237H104V236H103ZM127 237H128V236H127ZM132 237H133V236H132ZM144 237H145V236H144ZM148 237H149V236H148ZM160 237H158V238L161 239ZM163 237H162V239H163ZM172 237H173V236H172ZM177 237H178V235H177ZM177 237H176V238H177ZM180 237H179V238H180ZM195 237H196V236H195ZM204 237H205V236H204ZM207 237H208V236H207ZM211 237H212V236H211ZM217 237H218V236H217ZM237 237H238V236H237ZM237 237H236V238H237ZM242 237H243V236H242ZM8 238H9V237H8ZM13 238H14V237H13ZM16 238H17V237H16ZM18 238H19V237H18ZM84 238H85V237H84ZM128 238H129V237H128ZM156 238H157V237H156ZM164 238H165V237H164ZM173 238H174V237H173ZM184 238H185V237H184ZM188 238H189V237H188ZM190 238L192 239V237H190ZM197 238H198V237H196L195 239H197ZM222 238H223V237H222ZM239 238H240V237H239ZM262 238H263V236H262ZM1 239H2V238H1ZM11 239H12V238H11ZM27 239H28V238H27ZM36 239H37V241H38V238H37V237H36ZM39 239H40V238H39ZM64 239H65V241H66V244H65V245H67L68 247H69L70 245H72V240H73V239L71 240V238H70V237H67V236H64ZM76 239H77V238H76ZM86 239H87V238H86ZM142 239H143V238H142ZM165 239H166V238H165ZM177 239H178V238H177ZM185 239H186V238H185ZM209 239H210V238H209ZM219 239H220V237H219ZM234 239H235V238H234ZM237 239H238V238H237ZM240 239H241V238H240ZM243 239H244V238H243ZM253 239H254V238H253ZM14 240H15V239H14ZM33 240H34V239H33ZM46 240H47V239H46ZM48 240H49V239H48ZM50 240H51V239H50ZM90 240H92V239H90ZM103 240H104V239H103ZM131 240H132V239H131ZM182 240H183V239H182ZM187 240H188V239H187ZM187 240H186V241H187ZM206 240H207V239H206ZM211 240H213V239H211ZM224 240H226V239H224ZM235 240H236V239H235ZM244 240H246V239H244ZM263 240H264V239H263ZM15 241H16V240H15ZM31 241H32V240H31ZM37 241H36V242H31V243H32V244L35 243V244L38 245ZM43 241H44V240H43ZM52 241H53V240H52ZM61 241H62V240H61ZM77 241H78V239H77ZM84 241H85V240H84ZM169 241H171L170 238H169ZM169 241L167 240L168 244L170 243ZM219 241H220V240H219ZM221 241L224 243V241H223L222 239H221ZM229 241H231V240H229ZM237 241H238V240H237ZM237 241H236V242H237ZM241 241H243V240H241ZM255 241H257V240L255 239ZM261 241H262V240H261ZM28 242H29V241H28ZM53 242H54V241H53ZM62 242H64V241H62ZM80 242H81V241H80ZM87 242H88V241H87ZM89 242H90V241H89ZM134 242H135V241H134ZM134 242H132V244H133ZM176 242H177V241H176ZM188 242H190V241H188ZM197 242H199V241L197 240ZM197 242H196V243H197ZM203 242H204V241H203ZM205 242H206V241H205ZM207 242H208V241H207ZM212 242H213V241H212ZM212 242H210V243L213 244ZM216 242H217V241H216ZM239 242H240V241H239ZM31 243H30V244H31ZM39 243H40V242H39ZM49 243H50V242H49ZM74 243H75V242H74ZM107 243H108V242H107ZM110 243H111V242H110ZM165 243H166V240H165ZM165 243L162 242L161 244H165ZM192 243H193V242H192ZM196 243H195V244H196ZM201 243H202V242H201ZM210 243H209V244H210ZM225 243H226V241H225ZM227 243H228V241H227ZM230 243H231V242H230ZM230 243H228V244H230ZM240 243H241V242H240ZM246 243H248V242H245V244H246ZM253 243H255V242H253ZM253 243H251V244H253ZM258 243H259V242H258ZM258 243H257V244H258ZM17 244L20 245L19 243H17ZM32 244H31V245H32ZM35 244H34V246H35ZM43 244H44V243H43ZM51 244H52V242H51ZM54 244H55V243H54ZM81 244H83V243H81ZM81 244H79V245L81 246ZM98 244H99V243H98ZM98 244H97V245H98ZM149 244H150V243H149ZM149 244H148V245H149ZM173 244H175V240H174V243H173ZM178 244H179V241H178ZM180 244H182V242H181ZM193 244H194V243H193ZM202 244H203V243H202ZM205 244H206V243H205ZM228 244H226V246H227ZM260 244H261V243H260ZM260 244H259V245H260ZM21 245H22V244H21ZM59 245H61V244H59ZM100 245H101V244H100ZM148 245H147V246H148ZM157 245H158V244H157ZM186 245H188V244L186 243ZM190 245H191V244H190ZM196 245H197V244H196ZM199 245H201V244H199ZM231 245H232V244H231ZM238 245H239V244H238ZM263 245H264V244H263ZM38 246H39V245H38ZM41 246H42V244H41ZM63 246H64V245H63ZM86 246L88 247V245H86ZM122 246H123V245H122ZM141 246H142V245H141ZM152 246H153V242H152ZM154 246H155V245H154ZM170 246H171V244H170ZM175 246H176V244H175ZM191 246H192V245H191ZM194 246H195V245H194ZM201 246H202V245H201ZM208 246H209V245H208ZM220 246H221V245H220ZM241 246H243V248H244V245H243V244H242ZM1 247H2V246H1ZM64 247H65V246H64ZM102 247H103V246H102ZM135 247L137 248L138 246H135ZM168 247H169V245H168ZM186 247H187V246H186ZM195 247H196V246H195ZM197 247H198V246H197ZM197 247H196V248H197ZM204 247H205V245H204ZM222 247H224V246L222 245ZM228 247H230V246H228ZM231 247H232V246H231ZM245 247H246V245H245ZM255 247H257V246H255ZM255 247H254V248H255ZM26 248H27V247H26ZM41 248H42V247H41ZM43 248H45V246H43ZM82 248L84 249L85 246H83ZM139 248H140V247H139ZM145 248H146V247H145ZM152 248H153V247H152ZM157 248H158V247H157ZM157 248H156V249H157ZM184 248H185V247H184ZM211 248H212V245H211ZM214 248H215V247H214ZM225 248H226V247H225ZM234 248H235V247H234ZM238 248H239V247H237V248H235V249H238ZM257 248L260 249V248H262V247H260V248L257 247ZM22 249H23V248H22ZM31 249H32V248H31ZM76 249H77V248H76ZM85 249H86V248H85ZM148 249H149V247H148ZM148 249H147V250H148ZM167 249H168V248H167ZM174 249H175V248H174ZM179 249H180V248H179ZM193 249H194V248H193ZM199 249H202V248H199ZM208 249L210 250V247H209ZM218 249H223V248H218ZM218 249L215 248V251L218 250ZM228 249H229V248H228ZM228 249H227V250H228ZM244 249H245V248H244ZM250 249H251V248H250ZM6 250H8V249H6ZM9 250H10V249H9ZM23 250H24V249H23ZM29 250H30V249H29ZM36 250H37V249H36ZM42 250H43V249H42ZM57 250H58V249H57ZM81 250H82V249H81ZM103 250H104V248H103ZM176 250H177V249H176ZM185 250H187V249H185ZM191 250H192V249H191ZM194 250H196V249H194ZM227 250H226V251H227ZM241 250H242V249H240V251H241ZM245 250H246V249H245ZM18 251H19V249H18ZM49 251H50V250H49ZM64 251H65V250H64ZM87 251H88V248H87ZM94 251H95V250H94ZM98 251H99V250H98ZM133 251L135 252L136 250L134 249ZM133 251H132V252H133ZM160 251H161V250H160ZM182 251H183V250H182ZM196 251H198V249H197ZM203 251H204V250H203ZM207 251H208V250H207ZM213 251H214V250H213ZM215 251H214V253H216ZM234 251H235V250H234ZM242 251H243V250H242ZM253 251H255V250H253ZM263 251H264V250H263ZM16 252H17V251H16ZM26 252H27V250H25L24 253H26ZM31 252H32V251H31ZM41 252H42V251H41ZM66 252H67V251H66ZM157 252H158V251H157ZM163 252H164V250H163ZM186 252H187V251H186ZM189 252H191V251L189 250ZM189 252H188V253H189ZM208 252H209V251H208ZM218 252H219V251H218ZM220 252H221V251H220ZM223 252H224V251H223ZM228 252H229V251H228ZM0 253H1V251H0ZM13 253H14V251H13ZM43 253H44V252H43ZM50 253H51V252H50ZM147 253H148V251H147ZM172 253H173V252H172ZM172 253H171V254H172ZM176 253H178V252L176 251ZM195 253H196V252H195ZM201 253H202V251H201ZM201 253H200V254H201ZM204 253H205V252H204ZM209 253H210V252H209ZM235 253H236V252H235ZM237 253H238V251H237ZM244 253H245V251H244ZM250 253H251V252H250ZM256 253H257V252H256ZM3 254H5V253H3ZM29 254H30V253H29ZM32 254H33V253H32ZM35 254H36V253H35ZM53 254H54V252H53ZM58 254H60V253H58ZM95 254H96V253H95ZM139 254H140V253H139ZM139 254H138V255H139ZM159 254H160V253H159ZM178 254H179V253H178ZM206 254H207V252H206ZM231 254H232V253H231ZM231 254H230V255H231ZM240 254H241V252H240ZM240 254H239V255H240ZM248 254H249V253H248ZM253 254H254V253H253ZM253 254H252V255H253ZM15 255H16V254H15ZM22 255H23V254H22ZM30 255H31V254H30ZM50 255H51V254H50ZM55 255H56V254H55ZM55 255H53L54 258H55ZM141 255H142V254H141ZM147 255H148V254H147ZM154 255H155V254H154ZM169 255H170V254H169ZM196 255H197V253H196ZM218 255H219V254H218ZM218 255H217V256H218ZM243 255H244V254H243ZM254 255H256V254H254ZM26 256H27V255H26ZM38 256H39V255H38ZM44 256H45V255H44ZM56 256H57V255H56ZM66 256H67V258H69L68 255H66ZM70 256H71V255H70ZM73 256H74V255H73ZM73 256H71V257H73ZM83 256H84V255H83ZM134 256H136V255L134 254ZM145 256H146V255H145ZM160 256H161V255H160ZM170 256L172 257V255H170ZM182 256H183V255H182ZM187 256H188V255H187ZM190 256H191V255H190ZM199 256H200V255H199ZM207 256H209V255H206L205 258H209V257H207ZM212 256H213V255H212ZM215 256H216V255H215ZM224 256H225V255H224ZM241 256H242V255H241ZM248 256H249V255H248ZM250 256H251V255H250ZM257 256H258V255H257ZM257 256H256V257H257ZM261 256H262V255H261ZM27 257H28V256H27ZM31 257H32V256H31ZM33 257H34V256H33ZM53 257H52V258H53ZM61 257H62V256H61ZM76 257H77V256H76ZM100 257H101V256H100ZM113 257H114V256H113ZM147 257H148V256H147ZM184 257H185V256H184ZM197 257H198V256H197ZM213 257H214V256H213ZM213 257H212V258H213ZM220 257H222V256H220ZM220 257H219V259H220ZM226 257H227V256H226ZM231 257H232V256H231ZM231 257H230V258H231ZM233 257H234V256H233ZM233 257H232V258H233ZM258 257H260V255H259ZM35 258H36V257H35ZM48 258H51V257H48ZM56 258H57V257H56ZM65 258H66V257H65ZM116 258H117V256H116ZM134 258H135V257H134ZM152 258H153V257H152ZM174 258H175V257H174ZM177 258H178V257H177ZM205 258H203V259H205ZM216 258H217V257H216ZM234 258H235V257H234ZM262 258H263V257H262ZM262 258L260 257L261 260H262ZM59 259H60V257H59ZM61 259H62V258H61ZM61 259H60V260H61ZM75 259H76V258H75ZM77 259H78V257H77ZM155 259H156V258H155ZM158 259H159V258H158ZM166 259H167V258H166ZM169 259H170V258H169ZM172 259H173V258H172ZM180 259H181V258H180ZM185 259H186V258H185ZM187 259H188V258H187ZM219 259H218L217 261H219ZM224 259H226V258L223 257V260H224ZM239 259H240V260H239V262H240V261H241V257H240ZM243 259H244V258H243ZM251 259H253V258H251ZM251 259H250V260H251ZM257 259H258V258H257ZM55 260H56V259H55ZM152 260H153V259H152ZM152 260H151V262H152ZM160 260H161V259H160ZM200 260H201V259H200ZM206 260H207V259H206ZM220 260H222V259H220ZM245 260H246V259H245ZM258 260H259V259H258ZM258 260H257V261H258ZM38 261H39V260H38ZM79 261H80V260H79ZM91 261H92V260H91ZM141 261H142V260H141ZM145 261H146V260H145ZM154 261H155V260H154ZM163 261H164V260H163ZM184 261H185V260H184ZM196 261H197V259H196ZM215 261H216V259H215ZM226 261H227V260H226ZM226 261H225V262H226ZM228 261H229V260H228ZM234 261H235V259H234ZM237 261H238V260H237ZM246 261H247V260H246ZM252 261H253V260H252ZM255 261H256V260H255ZM257 261H256V263H257ZM259 261H260V260H259ZM259 261H258V262H259ZM23 262H24V261H23ZM23 262H22V263H23ZM25 262H26V261H25ZM55 262H56V261H55ZM66 262H68V261H66ZM81 262H82V261H81ZM81 262H80V263H81ZM151 262H150V264H151ZM156 262H157V261H156ZM164 262H165V261H164ZM177 262H180V261L178 260ZM189 262H190V261H189ZM193 262H195V261H193ZM222 262H224V261H222ZM239 262H238V263H239ZM82 263H83V262H82ZM90 263H91V262H90ZM134 263H135V262H134ZM134 263H133V264H134ZM138 263H139V262H138ZM141 263H142V262H141ZM161 263H162V262H161ZM169 263H170V262H169ZM172 263H173V262H172ZM196 263H197V262H196ZM218 263H219V262H218ZM227 263L229 264V262H227ZM230 263H231V262H230ZM234 263H236V261H235ZM240 263H241V262H240ZM244 263H245V262H244ZM244 263L242 262V264H244ZM246 263H247V262H246ZM248 263H249V262H248ZM250 263H251V262H250ZM253 263H254V262H253ZM253 263H252V264H253ZM262 263H263V262H262ZM28 264H29V263H28ZM33 264H34V262H33ZM143 264H145V263L143 262ZM146 264H147V263H146ZM179 264H180V263H179ZM181 264H183V263H181ZM186 264H187V263H186ZM215 264H217V263H215ZM220 264H221V263H220ZM224 264H226V263H224ZM236 264H237V263H236ZM258 264H261V262H259ZM263 264H264V263H263Z\"/></svg>","mask_w":264,"mask_h":264}]
</instances>
